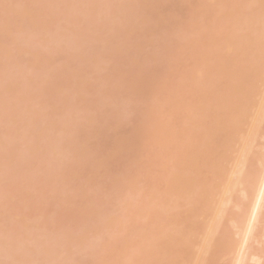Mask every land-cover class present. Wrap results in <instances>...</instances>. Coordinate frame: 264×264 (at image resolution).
Listing matches in <instances>:
<instances>
[{"label": "bare ground", "instance_id": "6f19581e", "mask_svg": "<svg viewBox=\"0 0 264 264\" xmlns=\"http://www.w3.org/2000/svg\"><path fill=\"white\" fill-rule=\"evenodd\" d=\"M14 1H16V0H14ZM46 1H48V0H39L38 2H37V0H21V2H20V0L19 1H16V2H20L19 4L18 3H16L15 2V4H13V1L12 0H0V4L2 5L1 6V9H0V34H1V32H2V30H3V32H4V34H5V32L7 33V37L6 36H2V35H4L3 34V32H2V34L0 35V36H2V37H0V38H4L5 39V42H6V40L8 39V36H10L11 38H13L14 40H13V42H11V43H13V44H15V45H10L11 43H9V45H8V47H6L7 46V44H8V42H10V41H12L11 39H10V37H9V40H7V44H4V43H1L0 42V49H2V50H0V53H2V54H0L1 56H0V124H1V126L3 127V128H5L4 127V125H3V123L4 122H7V123H9L8 125H7V123H6V125L5 126H9V125H12V127H10L9 129H11V128H15V129H12V130H14L13 132H11V133H7V128H5L6 130H5V132H4V130L2 131V129H1V126H0V147H4V154L2 153V151H1V149H0V151H1V153L2 154H0V155H2V157L0 158V194H1V197H0V199H1V201H5V202H7V203H5V206L3 205L4 203L3 202H0L1 204H0V208L2 209V205L4 206V207H8V205H10V207L11 206H13L12 204L14 203V201L15 202H17V200H22V199H24V198H28V197H30V195L32 196V197H36L37 195H39L40 197H42L44 194L43 193H40V191L38 190V192H39V194H38V192H37V190L35 189V191L37 192V194H36V196H35V194L33 193V194H28V192L26 191V192H24V191H22V189L20 188V187H22V186H20L19 188L17 187V190L18 189H21L20 191L21 192H23V193H15L14 191H13V188H14V186L15 185H17V184H19L20 182L22 183V181H24V180H22V179H28L29 180V178H30V176H32L33 175V173H35V172H37L36 174H35V176H36V178H35V181L33 180V179H31L34 183L35 182H39L38 184H40L41 186H42V188L41 189H43V191L46 193V191L45 190H47V186H46V184L48 185V182H47V180H44V179H47L44 175L46 174H48V175H50V173L52 172L53 173V177H52V179L50 178V180H49V182L51 181V180H53V183H52V185H54V187L57 185V184H60L61 182H62V180H64L66 177H65V174H69V176L68 177H71V180H70V178H68L70 181L68 182V181H64V182H66L67 184H64V182H62L63 184V187H62V185H58L57 187H55V189H54V191H52V192H54V193H56L55 191H57L58 190V193L60 192V193H62V195H66V193H67V185H69V191H68V194L66 195V198L69 200V199H71L70 201H68L67 203H69V204H71V205H69L68 204V207H69V210L66 208V207H64L65 208V210H62L61 208H63V206L65 205V203H64V201L62 202V195H61V201L59 200V197L60 196H57V194L54 196V194H53V196L52 195H50L51 193V191H48L47 193L48 194H46V197H47V195L48 196H52L53 197V199H58L57 201H60V205L62 204V203H64V204H62L60 207L61 208H58L62 213H60L59 212V210H58V212H57V214L56 215H58V217H59V215H60V218H61V216H63L64 215V217L63 218H65L64 220L66 221V219H67V213H69V211H71L70 209V206L72 207L73 205H74V202L73 201H75V206L77 207V209H76V207L74 206V208H73V210L74 211H76V210H79V211H81V212H79V211H77L76 213H75V215L76 216H78V215H80L81 214V219L83 218L84 219V221H81V219H80V217H78V218H76L75 217V215H74V213L71 211L70 213L72 214L73 213V215H74V217L76 218V219H78L79 221H81V222H83V223H81V224H79L81 227L85 224V222L87 221L86 219H88L89 220V222L92 220V222L95 224V221H97L98 219V221H101L103 218H105L106 219V217L108 218L109 216H105V215H107V208H103V206H102V208L103 209H105V211H106V213H104V211L103 210H100V211H102L101 213L104 215V217H103V215H101L100 213L98 214V212H96L95 211V209H96V207H99V205L103 202V204L105 203H107V201L108 200H110V202L109 203H107V205H108V209L112 206V207H117L119 204L122 206V203L124 202H122V200H124V196L125 195H127L129 192L128 191H130V188L131 187H129V189H128V185L130 184L129 182H131V181H133L132 179H134L135 181H134V183H136V185L134 184V186L135 187H137L138 188V186L139 185H141L140 186V189H141V187L142 186H144V185H146V184H149V183H145V180H144V182H143V178L144 179H147V174H149V173H154L152 170H153V165L152 164H154L155 166H156V168L158 167L157 165L160 163V160L162 161L161 162V164L160 165H167V164H169V162L168 163H166L165 161H164V159L167 157V153H168V144H166L165 142H166V139L169 137V135H166L168 132H170V133H168V134H170L171 136H173V135H175V136H173V138L171 137V138H168L169 139V141L170 142H168V140H167V142L169 143V146H170V143H171V146L169 147V156L171 157V155L170 154H174L177 158H173L174 157V155H173V157L171 158V160L172 159H174L175 160V162H172L171 160H170V162H172L174 165V167H175V169H177V168H183L184 170L186 169V170H188L189 171V173L188 172H185L184 173V170L182 169V170H180L181 172H182V174H186V173H188L189 174V176H184V175H182L181 173H179V172H177V171H175V174L173 173L174 171H170L171 172V174H169L170 172H169V169H167L165 172H167V173H165L164 172V170H165V168L166 167H163V171H160V172H164V174H168V176H166V175H164V174H157V175H159L160 176V178L158 179L157 178V182L158 183H156L155 181H153V182H155V184H161V187H160V185L159 186H157L156 185V187H155V185H154V183L152 184V186L153 187H149V188H152V189H149V191L148 190H144V189H146V188H144V189H142V190H140L139 188H138V190L139 191H143L144 192V194H142V195H145V199L146 200H148V198H146V196L148 195V194H150V190H152L153 192L154 191H157L158 192V190L157 189H159V192H161V193H159L161 196H162V198H165V196H166V198L165 199H159V200H161V201H159L160 202V204H162L160 207H158L159 209L161 208V207H163V203H165L166 201L167 202H171L172 201V204H174L175 202L173 201L174 200V198H175V196L177 195V196H179L180 194V197L182 196L183 198H182V200L184 199V203H187L188 202V204H187V206L188 207H186V204H185V206H181L180 205V207H185V209H186V211H187V209L189 208V210L187 211V215H188V212L189 211H191L192 209H193V207L195 208V207H198L199 208V206H200V203H199V206L197 205L196 206V204H193V203H196L195 201H199V202H201L202 204V207L203 208H201V209H204V208H208V206L211 204H213L214 206H213V208H211V209H213L212 211H211V209H209L211 212V214L210 215H208V216H212L211 218H209V220H212V222L210 221L208 224L207 223H205V224H207V225H209L210 223H211V225L210 226H207L206 227V225L204 226V223L202 224H200V225H202V226H199L198 227V225L199 224H197L196 225V228H195V224L197 223V221L195 220V222L196 223H194L193 222V219H192V217H190L189 219H188V217H187V219H186V223H188L187 221L188 220H190L189 221V223H191V224H189L188 223V227H186L187 229H184V231H183V229L182 230H178V231H182V232H179V234L180 235H183L182 233H187V235L190 237L191 235L190 234H192L193 232H195V231H197V233H199L200 234V236H201V234L204 232V233H206V234H203L202 236H204V240L201 242V243H197L196 241L194 242L193 240L194 239H192V241L194 242H192V241H189L188 242V244H187V241L186 240H184L185 242V245H184V243H182L183 242V240H182V242H181V240H179L180 238V235H176V233H177V231L175 230V231H170V232H168V233H166L165 234V236H167V237H165L164 236V234L162 235V237H160L159 235H157V238H162V240L160 241V243H159V245L161 244V242L162 243H165V244H163V245H161V246H163L164 248H163V251L160 253L161 254V259H159V260H161L160 261V263L159 264H179L178 263V260H180L181 261V257L183 258V261H185V260H187L186 259V257L188 258L191 254H192V252L194 253V252H196V251H198V250H196L197 248L196 247H198V248H200V250H201V253L199 252V256H197L196 254H197V252H196V256L194 257V260H192V255H191V260L192 261H194V263L195 262H197L196 264H264V0H258V2L253 6V8H251L252 9V11H254L253 13L255 14V16L256 17H252V20H254V24L252 23V21L251 20H249L248 18H250V17H248L247 18V22H248V20H249V22H251L250 23V25H252V29L250 28V25H249V30H248V23L246 24V18H245V14H243V16H238L239 15V12H240V8H237V5H240V3H239V0L236 2V0L234 1H232V0H230L231 2L230 3H233V5H234V2L235 3H237V5L235 4L234 6H236V9L234 10L233 8L232 9H230L231 8V6L228 4V2L227 1H224V0H222L223 2H226V4L224 3V6L226 5H228V8H229V6H230V11L228 12V10L229 9H227L226 7H224V8H226L227 9V12H225L224 13V11L221 9L222 7H223V5H222V3L220 4L221 5V8L216 4V0L214 1V5L212 4V0H202L203 1V3L205 2V3H207L206 4V7L204 6L205 5V3L202 5L201 4V6L202 7H204V9H205V12L207 11L210 15H207L205 12H204V9L201 7V6H199V4L197 3V5L200 7V10H198V8L199 7H197L196 6V1H198V0H193V1H191V0H173V1H175V3H173V2H171V1H167V0H165V1H163V0H161V1H163L164 3H166L165 5L161 2V4H163L164 6H160L161 4H159L160 3V1L158 0H156L157 2H159V3H157L158 5H159V7L157 6V4H156V2L154 1V0H151V2L148 4V1L147 0H136L137 1V3H138V5H140V7L138 8V10H142V9H145V10H143V13H144V11H146V10H149L148 11V14L149 15H151L150 16V18L152 17L153 18V20L152 21H150L151 19L150 18H148V17H144V16H147L148 14H147V12L145 13V15L143 14L142 15V17H140V16H138L141 20L143 19V21H144V23L143 22H140L141 23V25H142V23L143 24H145V23H147V21H150V22H152L154 25H152V23L149 25L148 23H147V28L149 29V32L152 34V36H153V38L155 39V41H157L158 39H159V41L161 40L160 39V37H162V33H160L161 35L159 36L158 35V33L160 32V31H156L157 32V35H158V37L156 36V32H155V30L154 29H156V28H154V27H158V29H159V27L160 26H163V28H162V30H165V31H163L164 33H163V35L166 33V34H168L169 33V31H171V33L173 34L174 33V35L175 34H177V33H179V32H181V33H183V35H185L186 33H187V31H188V28H189V24L191 23L190 21H188L187 20V17L188 18H190L191 16V18L190 19H192L193 18V20H194V18L195 17H193V14L195 15H197V14H200V11H202L203 10V14H201L202 16H203V19H206V20H203V21H201L200 22V20H202V18L200 19V18H198V20L197 19H195L198 23L200 22V25L199 24H197L196 23V21H195V23H194V21H193V23H192V25L190 26L191 27V29L194 27V26H198L199 25V27L200 26H203L204 25V29L205 30H207L208 31V33H209V31L211 32H213V34H215V35H213L212 34V32H211V35L209 34V36H208V38L210 39V36L211 37H213L212 39V41H210L211 43H213V47H215V49H217V46H221V40L223 39L225 42H227V44L226 43H224V47L222 46L221 48L222 49H224V50H222L221 48H220V50H218V51H221V52H219V55H218V52L216 53L215 51V49H213V50H215V51H213L212 50V48H211V51H212V53L213 52H215L216 54H213V55H217V56H212V57H215L214 59H212V60H215V61H213V62H211V63H213V65L214 66H216V67H214L211 63H210V65L212 66V67H210L212 70H214V69H216V72L217 73H215V71H214V73H215V76H216V78H215V76H213V78H215V79H219L220 81H223V79H225L224 81L225 82H221L220 83V81H218V80H213V82H211L212 80H210V78H212V76H209L208 74H210V75H214V73H213V71H210V68L207 66V65H209V62H208V60H207V62L208 63H206L205 65H204V63H201L202 64V66H204V67H202V66H200L199 64H200V58H202V57H200L201 55L203 56V60L201 59V62L202 61H204L205 62V58L207 57V55L208 54H206V55H203L202 54V52H201V50H200V52L201 53H199V52H197V54L199 53V54H201V55H198L200 58H199V62H198V56L196 57V60L194 59V60H192V63H193V68H194V65L195 64H197V62H198V64H197V67L198 68H205L206 70H207V73H205V69H204V72H200L201 70L203 71V69H200V71H198L199 69L197 68V67H195L194 69H196L197 68V70L195 71V70H192L193 68H192V65H191V67L189 68V64H192L191 62L190 63H187V62H189L185 57H188V56H185V54L188 52V53H190V54H192V55H194V53L193 52H189L190 50L189 49H193L194 48V50H196L195 48H197V50L196 51H199L198 49L200 48V47H196L197 45L198 46H200V44H198V43H196V42H194L195 40H196V38H198L200 41H202V39H206L207 38V31L205 32V33H207V34H201V28H198L197 26H196V28H198V29H195L196 31L198 30V35H199V37H198V35L196 34V31L193 33V30H191L190 32H188V33H190V35L192 34V35H196L197 37L195 38L194 37V40H192L193 42H191L190 43V41L189 40H186V43H188V44H192V45H194L193 47H191V48H188V50L189 51H187L186 49L187 48H185L184 49V51L186 52H183V49H181V53L182 54H184V56H180V55H182L181 53H179L180 52V48H182V45H181V47H180V45H178V43L180 44V43H184V42H176L175 43V39H178L177 38V36H175L174 38H171V37H173L172 35H170V38L171 39H167V40H169L168 42H169V44L170 43H172L171 41H172V39H174L173 41V43L175 44V46H177V47H180V48H176V47H174V48H176V51L175 50H172V49H174L173 47L170 49V47L172 46V45H174L173 43H172V45L170 46V47H167L168 45H164V49H160V45H161V41L162 40H164L165 39V37L167 36H165L161 41H160V44H159V41L158 42H155V41H153L154 39L153 38H151V40H150V37H152V36H150L149 35V32H148V30H147V28L145 29V27H139L140 25H138V27H137V23L139 24V22H137V23H134V27H136V30L137 29H139L140 30V28H142L141 30H143L144 29V31L143 32H145V30L147 31V33H148V35H147V37H144L145 36V34H144V36L142 35V38L147 42V40H148V43H147V45H145L146 43H143L144 44V46H147V47H152V46H150V44H153L154 45V43H156V45L157 46H159V48L156 46L154 49V51L155 52H153V50L151 51L152 53H151V55H150V50H147V49H149V48H147L146 50L149 52V54H148V52H146L145 51V48L143 47V48H141L142 46H141V43L142 42H144V41H142V39L140 38L141 37V34H140V36H139V34L138 33H140L141 32V30L140 31H135V29H133V30H130V29H132L133 28V24L132 23H130L129 22V20H131L133 17H134V21L136 22V20L138 19V20H140L139 18H137L136 16H135V13L136 12H131V13H133V14H131L130 12H128V13H130L131 15H129V17L131 18H129V20H127L128 19V13L126 12L131 6H133L134 5V7H136V1H132V0H130V3H132V2H134V3H132L133 5H131L130 3L127 5L126 4V7H123V6H125L124 4H125V2H127L128 3V1L129 0H124V4L122 3V0H107V3H104L103 4V0L100 2L99 0H66V1H60L61 3H63L62 4V6H63V10H65V11H62V10H60L61 9V3H60V5L57 3H55L56 5H55V8L53 7V6H51L50 4V8H54V9H56V6L58 5V6H61L60 8H59V10L60 11H62L63 13L62 14H60V13H58V14H60L59 16H57L58 14H57V12H55L54 14L53 13H51V14H53V15H56V17L55 16H53V15H51L50 14V12L49 11H51V10H54V9H49L48 7V3L50 2V1H48L47 2V4L45 3ZM51 1H53V0H51ZM55 1H58V0H54V2ZM150 1V0H149ZM210 1H212L211 3H210ZM218 1V0H217ZM249 0H247V1H243L242 0V2L243 3H245V2H248ZM254 2L255 3V0L253 1V0H250V2H248V3H252V2ZM11 2H12V4H11ZM43 2L44 4H45V8H47L46 10H47V12L46 11H44V9H43V7H44V4H41V3ZM59 2V1H58ZM104 2H106V0H104ZM154 2V3H153ZM167 2H169V3H167ZM181 3L180 5H181V7H182V10L184 11V9L187 11V13L189 12V11H191V13H193V14H191V16H188L186 13H183V14H181V7L177 4V3ZM190 2H192V4H191V6H188V5H190ZM200 2H201V0H200ZM208 2H209V6L211 7V5H213V6H215L216 7V9H213V11L215 10V11H219V10H221V12L222 13H224V14H221V12L219 13V14H221L220 16L222 17V15H223V17H224V15H226V13H233L232 11L234 10L235 12L237 11L238 12V14H237V12H236V15L238 16V18L240 17V18H242L243 17V22H242V20H241V24L239 25V23H240V20H236V18L237 17H235L234 15L235 14H233V16L235 17H233L235 20H233V19H231L232 17L230 16V24H231V22H232V20L233 21H235V25H234V29H236V28H238V27H236L235 28V26H237L236 24L238 23V25H239V29H236L235 31L234 30H232L233 32H238V34L242 31L241 29H240V26L242 27V25L243 24H245L244 25V30H245V34H244V31H242L243 33V35L242 34H237L238 36H240V35H242L241 36V38L239 37L238 38V36L236 37L235 36V38L233 37L234 36V34H233V32H232V34H233V36H230V35H224V33L223 32H225L226 33V30H224V27H222L221 26V28H220V26L218 25L219 24V21H220V24L222 25V23L225 21V19H224V21L221 19V17H219V14H218V18L219 19H221V20H215V21H217L218 23H216V22H213L212 20H210V19H214L213 18V16H215L216 14H217V12H215L214 11V13L213 14H215V15H213L212 16V12L213 11H209L210 9H209V6H208ZM240 2H241V0H240ZM241 2V3H242ZM52 3V2H51ZM119 3V4H118ZM184 3V4H183ZM187 3H189V4H187ZM194 3H195V7H197V8H193L192 6H194ZM202 3V2H201ZM8 4H10V5H12L11 6V10H12V12H11V14L13 15V17L15 16V20H17V22H15V20H14V18H13V20L14 21H12L11 20V17H9V16H6L7 14L9 15L10 13H7V12H3V11H6L5 9L7 8V10L9 9V7L10 6H6V5H8ZM39 4H41L40 6H39ZM153 4V5H152ZM156 4V5H155ZM168 4V5H167ZM171 4H175L174 6L172 5L171 6ZM177 4V5H176ZM245 4H247V3H245ZM43 5V6H42ZM52 5H53V3H52ZM115 5H118L117 6V8H116V6ZM120 5H123L122 6V11H124V9H127L126 11H124V13H123V15L121 16V14H119L120 16H119V19H117L118 18V14L117 15H115V13H119V11H120V13H121V8H119L118 9V7H121ZM141 5H147L146 6V8H144V6H142L141 7ZM155 5V6H154ZM217 5V6H216ZM250 5H253V3L252 4H248V6L249 7H251ZM5 6H6V8H5ZM58 6H57V8H58ZM103 6H105V9H104V11H102L103 9H102V7ZM115 6V7H114ZM130 6V7H129ZM177 6H179V8H177ZM186 6L187 7H189V8H186ZM212 6V7H213ZM114 7V8H113ZM148 7V8H147ZM161 7V8H160ZM163 7V8H162ZM164 7H169V9L168 8H166L168 11H170V8H171V12H173V14H169L171 17H168L169 15H166V12H164V13H162V15H161V13H159L160 11L159 10H163V11H165L166 9L164 8ZM183 7H184V9H183ZM193 8V9H190V8ZM208 7V8H207ZM214 7V8H215ZM219 7V8H218ZM239 7V6H238ZM243 7V6H242ZM132 9H129V11L130 10H136L137 9V7H136V9H134L133 7H131ZM159 8V9H158ZM175 8H177V10L175 9ZM201 8H202V10H201ZM244 8V11H245V8H246V6L245 7H243ZM113 9L115 10V11H113ZM165 9V10H164ZM173 9H175V10H173ZM187 9H190L189 11L187 10ZM194 9H196V10H198V12L199 13H197V11L196 10H194ZM208 9V10H207ZM219 9V10H218ZM248 9H250V8H248ZM250 9V10H251ZM58 9H56V11H59ZM106 10H107V12L108 11H111L112 10V12H113V17L110 15V17L113 19L114 18V20L115 19H117V20H115L116 21V23L118 24V20L119 21H121V20H123V19H125V18H123L125 15H126V17H127V19H125V20H123L124 21V25H125V21H126V23H127V21L131 24V26L129 27V29H128V27H127V25L128 24H126L125 25V28H127V30H128V33H129V35H130V37H132L133 38V36L132 35H134V37L135 36H137L139 39H141V40H137V39H134V41L133 42H135V40L137 41V42H135V44L133 43V44H131V46H130V44H129V42H131L132 43V38H130V40L128 39L129 38V35H128V33L125 31V37H124V32H123V39L125 40L126 38H127V36H128V38H127V40H125V41H127L128 42V44L129 45H127L126 44V42L123 40V39H121V40H123V41H121L120 39H119V42H118V39L117 38H119V37H117L116 38V36L118 35V31L119 30H117V28H115V27H113V28H115L116 29V34L115 33H113V31H115V29H113L112 30V28H110V30H108L109 28H108V26H105L104 27V25L106 24V25H108L107 24V22H105L104 24L102 23L103 21L102 20H100V19H98L99 17L98 16H96V15H99L100 16V14H101V16H102V14H103V16L104 15H106L107 14V16L109 17V13H107L106 12ZM211 10H212V8H211ZM242 11H243V9H241ZM247 10V9H246ZM250 10H249V12H250ZM116 11H118V12H116ZM137 11V10H136ZM163 11H161V12H163ZM174 11H176V12H174ZM195 11H196V13H195ZM251 11V12H252ZM54 12V11H53ZM74 12H77V17H79V15H81V16H83V15H85V14H83V13H90L91 15H92V20L91 21H93V19L95 20V18H97L98 20H99V25H101V23H102V26H100V27H104V29H106L107 28V30H106V32L108 31V34L110 35L109 37H110V39H112L113 38V40L114 41H112V40H110L112 43H110L109 42V37L107 36V33L106 32H104V30H101V28H100V30H101V33H100V35H99V32H100V30H98L97 28H96V30H95V23L96 22H98V20L96 21L95 20V22H94V25L92 24V25H90V26H94V29H93V27H92V29H91V27L89 28L88 26L89 25H85L87 28H89V30L90 31H94L95 30V32H92V33H90V35L91 34H94V35H92L93 36V38L92 39H90V37H88L89 36V34H88V36H87V32L86 31H88L87 29H84L83 28V26H81L84 30H85V34H84V31H82V33H81V27H79L80 28V30H78L76 27H78V26H80V24L82 23V25H84L85 23L86 24H91V23H89L88 21H86L84 24H83V22H80V21H82V20H78L77 18H75V20H73L72 19V14L74 13ZM83 12V13H82ZM105 14H104V13ZM115 12V13H114ZM127 14H126V13ZM170 12V13H171ZM177 12H178V14H179V12H180V15H178L177 14ZM5 13H7V14H5ZM70 13H72V14H70ZM78 13H80L79 15H78ZM139 13H140V11L138 12V15H139ZM141 13H142V11H141ZM140 13V14H141ZM151 13V14H150ZM168 13V12H167ZM241 13V12H240ZM244 13H246V12H244ZM247 13H248V11H247ZM246 13V15H249V14H247ZM15 14V15H14ZM88 14H87V16H88ZM89 14V15H90ZM163 14L164 15H166V18L163 16ZM185 14H186V18H185ZM189 14V13H188ZM253 14V15H254ZM76 15V13L74 14V16ZM94 15L96 16V17H94ZM148 15V16H149ZM153 15V16H152ZM183 15V16H182ZM200 15V17H202ZM251 15V14H250ZM87 16L85 15V17L87 18ZM114 16H116V18L114 17ZM180 16H182V18L180 17ZM199 16V15H198ZM211 16H212V18H211ZM217 16V15H216ZM229 16H225V18H227L226 20L227 21H229ZM8 17V18H7ZM76 17V16H75ZM84 17V16H83ZM82 17V18H83ZM104 17H106V16H104ZM108 17H106L105 18V20L107 19V20H110V19H108ZM207 17H209V19H207ZM81 18V17H80ZM145 18H148V20L146 21V19ZM168 18V19H167ZM184 18H185V20H184ZM217 17H215V19H218ZM239 18V19H240ZM245 18V19H244ZM83 19H85V18H83ZM180 19H181V21H180ZM189 19V20H190ZM200 19V20H199ZM53 20H55V23L57 22V24H59V28H58V25H56V26H54V27H56V28H58V30H56V28H55V31L56 32H58V31H60V32H58L57 34L59 35V38H60V40H58L59 38H54L55 37V34H56V32H53L52 30H54V27H53V29L51 28V26L53 25V23H54V21ZM106 20V21H107ZM114 20H111V22L109 21V23H113L112 21H114ZM140 20V21H141ZM176 20L177 21H179L178 23L176 22ZM182 20H184V23L186 24V25H189V26H187V28H186V31H185V34H184V32H182V31H184V30H180V31H177L176 30V28H178V26L180 25L183 29H185V25L184 24H181V22L183 23V21ZM209 20H210V22H209ZM245 20V21H244ZM51 21H53V23L51 22ZM64 21V22H63ZM90 21V22H91ZM101 21V22H100ZM132 21H133V19H132ZM133 21V22H134ZM154 21V22H153ZM186 21H187V23H186ZM204 21H206V22H204ZM212 21V22H211ZM227 21H225V22H227ZM239 21V22H238ZM15 22V23H14ZM60 22H63V23H61L62 25H60ZM66 22V24H64ZM190 22V23H189ZM209 24H208V23ZM237 22V23H236ZM14 23V24H13ZM189 23V24H188ZM201 23H203V25H201ZM213 24V23H216L215 25H217L216 27H214L213 25V28H214V30H213V28L211 29V24ZM228 23V22H227ZM243 23V24H242ZM25 24H27V26L25 25ZM64 24V25H63ZM97 24V23H96ZM121 24V22H119V25ZM129 24V25H130ZM174 24H176V25H178L177 27H175L174 26ZM194 24V25H193ZM196 24V25H195ZM224 24V23H223ZM226 24V23H225ZM224 24V25H225ZM15 25H17L18 26V31H20V29H21V31H24L25 29H27V30H25L26 31V36H28V38L30 37V38H33L34 37V35H35V31L37 32V30H35L34 31V29H32V28H36V29H38V31H39V29H41L40 30V33L42 32L43 34H40L39 32V35L41 36V38H40V36H38L40 39H42V40H44V42L42 41L41 43H46V42H51L50 41V39L48 40V37L51 35L50 34V30L52 31V36H50L52 39V41H55L54 43H57V40H58V42L59 43H57V44H59L60 46H61V48H63V51L64 52H59V50L61 49H59L58 47H59V45L57 46V45H55V47H57L58 48V52H59V56H60V54H62L63 55V53H65V52H69L70 53V55H69V53H68V55H67V57H69V56H71V54H73V55H76L74 58L71 56V58L70 59H76V60H74L75 62L77 61V63H79V66H82V65H84L85 63V61H89V63L92 65L93 63V60H94V62H96V63H102L103 64V62H106V61H100V56H99V58H98V56H97V58L96 59H93L92 58V61H91V58L90 57H92L91 56V52L92 51H94V53H96V54H94L95 55V57H96V55H99V52H98V50L100 49H102V51H100V54H102L101 52H103L104 50H106V47H108V48H110L111 49V51H109L108 53H105V51L103 52V54L105 53V57L106 58H108L109 56H110V54L111 55H113L112 54V52H114V51H116V48H117V51H116V53H114L115 55L114 56H116V54H117V52H118V55H122L121 57L122 58H124V56H130L129 58H127V57H125L123 60H119V59H121V57L119 56L117 59H116V57L115 58H113V59H116V62L118 61V63H116L117 64V67H120L121 66V68H122V66L123 65H121V64H119L120 62H122V61H124V60H126L125 62L126 63H128V64H130V62H132L131 63V66L133 67V65L134 66H136L135 68L133 67V69L134 70H130V69H132V67L130 68L129 66H127V64L124 62V64H126V65H124L125 67H127V68H130V69H128V72L126 73H123V74H125V75H127V76H124L123 74H119L118 72H123V70H126L125 68H124V66H123V68L122 69H117V67H115L116 66V64L112 61V59H111V56L108 58L109 60L111 59V63H109V62H107L108 64H109V67L107 66H105V64H104V69H106V68H108L107 70L109 71V72H106V73H110L111 72V74H107V76H106V73L104 72L103 73V71H105L104 69L102 70L101 68L103 67V65H102V67H99L98 68V66L96 65V67L94 68H92V66L90 67H88V68H91V70H94V71H91L90 69H88L87 68V66L89 65V64H86L87 66H86V68L88 69V70H86V68H85V66H83V69H84V71H86L87 73H85V72H81V70H82V68H72V66H69V64L68 63H65L64 62V60L66 61V60H68V58L65 56H63V57H61L60 58V62H61V59H62V61L64 62V63H62L63 64V68L61 69V73L62 74H60V72L59 71H56V72H58L57 74L56 73H54V74H56V76H58V74H60V76H58L57 78H56V76L54 75V76H52V77H54V78H56L55 80H53L54 78H52V80L50 81V82H47L46 80L48 79H44V80H42V82H40V80H41V78L43 79L44 77H46V75H48V74H50V72H52L53 70H50L51 69V66H53L54 64H55V61L57 62V57H58V55L56 56V54H58V52H56V51H52V49H56L57 50V48H54V44L52 45V44H49V42H48V44L47 45H45L44 44V47L41 45H39V47L40 48H38V49H41V48H45V50H46V52H44L45 50L44 49H42V50H44V51H38V50H29V48H28V45H27V47H25V45H26V42L27 41H24L25 43H23V41L21 40V43H23L22 45L24 46H22V45H20V42H18L19 40H18V36H17V40H16V37H15V34H17L16 32H18L16 29L17 28H15V30H14V27H15ZM55 25V24H54ZM150 27H149V26ZM165 25H166V29H164V27H165ZM183 25H184V27H183ZM30 26V27H29ZM61 26H64V27H61ZM67 26H69V27H67ZM117 26V25H116ZM121 26V25H120ZM153 26V27H152ZM180 26H179V28H180ZM231 26H233V23H232V25H227L225 28H228V31H229V33L231 34V30H229V27H230V29L231 28H233V27H231ZM247 26V27H246ZM25 29H24V28ZM32 27V28H31ZM111 27V26H110ZM117 27H119V26H117ZM132 27V28H131ZM153 29H152V28ZM173 27H174V29H173ZM205 27H209V28H205ZM246 27V28H245ZM2 28V29H1ZM31 30H30V29ZM51 28V29H50ZM160 28V29H161ZM170 28V30H168ZM179 28H178V30H179ZM217 28H220V32L221 33H219V34H221V35H219L218 33H216V31H218V30H216ZM30 31H29V30ZM82 29V30H83ZM118 29H123L124 30V28H123V26H121V27H119ZM190 29V28H189ZM201 29V30H200ZM203 29V30H204ZM209 29V30H208ZM242 29H243V27H242ZM251 29V30H250ZM112 30V31H111ZM126 30V29H125ZM152 30V31H151ZM153 30H154V32H153ZM167 30H168V32H167ZM172 30H174V32L172 31ZM204 30V31H205ZM223 30V31H222ZM241 30V31H240ZM20 31V32H21ZM25 31L22 33H20V32H18L19 34V36H21L22 34H24L25 33ZM27 31H29V33L31 32V31H33V34L32 33H30V34H32V37L31 36H29L30 34L27 32ZM96 31H99V32H96ZM102 31L105 33L104 35L102 34ZM109 31H111L115 36H111V35H113L112 33L110 34V32ZM130 31H133L132 33L130 32ZM177 31V32H176ZM203 31V32H204ZM249 31V32H248ZM120 32V31H119ZM135 32V33H134ZM143 32H141V33H143ZM154 34H153V33ZM162 32V31H161ZM176 32V33H175ZM202 32V33H203ZM219 32V31H218ZM28 33V34H27ZM127 33V34H126ZM131 33V34H130ZM134 33V34H133ZM137 33V34H136ZM146 33V32H145ZM171 33H169V34H171ZM223 33V34H222ZM54 34V35H53ZM56 34V35H57ZM71 35V37H70V35ZM81 34L83 35H85L84 37H82L81 36ZM96 34H98V35H96ZM122 34V32H120V35ZM201 34V35H200ZM231 34V35H232ZM47 35H48V37H47ZM71 38V42H73L74 40H73V38L75 39L76 37L77 38H79V37H82L83 39L81 40V38H79L78 40H80V41H82L81 42V45L79 44V45H77V44H75L76 43V39H75V41L73 42V45L75 44V46H73V48H75L76 47V45H77V47L79 46H82L83 47V45H84V47H83V49H81V47H80V49H81V51L82 52H79V53H81V54H79V53H77L76 54V52L75 51H79V47H78V49L77 48H75L76 50H73L71 47H72V43H68L67 41H66V44L67 45H69L70 44V46H69V48H68V50L71 48V50H67L66 51V49L67 48H64L63 46H65V45H63L62 44V42L63 41H65V40H62V39H67V40H70V38L68 39V36ZM102 35V36H101ZM180 35V34H179ZM179 35H178V37H179ZM189 34H187L186 35V37H189L188 36ZM194 35V36H195ZM204 36V37H206V38H202L201 36ZM25 36V35H24ZM24 36H21L20 37V39L22 38V37H24ZM26 36H25V38H26ZM67 36V37H66ZM72 36H73V38H72ZM75 36V37H74ZM89 38V40H90V42H92L91 40H93L94 38L96 39L97 37H99L98 39H96V41L98 42V40H99V42H98V44L97 45H99V43H100V46H101V43H107V44H105L103 47L101 46V48H99V49H97L98 48V46L97 47H95V45H93L94 43H91V45H93V47L94 48H96L97 50L95 51V50H91V52H87V50L88 49H86V47L85 46H87V48H89V46H90V48H91V45H90V42L88 43L87 41V39H85V38H87V37ZM105 36H107V40H105ZM148 36H150V37H148ZM169 36V35H168ZM168 36H167V38H168ZM180 36H182V34L180 35ZM215 36L217 37H219V40L216 38L215 39ZM230 36V37H229ZM102 37H104V38H102ZM121 37V36H120ZM156 37L158 38V39H156ZM191 37L192 36H190V39H191ZM231 37H233V38H231ZM35 38L37 39V35L35 36ZM147 38V39H146ZM149 38V39H148ZM183 38V37H182ZM207 38V39H208ZM23 39V38H22ZM27 39V38H26ZM36 39H34V40H36ZM54 39V40H53ZM87 40V41H85V40ZM94 39V40H95ZM104 39V41L102 42L101 40H103ZM193 39V38H192ZM207 39H206V41H207ZM16 40V41H15ZM24 40V39H23ZM28 40H30V39H28ZM29 41V44H31L32 45V43L34 44H36V42L35 41ZM38 40V39H37ZM73 40V41H72ZM129 40V41H128ZM178 40H180V39H178ZM177 40V41H178ZM216 40V43H214V41ZM220 42V43H218V41ZM222 40V41H223ZM0 41H2L3 42V39H0ZM39 41L40 40H38V42L37 43H39ZM80 41L79 42H77V43H80ZM83 41H85L86 43H84ZM101 41V42H100ZM138 41H142V42H140V44H138L137 45V43H139ZM152 41V42H151ZM189 41V42H188ZM196 41H198V40H196ZM223 41V42H224ZM16 42V43H15ZM60 42H61V44L63 45H61L60 44ZM95 42V41H94ZM121 42V43H120ZM122 42H124L123 44H122ZM149 42H150V44H149ZM210 42H207V43H210ZM222 42V43H223ZM96 43V42H95ZM159 45H158V44ZM163 43H165V41L163 42ZM167 43V42H166ZM204 43H206L205 41H204ZM4 44V45H3ZM18 44V45H17ZM25 44V45H24ZM86 44V45H85ZM110 44V46H112V45H114V46H116V47H114V46H112V47H114L115 48V50L112 48V47H109L108 45ZM122 44V45H124V44H126L123 48H124V50H126V51H130V52H128L127 54H125L126 52L120 47V45ZM177 44V45H176ZM185 44V43H184ZM214 44H217L216 46H214ZM220 44V45H219ZM3 45V47H4V49H3V47H1ZM48 45H51L50 46V50L48 51V52H50V51H52V52H50V54L47 52V50L49 49L48 48ZM66 45V46H67ZM121 45V46H122ZM149 45V46H148ZM202 45V44H201ZM203 45H205V44H203ZM206 45H211V44H206ZM205 45V46H206ZM15 47V49H18V50H15L14 49V52H13V47ZM35 46H37V45H35ZM65 46V47H66ZM99 46V47H100ZM127 46V47H126ZM166 46V47H165ZM205 46L204 47H202L201 46V48H202V50H203V48H205ZM208 46H207V48H205L204 50H203V53H207V51H205L206 49L208 50V49H210V48H208ZM17 47V48H16ZM38 47V46H37ZM162 47H163V44H162ZM185 46H183V48H184ZM211 47V46H210ZM27 48H28V50H27ZM48 48V49H47ZM84 48L86 49L85 51H86V54H87V56H88V59L85 57V53L83 52V50H84ZM90 48H89V50H90ZM103 48H104V50H103ZM107 48V49H108ZM126 48H128V49H126ZM166 48V49H165ZM219 48V47H218ZM26 49V50H25ZM65 49V50H64ZM143 49H144V51L146 52H144L143 51ZM156 49H158L157 51H165V52H167V53H171V51H174V52H177L178 51V53L180 54H177V53H175V54H177L178 55V59H180L181 58V60H185V63H183V61H181V62H179V61H177L176 59H175V57H174V60L172 59L173 57H171V59L170 58H168L167 59V57H170V56H160L159 55V53L157 54L156 52ZM160 49V50H159ZM74 51L75 53H73V52H71V51ZM193 50V51H194ZM233 50H235L236 51V55L237 54H243V55H240V57H242V56H247V57H244L242 60H245L246 58H248L243 64H241L242 62H239V64L238 63H236L237 61H239V59L237 60V59H235V58H233V57H235L236 55H232V54H230V53H234L235 54V51H233ZM17 52V55H18V53H19V55H22V57H19V56H15V60L17 61V62H21L22 60V62H24V64H25V62H26V64L25 65H27V67L26 68H28V69H25V68H22V66L24 67V64L21 66L20 64H22V63H20L19 65H17V62L16 61H14L13 60V57H14V55H15V53ZM131 51H134V54L137 52V53H139L140 52V54L142 53V54H144L145 53V56H144V58H146L147 56H146V54L147 55H149L150 57H154V58H152V59H150L149 61H148V59L146 58L145 59V61H146V63L143 61V66H146L145 64H147V65H149L150 63V61H154L153 63L155 64L156 63V58L158 57V58H161V61L162 60H165V58H166V60L165 61H167V62H169L170 64H172L173 63V65L176 67V66H180L181 65V67L182 68H180L179 69V67H176L178 70H181L182 69V71H181V73H180V75L182 76H184V78L186 79V80H188L187 82H188V84H189V82L191 81V85L193 84V83H195L194 85H192V90H193V92H195L196 90H197V85H198V83L197 82H192V80L194 81L195 79H194V77L193 76H195L196 75V77H198L199 78V75H201V77L199 78L200 80L201 79H204L203 78V76L204 77H206L207 78V76H209L210 78H207V79H209L208 81L209 82H211L210 84H212L213 85V87H214V85H216L215 84V82H219L220 84H223L222 86L221 85H219V83H217V85H218V87L219 86H221V88H218V90H220L219 91V95H218V93H217V95L214 93V91H213V89L215 90L216 88L215 87H217V85L213 88V89H211V87L210 86H206L207 87V89H206V87H205V84L203 83V80L202 81H200L199 79V81L198 82H201V83H199V86H200V88H202V85H203V88H204V90H209V88L213 91L212 92V94L210 93V92H204V91H202L203 90V88L201 89V91H199V93H200V97H202V95L204 96V98H206V99H202L203 101H201V99L199 98V95L196 97L194 94L196 93H194L193 94V92H191L192 90H189L190 92H191V97H188V95H189V93L186 91V88H187V86H188V84L186 83V81H183L184 79H183V76L182 77H180V76H177V75H179V72L180 71H178V70H176L175 71V69H172L173 70V75H172V78H171V74H172V70H171V67H172V65H169L167 62H164V61H162L163 63H166L165 65L167 66V65H169L168 66V69H169V71H167L168 69H166V68H161V71L160 70H158L157 71V69H155V65H151L150 66V68H148V69H145L144 67H142L141 65H142V62L140 63V64H138V62H140V61H142L143 59V57H142V55H141V58H140V56H138L137 55V53H136V55L138 56H136V55H134L133 54V57H132V54H129V53H131ZM196 51H194V52H196ZM205 51V52H204ZM210 50H209V57L211 56L210 55V52H211ZM238 51V52H237ZM106 52H107V50H106ZM111 52V53H110ZM123 52H125V53H123ZM144 52V53H143ZM224 52H226L225 54H224V56L222 55ZM56 53V54H55ZM67 53H65V54H67ZM84 53V54H83ZM88 53H90V55L88 54ZM133 53V52H132ZM162 53V52H161ZM222 53V54H221ZM232 56V57H228V58H226L227 56H230L229 54ZM93 54V53H92ZM154 54H157V56H153ZM171 54H173V55H175L174 53H171ZM170 54V55H171ZM190 54H187V55H189L190 56ZM124 55V56H123ZM159 55V56H158ZM161 55H163V53L161 54ZM164 55H166L165 53H164ZM176 55V56H177ZM192 55L190 56V57H188V59H191V57H192ZM196 55V54H195ZM25 56V57H24ZM108 56V57H107ZM205 56V57H204ZM226 56V57H225ZM17 57H19V58H17ZM103 55H102V59H103ZM105 57H104V60H107V61H109L108 59H105ZM134 57H137V58H139L138 60H140V61H137V58H134ZM150 57H148V58H150ZM165 57V58H164ZM185 59H184V58ZM194 57V56H193ZM192 57V58H193ZM209 57H207L206 59H210ZM237 57L239 58V55H237ZM20 58H22L21 60H20ZM66 58V59H65ZM90 58V59H89ZM158 58H157V60H158ZM164 58V59H163ZM183 58V59H182ZM235 59V60H233L232 61V59ZM19 59V60H18ZM26 59V60H25ZM101 59V60H102ZM210 59V60H211ZM229 59H230V61H232V62H230L229 61ZM2 60H3V62H2ZM169 60V61H168ZM171 60V61H170ZM211 60V61H212ZM217 60H218V62H217ZM7 61V62H6ZM91 61V62H90ZM130 61V62H129ZM137 63V64H135V62ZM147 61H148V63H147ZM160 61V63H159V61H158V64L159 65H162L163 63ZM175 61V62H174ZM196 61V62H195ZM227 61H229V62H227ZM240 61H241V58H240ZM59 62V63H60ZM73 62V61H72ZM75 62H73V63H75ZM83 62V63H82ZM113 62V63H112ZM179 62V64H177V63ZM194 62H195V64H194ZM215 62H217L218 64H216ZM5 63V66L3 65ZM81 63H82V65H81ZM107 63H106V65H107ZM134 63V64H133ZM145 63V64H144ZM162 63V64H161ZM234 63H236V64H238L239 66H240V68L238 69V67L239 66H235V64ZM65 64V65H64ZM66 64H68V65H66ZM120 66H119V65ZM152 64V63H151ZM157 64V65H158ZM184 64V65H183ZM188 64V65H187ZM230 64H231V67H232V64H234L233 66H235V69H238L237 71H238V73H237V71H235L234 70V67H230ZM100 65V64H99ZM113 65H115L114 67H113ZM186 65L188 66V67H186ZM218 65V66H217ZM11 66H14L16 69H19L17 72H18V74L20 73V75L21 76H19L18 74H14L13 72H15L16 70H15V68H14V70L12 71V70H10V69H13ZM19 66H21L20 68H17V67H19ZM61 66H59V67H61ZM95 66V65H94ZM152 66H155L154 67V69H153V67ZM174 66L172 67V68H174ZM183 66H185V67H183ZM196 66V65H195ZM54 67V66H53ZM59 67H57L56 66V68H58L59 69ZM110 67H111V69H110ZM152 67V68H151ZM237 67V68H236ZM22 68V69H21ZM99 69V70H101V72L103 73L102 75H103V78L101 77V75H98L97 73H96V71H95V69ZM159 68V69H160ZM186 68V69H185ZM189 69V71H191L192 70V73H190L189 71H188V69ZM208 68H209V70H208ZM23 69H25V70H23ZM81 69V70H80ZM183 69L185 70L184 72H187L186 74H188V72L190 73V74H192V76L190 75V74H188L189 76H187V77H185V73H183ZM191 69V70H190ZM23 70V71H22ZM99 70H97V72L99 71ZM106 70V71H107ZM111 70V71H110ZM119 70H121V71H119ZM130 70V71H129ZM231 70H233V71H231ZM10 71H12L11 73H10ZM93 72L94 73V75H95V73L98 75V76H100V77H98V78H96V77H94L93 76V80H96L97 82H95V83H93V80L90 78V76L89 77H87L91 72ZM116 71H117V73H116ZM131 71H132V73H131ZM163 71V73H161ZM167 71V72H166ZM211 72V73H213V74H211V73H209V72ZM5 72H7V74L5 73ZM23 72V73H22ZM36 72H40L39 73V77L37 76V74H36ZM42 72L44 73V72H46V75L45 74H43L44 75V77H43V75H42ZM47 72H49V73H47ZM64 72V73H63ZM88 72H89V74H88ZM114 72V73H113ZM165 72V73H164ZM170 72V73H169ZM178 74H177V73ZM193 72H195V73H197V74H194ZM198 72H199V75H198ZM228 72H231V74L230 73H228ZM233 72H234V76H236L237 74V77L236 78H238L239 77V73L240 72H242L243 73V75L241 74L240 75V78H238V79H236L237 81L236 82H234V80H235V77H233L232 78V76H233ZM8 73H10V74H12L11 76H10V74L8 75ZM28 74V76L29 77H27V76H25V75H23V74ZM29 73H30V75H29ZM92 73V74H93ZM117 74V78H118V76L119 75H121V77H122V79H121V77L119 76V82L117 81V83H121L122 81V83H124L125 85H123V84H117V83H115L114 82V80H116V74ZM129 73H130V75H129ZM167 73V74H166ZM168 73H169V75H170V77L169 76H167L168 75ZM174 73H176L175 75H176V77H177V79L179 78V79H183L182 81L184 82V84L185 85H182L183 87H185L186 86V88H184L183 89V91L181 92V94H179L180 93V89L182 88H180V86L179 85H176L175 86V84H176V82H177V84H179V82H180V84H182L181 83V80H179V82H178V80H176V79H173V78H175V75H174ZM235 73H236V75H235ZM88 74V75H87ZM92 74H91V76H92ZM101 74V73H100ZM164 74H166V75H164ZM204 74V75H203ZM206 74H207V76H206ZM220 75L219 77L221 78H219L217 75ZM63 75H67V77L65 78V76L64 77H62ZM110 75V76H109ZM114 76L113 77V80L111 81L110 79L112 78L111 76ZM203 75V76H202ZM231 75V76H230ZM40 76H42V77H40ZM166 76V77H165ZM191 76V77H190ZM24 77H26V79H24ZM106 77H108V78H106ZM127 77V78H126ZM188 77L190 78V79H188ZM60 78H62V79H60ZM64 78H65V80H64ZM88 78V79H87ZM101 78V79H100ZM123 78H125L124 80H123ZM169 78L171 79V83H173V84H171V83H168V80H169ZM192 78V79H191ZM205 78V79H206ZM89 79H91V81L89 80ZM102 81V83L105 81V83L106 84H108V85H106L105 86V89H103V87H104V85H102V83L100 84V82L98 81ZM103 79V80H102ZM107 79V80H106ZM234 79V80H233ZM19 80V81H18ZM61 80H63V81H61ZM174 80H176V81H174ZM240 80V81H239ZM44 81V82H43ZM74 81H76V82H74ZM108 83H107V82ZM121 81V82H120ZM175 82V84H174V82ZM195 81H197V79L195 80ZM215 81V82H214ZM65 84H64V83ZM99 82V83H98ZM111 82H113V83H115L114 85H113V83H111ZM234 83H236V84H234ZM95 84H97V86H99L98 84H100V86H103V87H101L102 89H103V91H108V90H110V88H111V85H112V87L114 88H112L111 89V93L108 91V93L107 92H105L106 94H107V96H110V98H108L107 96H106V94H104V92L102 91V89H101V91L103 92V94H101V95H103V96H100V93H98V92H100V88H99V90H98V88H96V85ZM116 84H117V87H115L116 86ZM209 84V85H210ZM63 85H65V86H63ZM121 85L123 86V87H121ZM169 85V86H168ZM170 85H171V88H173L172 90L169 88L170 87ZM174 85V86H173ZM191 85H189L190 87H191ZM99 86V87H100ZM119 86V87H118ZM193 86H195L194 88L196 89H193ZM64 87V88H63ZM107 87H109L108 89H106ZM175 87H177L178 89H175ZM189 87V88H190ZM209 87V88H208ZM120 88V89H119ZM169 88V89H168ZM97 89V90H96ZM166 89H167V91H166ZM188 89V88H187ZM116 90V92H113V91H115ZM171 90V92L174 90V92L173 93H168L169 94V96L171 95L172 96V98H170L171 100H173V101H169V103H168V94H166V92H169ZM178 90V91H177ZM182 90V89H181ZM200 90V89H199ZM217 90V89H216ZM215 90V91H216ZM37 93H36V92ZM98 91V92H97ZM123 91V92H122ZM210 91V90H209ZM69 93V95H70V93H71V95L69 96V97H65L66 95H65V93L66 94H68ZM95 92H96V95H97V93H98V96H100L101 97V99H100V97L98 98V96H96L95 95ZM101 92V93H102ZM179 92V93H178ZM184 92H186V94H187V97L186 96H184V98H186V100H188V99H190V98H192L193 97V95H194V97L193 98H195L196 97V100H191V102H197V100H200L199 102H197V104L198 105H196V103H194L195 105H193V103H191L190 102V100H189V102L191 103V105H190V107L193 109L194 107L196 108L197 106L198 107H200L201 109H198V107L196 108V110L198 109L199 111H201V113L202 114H200V113H198L197 115V117L195 116V114L198 112V111H193V110H195V109H193L191 112H190V110H191V108H190V110H188L189 108H186V107H188L189 106V104L190 103H187V101H186V103L188 104L187 106H186V104L185 103H181L180 101H182L181 99L183 98L182 96H183V94L185 95V93ZM201 92H203L202 93V95H201ZM93 93V97H92V95H91V97L92 98H94V99H92L91 98V100L90 101H93V103H94V105L93 106H91L92 107V112L91 111H89V109H91V107L89 106L88 107V105H91L90 104V101H89V99H87V96L89 95L90 96V94H92ZM110 93V94H109ZM179 95H178V94ZM183 93V94H182ZM197 93H198V90H197ZM197 93H196V95H197ZM198 93V94H199ZM33 94H35V95H33ZM109 94V95H108ZM126 95L125 97L126 98H128L129 99V95H130V99H138V101L137 100H135V104L137 103L138 104V102L140 103V105H137L136 104V106H138L137 107V112L139 111V113H138V115H137V113H134L133 112V110H135V104H134V106H133V102L132 101H130L129 103H128V101H126V98L125 97H123L122 95ZM173 94V95H172ZM209 94V95H208ZM213 94H215L216 95V97H215V95H214V97L215 98H211V95H212V97H213ZM65 95V96H64ZM94 95H95V97H94ZM113 95V96H112ZM114 95H118L119 97H120V100L122 99V100H125V102H127L128 104H130L131 106H132V108L134 107V109H132L130 112H128L130 109H131V107H129L130 109L128 110V104L127 103H125V105L124 106H126L127 107V109H125L124 110V108H122V107H124L123 105H122V103H123V101H120L121 102V104H120V106H119V103H117V99H116V105L118 104V106L121 108V109H123L124 111H125V114H128V113H130L129 114V117L132 115L131 113L133 112V114H134V118H135V116L137 115V121H135V119L133 118V117H130L131 118V120H130V118L128 117V115H124L123 114V112H122V114L124 115V117H126V119L125 118H123L122 117V114H120L121 112H119L118 113V111H120V109H118V106H116V105H114V107H112L113 109L115 108V106H116V110L118 109V111H116L118 114H117V116H119V118H117L116 117V115L113 117L112 115H114L116 112L115 111H113V112H115L114 114H109L108 112H110V111H107L106 112V114L105 113H103V111H106L107 109L106 108H110V106H105V104H109V102L110 101H106L105 99H111V101H113V99L115 100V98L116 97H114ZM56 96H57V98H59V100H58V103L59 104H57V105H55V101H57L56 100ZM106 98H105V97ZM117 96V98L119 99V97ZM133 96V97H132ZM170 96V97H171ZM178 96H180V98L178 97ZM45 97H46V100L47 99H50V100H53V101H51L50 103H51V105H48L47 104V101H49V100H45ZM96 97H97V99H100L102 102H103V100H105L104 102H107V103H104V105H103V103L101 102V105H102V107L101 108H103V106H105L104 107V110L102 111V109L100 108V106L101 105H99V101L98 100H96ZM105 99H104V98ZM112 97H114V98H112ZM55 99V101H54V99ZM125 98V99H124ZM174 98V99H173ZM175 98L177 99V101L175 100ZM198 98V99H197ZM153 100V101H152ZM179 100V101H178ZM185 100V99H184ZM183 100V101H184ZM152 101V102H151ZM175 101V102H174ZM63 102H64V104H63ZM73 103V105H85V107L83 108V106H82V109H85V108H87V112H85L86 114H88V113H90V115H94V114H91V113H93L94 112V109H95V111H96V109L99 111V109H100V114L102 113L103 115H94V117L92 118H90V117H86L85 118V113H84V115L82 116V114H83V112L84 111H86V109L83 111V110H80L81 112H82V114H80V112L78 113V109L77 108H75V107H68L67 108V104H69V103ZM87 102V103H86ZM96 102L98 103V106H97V104H96ZM114 102L115 101H113V104H114ZM155 102V103H154ZM167 102V103H166ZM171 102V103H170ZM142 103H144V104H147L148 103V106L146 105H143ZM150 103V104H149ZM167 104V108L169 109V113L167 112V108H165V109H167L165 112H166V114L164 115V112L162 113V110H160V109H163V106H165L166 104ZM184 106L185 105V109H187V111H189V112H186V114H185V117H187V118H184L183 117V119L181 118V119H179L178 118V116H180L183 112L185 113V111H183L184 110V107H183V110H180V108L179 107H181V104ZM200 103V104H199ZM63 104V105H62ZM127 104V105H126ZM152 104H154V106L152 105ZM158 104V105H157ZM201 104H203L202 106H201ZM71 105V104H70ZM69 105V106H70ZM73 105H71V106H73ZM75 105V106H76ZM110 105H111V102H110ZM160 105H161V108H160ZM168 105H169V107H168ZM180 105V106H179ZM66 106V107H65ZM77 106V107H78ZM113 106V105H112ZM141 106L142 107H144L145 106V108H146V110H145V108H143V110L142 111H140V109H142L141 108ZM63 107V108H62ZM95 107V108H94ZM96 107H99V109L98 108H96ZM125 107V108H126ZM147 107H148V109H147ZM157 107H159L160 109H158ZM166 107V106H165ZM70 108V109H69ZM94 108V109H93ZM140 108V109H139ZM156 108V110H160V111H154V109ZM71 110L72 111V113H70V111L69 110ZM77 111H76V110ZM139 109V110H138ZM164 109V110H165ZM182 109V108H181ZM75 110V111H74ZM110 110H111V108H110ZM123 110H121V111H123ZM128 110V111H127ZM177 112H179V115L177 116V113H174L175 111ZM203 110H204V112H203ZM69 111V112H68ZM98 111H96V112H98ZM135 111V112H136ZM174 111V112H173ZM181 111H183V112H181ZM75 112H77V113H75ZM127 112V113H126ZM154 112H155V114H154ZM158 112H161V113H158ZM194 112V113H193ZM111 113V112H110ZM158 113V114H157ZM188 113V114H187ZM190 113H193L194 114V117H192L193 115L192 114H190ZM97 114V113H96ZM120 114V115H119ZM136 114V115H135ZM163 116H162V115ZM170 114V115H169ZM174 114V115H173ZM7 115V117H5V116ZM55 115H60V117H62V118H60V117H56V119L58 118V119H64V120H61V122H60V120H56L55 119ZM80 115V117L78 118V119H81V117H84L85 119H83L84 120V122L85 121H87V122H90V121H92L93 119V121L92 122H94L96 119L95 118H97L98 119V116H99V119H100V116L102 117V119H103V117H104V119H108V117H110V116H108V115H111L113 118H114V120H118L119 122L121 121V124L119 123V122H113V120H110V118L107 120L108 121V123H107V121L106 120H104V121H106V122H102L101 120V124H100V122L98 123L97 121H95L94 123H93V127L95 128V127H97L96 129H93L94 131L96 130V133L99 135H97L96 134V137H101V136H103L104 138H110L111 140L110 141H107V144H105L106 142H104V141H101L102 143H103V145H106V147L105 146H102L101 147V152L99 151V149H97L98 147H100V146H98V147H95V146H97V144L99 143V138H95V136H93V135H91L92 133H91V131H93L92 130V128H90V129H88L90 126H88V124H87V126H85L84 127V125H82L81 124V126H83V127H81L83 130H81L80 129V127L78 128V126H80L79 125V121H77L76 122V120H77V116H79ZM172 115V117H170ZM71 116H73V118L75 117L76 118V120H75V118H74V120L71 118ZM107 116V117H106ZM139 116V117H138ZM161 116L162 117V121H160L161 119L159 118V117ZM177 116V120L179 119L181 122H184L185 123V121H190L191 119H195V122L192 120V124L188 127V128H185L184 127V125H182V123L179 121V123L182 125V126H180V124L179 123H175V122H178V121H176V119L174 118V117H176ZM5 117V119L3 120V118ZM116 117V118H115ZM140 117H141V119H140ZM165 117V118H164ZM170 117V118H169ZM55 120H54V119ZM65 118H67V119H65ZM129 120H128V119ZM132 118H133V120H132ZM139 118V119H138ZM142 118H144V119H142ZM167 119V120H169V121H164L165 123H169L171 120H173V118H174V120H173V122L176 124V126H177V128L180 130L181 128L180 127H183L181 130H180V133H179V131H177L178 129H176V132L177 133H179L180 134V137L179 138H181L182 136H184V137H182L181 139H183V141L181 140V141H179L178 140V134H176L175 132H174V134L171 132V130H170V128H172V125H173V122L170 124L171 125V127L169 126V124H165L164 122H163V120L164 119ZM112 119V118H111ZM120 119H122V120H120ZM124 119V120H123ZM160 119V120H159ZM171 119V120H170ZM185 119V120H184ZM186 119H188V120H186ZM112 121L111 122V124H114V125H110V121ZM125 120H127L126 122V124H124L125 123ZM139 120V121H138ZM159 120V121H158ZM182 120H184V121H182ZM56 121V122H55ZM63 121H64V123H63ZM81 121V120H80ZM124 123H123V122ZM131 121V123H129ZM133 121H134V123H135V126H134V123H133ZM62 123V125L60 126V125H57L58 123ZM82 122V121H81ZM161 122H163V123H161ZM23 123V124H22ZM41 123V124H40ZM76 123H78V124H76ZM91 123V122H90ZM108 124V125H103V124ZM123 123V124H122ZM132 123H133V125H132ZM189 123H191V121L190 122H187V124H189ZM20 124H22V126L23 127H21V126H19ZM40 124V125H39ZM86 124V123H85ZM100 124V125H99ZM115 124H117V125H121V127L123 128V126H124V130H120L119 131V127H117V125H115ZM175 124H174V126H175ZM179 124V125H178ZM95 125V126H94ZM101 125H103V126H101ZM110 125V126H109ZM165 125V126H164ZM101 126V127H100ZM126 126V127H125ZM129 128H128V127ZM132 126V127H131ZM133 126H134V128H133ZM169 127V128H167V127ZM174 126H173V131H175V129H174ZM180 126V127H179ZM17 127L19 128V129H17ZM88 127V128H87ZM122 128H120V129H122ZM126 128V129H125ZM86 129H88V130H91L90 131V133H88V131H86ZM128 129V130H127ZM55 130H59V132L61 133L60 134V136L62 137V139H64L63 138V136H62V134H65L66 136H64L65 138H67L68 136H72V133L71 132H75L76 133V135H78L79 134V132H77L78 130H80V133L81 134H79V138L82 136V134H84V135H88V138L90 137L91 138V141H92V143L93 144H91V143H89V142H91L90 141V138L89 139H87V137H85L84 135H83V139L81 138V140L79 141V138H77L76 140H77V142H75V137H76V135L75 134H73L74 135V138H73V136L71 137L72 139H74V142H72V141H70V140H72L70 137H68L67 139L70 141V142H67L66 140L64 141V142H67V143H62L63 141L61 140V138L60 139H57V138H59V132L57 133V134H54V135H56V136H58V137H56V138H54L55 136L53 135V140L52 141H54V139H56L55 141H57V140H59V141H62V142H60V144H58L56 147L53 145V148L55 147V150L53 151L52 150V153H50L51 152V150H49V148L50 147H52V145H50L51 144V142L52 141H50L51 139V135H52V133H54V131ZM76 130V131H75ZM128 131V133H130L129 135H128V133L126 132V131ZM132 130V131H131ZM10 131V130H9ZM81 131H83V132H81ZM93 131V132H94ZM119 131V132H118ZM122 131H124V132H122ZM130 131V132H129ZM168 131V132H167ZM164 132H165V134H164ZM71 133V135H69ZM86 133H88V134H86ZM95 133V132H94ZM122 133V134H121ZM125 133V134H124ZM163 134L165 135L164 137H163ZM68 135V136H67ZM91 135V136H90ZM112 135V136H111ZM126 137H125V136ZM111 136V137H110ZM185 136H186V138H187V141H185L184 142V138H185ZM9 137H11V139H9ZM95 138V139H93V138ZM103 137H101V139H104ZM165 137H167V138H165ZM177 137V138H176ZM3 138L4 139H6V138H8L9 140H11V146L9 147H7V144H6V142H8L9 140L7 139V141H3ZM46 138H48L47 140H49V142H50V144H48V145H46L45 143H47L48 141L47 140H45ZM165 138V139H164ZM185 138V139H186ZM193 139V138H197V140L198 141H196V142H192V140L191 139ZM172 139H177V140H175V141H179V142H175L174 143V140H173V142H172ZM188 139H190L191 140V143H193V145L194 146H192L191 144H190V141L188 140ZM43 140V141H42ZM82 140H87V144L88 145H86V146H83L84 148H82L81 147V141ZM93 140H97L98 142H96L95 143V141H93ZM105 140V139H104ZM109 140V139H108ZM41 141V143H39ZM44 141H46V142H44ZM84 141H83V144H84ZM193 141H194V139H193ZM42 142L45 144V146L46 147H49V145H50V147L49 148H46V147H44V145L42 144ZM48 142V143H49ZM58 142V141H57ZM56 142V143H57ZM80 142V143H79ZM100 142V143H101ZM108 142H112V143H108ZM59 143V142H58ZM61 143H62V145H61ZM80 144V147H79V144ZM85 143V144H86ZM94 143H95V148L96 149H94L93 150V153L91 152L92 151V149H91V151L90 150H88V147L90 148V146L91 145H94ZM174 143V144H173ZM195 143H197V144H195ZM5 144H6V146H5ZM21 144V145H20ZM75 144V146H73ZM84 144V145H85ZM108 144H110V145H112V147H115L116 146V148H113V149H110V147H109V149H108ZM172 144H173V146H172ZM18 145H20L19 147H20V149L18 148ZM40 145H43V147L45 148V150L43 149V147H41ZM60 145V146H59ZM66 145V146H65ZM78 145V147H76ZM90 145V146H89ZM102 145V144H101ZM149 145L151 146L150 147V149H149V151H147V152H149L150 153V151H152L153 153H150V154H152L150 157H148V159H149V162H148V160H146L145 161V159L147 158V156H144L143 157V154H144V152H146L145 151V149L146 148H149ZM154 145H156V146H154ZM158 145V146H157ZM165 145H167V146H165ZM60 147V148H58L57 149V147ZM63 146V147H62ZM74 147L73 149L71 148V147ZM88 146V147H87ZM93 146H91V148H92ZM128 147H130V148H132L133 147V150L132 149H127ZM157 147V151H158V149H160L159 151L160 152H157L156 151V149L155 148ZM159 147V148H158ZM165 147V148H164ZM167 147V148H166ZM76 148H77V150L80 148H82V150H78V153H77V155L79 154V156H81V157H84L85 158V156H84V154L85 155H88L90 152H91V154H89V155H92V156H89V158L87 157V159H89V161L91 160V157H93L94 158V156H96V157H98V154L100 153H103V151L105 150H108V151H106V153H105V155L104 154H101V156H100V154H99V157H98V159H93V160H96V161H94V165L93 164H90V163H93V160L92 161H90V163H89V166H86V164H88V162L86 161V163L84 162V161H82L81 163L83 164V163H85V164H83L82 166H79L78 164H81L80 162L78 163V162H76V161H80V159H83V158H81V157H79L78 156V158L77 157H75L76 159H78V160H75V167H77V165L80 167V168H83L82 170H86V172L88 171V168H90V169H92L93 167H94V169L93 170H96V171H94V173H91V175H89V177H87L88 176V174L91 172V171H93V170H90V172L88 171L87 173L85 172V174H87L86 175V179L87 180H89V182L86 180V179H83V177L85 176L84 175V172H82V173H80V171H82L80 168V170L79 169H75V170H79V174H78V172L76 171V172H74L73 171V169H72V167L73 168H75L74 166H73V164H72V166H71V164H68L69 162V159L71 158V156H67V157H70V158H65L66 157V155L65 154H67V153H70V149H72V151H71V154H72V152L75 150V151H77L76 150ZM87 148V149H86ZM125 148V149H124ZM155 150H154V149ZM6 149V150H5ZM51 149V148H50ZM84 149V150H83ZM104 149V150H103ZM126 149L128 150V151H130L131 150V153H136L138 150H140V151H138L137 152V154H135V157H142V158H140V160L139 159H136V161H137V167L136 168H134V166H136V161H134V160H131L132 158H129V157H126V156H124V154H123V152L124 151H126ZM142 149H144V150H142ZM153 149V150H152ZM163 149H165L166 150V152H165V150H163ZM3 150V149H2ZM67 150H68V152H67ZM87 150V151H86ZM95 150H98L97 152H96V154H94L95 152ZM164 151V153H162L163 155H166V157L165 158H163L161 155V152L162 151ZM63 151V152H62ZM66 151V152H65ZM85 151V152H84ZM104 151V152H105ZM233 151V152H232ZM81 152V153H80ZM89 152V153H88ZM99 152V153H98ZM141 152H143V153H141ZM145 153L144 155H150L149 153ZM154 152H157V153H154ZM39 153H41V156H42V154H45V155H43L42 156V158H40L41 159V161H43V158L45 159V157L47 158V153H50V155L48 154V156L51 158V159H54V157H55V159H58V162H59V158H58V155H65L64 156V160L66 161V160H68L67 162H63V161H61L62 160V158H60L61 160H60V164L62 163V166H60L59 165V163L56 161V164H54L55 162H51L50 160H47L49 163H50V165L51 166H54L55 168L56 167H58V166H55V165H59L61 168H64V167H66V166H63V164H65L66 163V165L68 164V166H69V168L71 169V172L70 173H68V172H65L64 170V172L62 171V173L64 174H62L61 173V171L59 172V173H55V171H54V167L51 169V170H53V171H51L50 170V168H51V166L48 164V163H46L47 161H43L42 162V164H41V166H43L44 164H45V166H43L44 167V169L46 168V169H49L50 171H48V173L47 172H45V171H43L42 170V173H38V171H39V169L36 167V166H30L32 169H34L33 167H36L37 169H38V171L36 170H34V172H32V169H31V172H32V174H29L28 173V171L27 170H29L30 171V169H28V164L30 163V160H29V158H31V164L32 163H34V162H36L37 160L38 161H40L38 158L37 159H33V158H36V156H39L40 157V154ZM65 153V154H64ZM82 153H84L83 155H81ZM88 153V154H87ZM220 153L223 155H220ZM233 153H235V154H237V155H234L233 156ZM76 154V153H75ZM93 154H94V156H93ZM126 154H128V155H131V154H129V152H127V153H125V155ZM142 154V155H141ZM154 154H155V156H156V154L159 156V154H161L159 157L161 158H157L156 157V159H155V156H154ZM54 155V156H53ZM74 155V154H73ZM104 155V156H103ZM120 155H123L124 157L123 158H125L126 157V160L127 159H129V163L127 162V163H125V161H122L123 160V158L121 159L120 158ZM232 155V156H231ZM119 156V157H118ZM131 156H134V154L133 155H131ZM169 156L167 157V158H169ZM218 156V157H217ZM219 156L221 157V161H224V162H226V163H228V162H230V158H229V156H231V157H236L235 159L234 158H232V160H233V162L232 163H230V164H232L231 165V167H227V165H226V163H222V164H224V165H222V164H220V158H219ZM49 157H48V159H49ZM53 157V158H52ZM60 157V156H59ZM62 157V156H61ZM74 157H72V159L70 160V162L71 161H73L75 158ZM101 157V158H100ZM115 157H117V158H119V159H121L120 160V162L122 161L123 162V167H126L125 169L122 167V163L121 164H119V160L116 158V160H114V158ZM122 157V156H121ZM146 157V158H145ZM74 158V159H73ZM210 158H211V161H209L210 160ZM213 158H219V161L220 162H218V165L217 166H214V167H216V169L215 168H213V170H211V168L210 167H212L213 165H215V163H212V160H213ZM27 159L29 160V162L27 163ZM55 159H54V161H55ZM86 159V158H85ZM153 159H155L154 160V162L157 164H155V163H153ZM222 159H224V160H222ZM227 159H228V162H227ZM34 160V162H32ZM46 160V159H45ZM131 160V161H130ZM142 160V161H141ZM143 160H144V164H143ZM152 160V161H151ZM156 160H157V162H156ZM37 161V162H38ZM53 161V160H52ZM111 161H113V162H115L116 163V161H118L117 162V164L121 167V168H123V169H119V170H116L115 172H116V174H115V172H114V170H113V173H114V176H116L115 178H117V177H120L121 176V172H122V175L125 173V178L126 179H128L127 181H126V179L125 178H123V179H121V180H124L125 179V181H121L122 183H120V185H119V183H118V181L120 180V178L121 177H123V176H121L120 178H118V179H116L115 181H114V179L115 178H111V176L113 175V173H111L112 175L110 176V177H107L108 178V180H109V182H110V179H113V182H111L112 184H108V186H107V183H108V181H107V183L104 181L105 179H103V178H105V176L108 174V176L110 175L109 173L110 172H107L108 171V168L111 166V168L113 167V169L116 167V165L117 164H115V166H113L114 164L111 162ZM141 162V164H140V162ZM166 161H169V160H166ZM208 161L209 162H211V164H213V165H210L209 163H208ZM45 162V163H44ZM132 162L135 164H133L132 165ZM150 162H152V164H150ZM163 162H165V163H163ZM214 162H216V160L214 161ZM24 163V166H26V163H27V166L28 167H23L22 166V164ZM40 163V162H39ZM39 163H34V165L35 164H39ZM51 163H53V164H51ZM58 163V164H57ZM77 163V164H76ZM110 163H111V165H110ZM147 163H149V165L147 164ZM172 163H170V164H172ZM49 165V168H48V165ZM138 164H140V165H138ZM142 164H143V166H145L146 167V164L148 165V167H146V168H142L143 166H142ZM169 164V165H170ZM208 164L210 165V166H208ZM117 165V166H118ZM124 165H129L128 167L127 166H124ZM159 165V167L158 168H160L161 166ZM38 166H40V165H38ZM40 166V167H41ZM67 166V167H68ZM92 166V167H91ZM119 166L118 167H116V169H118L119 168ZM134 168V169H132L133 170V173H131V168L132 167ZM150 166H153V167H151L150 168ZM168 166V165H167ZM172 166V167H173ZM208 166V167H207ZM229 166V165H228ZM39 167V168H40ZM60 167H59V169L58 170H60ZM86 167H88V168H86ZM139 167H141L142 169H140ZM172 167H169L170 169L172 168ZM14 168V169H13ZM22 168H26L25 170H23V171H27L26 173H28L30 176H28L27 178L25 177V175H21V173H22V171H20L19 173H18V171H19V169H22ZM84 168H86V169H84ZM129 168V170H127ZM138 168V170L140 169L141 170V172H140V170L139 171H136L135 169H137ZM155 168V169H156ZM208 168H210L209 170H207ZM6 169L7 170H10V169H13L12 171H6ZM41 169H42V167H41ZM45 169V170H46ZM57 169V168H56ZM55 169V170H56ZM69 169V170H70ZM110 169V168H109ZM143 169H145L146 170V172L143 170ZM149 169H150V172H149ZM173 170H175L174 168H172ZM171 169V170H172ZM121 170V171H120ZM143 170V171H142ZM148 170V171H147ZM158 169H156V171H157ZM159 170H161V168L159 169ZM158 170V171H159ZM178 170V169H177ZM67 171V170H66ZM125 171V172H124ZM152 171V172H151ZM158 171H157V173H158ZM209 171H211L212 172V174H213V177H212V174L211 175H209L208 176V174L209 173H211V172H209ZM214 171V172H213ZM50 172V173H49ZM99 172H102V173H100V175L98 174ZM120 173V176H119V173ZM127 172H129L128 174H127ZM137 172V173H136ZM141 173V174H139V173ZM144 172V173H143ZM159 172V173H160ZM176 172L177 173H179V175L178 174H176ZM191 172V173H190ZM25 173V174H26ZM44 173V174H43ZM104 173H107L106 175L104 174ZM134 173H135V175H137V176H139V178H141V177H143V178H141V180L137 177H135V176H132L131 174H133L134 175ZM147 173V174H146ZM173 173V174H172ZM22 174H24V172L22 173ZM37 174H39V175H37ZM42 174V175H41ZM58 176H57V175ZM80 174H81V176H80ZM101 174H103V175H101ZM142 174H143V176H142ZM187 174V175H188ZM27 175V174H26ZM41 175V176H40ZM47 175V176H48ZM63 175V176H62ZM129 175H131V177L132 178H128V177H130ZM150 175L151 174H149L148 175V177L150 178ZM152 175H154V174H152ZM152 175H151V177H152ZM162 175H164V177H162ZM183 176V177H180V176ZM23 176V177H22ZM39 176H40V178L42 177V176H44L43 177V182H42V178L40 179L39 178ZM62 177V178H60V177ZM73 176V177H72ZM97 176V178H95ZM98 176H99V178H98ZM103 176V177H102ZM141 176V177H140ZM212 177V182L210 181V179L209 178H211ZM50 177H51V175H50ZM55 177V178H54ZM59 177V179H62V180H60V181H58L57 180V178ZM75 177V178H74ZM80 177V179H81V181H80V179L79 180H77L78 178ZM82 177V178H81ZM113 177V176H112ZM161 177L164 179V181L163 182H166L165 184H164V186L162 185V181H159V180H161ZM165 177H168V179L167 178H165ZM201 177H203L202 179H201ZM74 178V179H73ZM100 178H101V180L102 181H100V183H99V181H97V180H100ZM110 178V179H109ZM153 178V177H152ZM152 178H150V180L152 179ZM199 178V179H198ZM208 178V179H207ZM17 179H20V181H19V183H17L18 181H16ZM39 180V181H37V180ZM57 181H56V180ZM85 180V181H87L88 183H86L85 184V181H83V180ZM97 179V180H96ZM137 179V180H136ZM165 179H167L166 181H165ZM201 179V180H200ZM27 180V181H28ZM67 180V179H66ZM72 180H74V181H72ZM131 180V181H130ZM16 181V182H15ZM26 181V180H25ZM32 181H31V183H30V181H29V183H30V185L32 186V187H34V183L32 184ZM47 183H46V182ZM57 183H56V182ZM79 181H80V188H81V185H82V189H87L88 191H82V189L80 190L79 188V191H78V189H77V187H79L78 186V184L76 183H74V182H78L79 183ZM92 182V184H90L91 182ZM93 181H95V182H93ZM112 181V180H111ZM117 181V182H116ZM136 181H138V183L141 181V183H139V185H137L138 183L136 182ZM147 181H149L148 179L146 180V182ZM207 181H208V183H209V185L211 184H213L211 187L209 186L208 187V183H207ZM15 182V183H14ZM45 182V183H44ZM52 182V181H51ZM51 182H50V186H52L51 185ZM59 182V183H58ZM71 182V183H70ZM84 182V183H83ZM103 182V183H102ZM105 182V183H104ZM120 182V181H119ZM124 182V183H123ZM28 183V182H27ZM43 183V184H42ZM69 183V184H68ZM77 185V187H75V185ZM96 183H98V184H96ZM102 183V186L103 187H105V185L107 186V187H105V190L108 188V190H106V191H104L103 193H102V190L101 189H104L103 187H101V185H100V187H98L99 186V184H101ZM127 183H129V184H127ZM143 183H144V185H143ZM151 183H152V181H151ZM37 184V183H36ZM45 184V185H44ZM72 184V185H71ZM84 184V185H83ZM87 184H89L88 186L89 187H85V185L87 186ZM94 184L96 185V187H94ZM117 184H118V188L120 189V187H121V190H124V189H122V188H124L123 186H125L126 184V187H125V192L124 193H126L125 195L124 194H121V193H123V191L119 194L118 193V191H116L115 189V187H117ZM122 184V185H121ZM22 185V184H21ZM23 187L22 188H25V189H28L27 188V185H29V184H27V185H25V183H23ZM90 185L91 186H93V187H90ZM109 185H110V189H113L114 190V192L116 191L117 192V194H115V193H111V194H114L112 197H111V194L109 193V192H111L110 190H109ZM131 185H133V182H131V184L129 185V186H131ZM18 186V185H17ZM26 186V187H25ZM39 186V185H38ZM44 186V187H43ZM66 186V187H65ZM71 186H72V188H71ZM113 188H112V187ZM150 186H151V184H150ZM5 187V188H4ZM13 187V188H12ZM16 187V186H15ZM40 187V186H39ZM62 187V188H61ZM73 187H75L77 190H75V188H74V190H72L73 189ZM98 187V188H97ZM135 187H133L132 186V188H131V191H132V189H133V191L134 190H136L135 192L136 193H138L139 191H137V188H135ZM155 187V188H154ZM160 187V188H159ZM163 187V188H162ZM45 188V189H44ZM50 188V187H49ZM51 188H53V187H51ZM61 190H59V189ZM66 188V189H65ZM91 188V189H90ZM96 188L97 189H99V190H101V192L99 193H95L96 191H98V190H96ZM117 188V189H118ZM154 188V189H153ZM162 188V189H161ZM3 189V190H2ZM16 188H14V190H15ZM63 189H65L66 191H64ZM95 189V190H94ZM126 189H128V191H126ZM199 189H201V190H199ZM32 189H29V191L32 193V191H31ZM74 191L73 193H72V191ZM90 190H93L92 191V193H91V191ZM120 190V191H121ZM161 190V191H160ZM183 191V192H179V191ZM197 190H199V191H197ZM66 192L65 194H63V192ZM79 192L78 194H79V196H81V194H84V195H87V197H88V194L91 196V194H93V197L95 198V202L96 203H94V198H93V200L91 199V197H88V198H90V200L92 201V202H90V200L88 199V198H86V196H84L87 200H85V201H83V205H82V203H79L78 202V198H77V196H78V194H76L77 192ZM80 191L81 192H83V193H81L80 194ZM109 191V192H108ZM130 191V194H128L127 196H129L130 195V197H131V195H133L134 193H133V191L131 192ZM11 192H12V194H11ZM70 192V193H69ZM128 192V193H127ZM147 192H149L148 194H147ZM175 192H176V194H175ZM178 192V193H177ZM199 192V193H198ZM18 194V196L20 195H22L23 196V198L22 197H19L18 199H16L18 196L16 195V197H15V194ZM26 193H27V195H26ZM50 193V194H49ZM59 193V194H60ZM72 193V194H71ZM88 193V194H87ZM106 193H109L110 195H108V194H106ZM131 193H133V194H131ZM157 193V194H158ZM173 193V194H172ZM183 193L184 194H186V195H183ZM14 194V195H13ZM40 194H42V196L40 195ZM69 194H71V197L69 196ZM96 196H95V195ZM100 194V195H99ZM102 194V195H101ZM119 194V196L120 195H124V196H122V197H124V198H122V199H120L121 198V196H120V198H117V196L116 195H118ZM147 194V195H146ZM155 194H156V192L154 193V195H151V201H152V199L153 198H156L157 196H159V195H156L155 196ZM172 194V195H171ZM11 195V196H10ZM34 195V196H33ZM72 195L74 196V199H72L73 197H72ZM141 195V197H143ZM163 195H165V196H163ZM169 195H170V197H169ZM175 195V196H174ZM26 196V197H25ZM70 198H69V197ZM100 197V199H103L102 201H101V203H99V202H97V200H98V198ZM105 196V197H104ZM106 196H107V198H106ZM117 198V200H121V202H119V204L117 205L116 203H114L113 204V200H114V198L115 197ZM134 196L135 195H133L132 196V198H134ZM152 196H153V198H152ZM161 196L159 197V198H161ZM169 198H168V197ZM172 196H174V197H172ZM184 196H186V201H185V197ZM188 196H189V198H188ZM15 197V198H14ZM40 197H39V200H40ZM55 197V198H54ZM65 197V196H64ZM76 197V198H75ZM84 197H81V200H80V202H82V200H84L83 198ZM102 197V198H101ZM108 197H111V198H108ZM130 197H127V200L126 201H130ZM135 197H137V195L135 196ZM148 197V196H147ZM175 198V200L176 199H181V198ZM197 197V199H199V200H195V198ZM4 198H6L7 199V201L4 199ZM37 198H38V196H37ZM45 198V197H44ZM44 198H41V200H43ZM115 198V199H116ZM129 198V199H128ZM171 198H173V200H171ZM187 198H188V200H187ZM2 199H4V200H2ZM30 199V198H29ZM29 199H28V202H29ZM46 199H48V201L49 200H53L52 198H50V197H47ZM107 199V200H106ZM126 199V198H125ZM141 199H142V203H144V204H141ZM139 198V204H138V201H135L136 199H134V200H132V204H130L131 203V201L130 202H128L129 203V206H128V208L126 207V208H124L125 206H127L128 205V203H126L125 204V206L122 208V207H120V208H122L123 209V212H121V211H118V212H121V213H123L122 214V216L124 215V213H126L128 210H126V211H124V209H129V212L130 213H126L127 214V216L130 218V221L132 222V224H133V220H137V218H138V216L135 214V213H132V212H134V208L133 207H137L138 205L140 206V205H142V206H140V208H139V206H138V209H136V211H137V213L139 212V213H141L142 214V212L144 213V214H147L146 213V201L144 200V198ZM150 199V198H149ZM157 199H158V197H157ZM157 199H153L154 200V202H157ZM166 199H170L171 201H169V200H166ZM25 200V199H24ZM24 200H22V201H24ZM36 200V199H35ZM35 200L34 201H32V199H30V201L32 202H29V203H31V205H34L36 208L37 207H39L38 209H39V211H44V209H43V207H46L47 205H45V201H47V200H45L44 201V203L41 201V202H39L38 201V199L36 200V202H35ZM106 200V201H105ZM8 201H10V202H8ZM12 201V202H11ZM26 201H27V199H26ZM55 201V203H56V200H54ZM53 201V202H54ZM100 201V200H99ZM125 201V202H126ZM137 202V206H136V203H133V202ZM151 201H148V203H149V205H147V206H149V210L147 209V212L149 211V213L150 212H152V211H154L153 209H155V210H157V208H153L154 206H152L151 205ZM165 201V202H164ZM176 201H178V200H176ZM34 202H35V204H44V205H40L41 206V208H40V206H36L35 204H34ZM146 202V203H145ZM163 202V203H162ZM167 202H166V204H167ZM174 202V203H173ZM189 202L193 205V207L191 208V207H189V206H192L191 204H189ZM12 203V204H11ZM19 202H17V203H14V205L16 204L17 206L19 205L18 204ZM23 203V202H22ZM49 204L50 202H46V204ZM73 203V204H72ZM79 205V206H83L82 207V209H81V207H79L77 204ZM112 203V205H109V204H111ZM147 203V204H148ZM152 203H153V201H152ZM179 203V202H178ZM182 203V202H181ZM180 203V204H181ZM8 204V205H7ZM38 204V205H39ZM59 204V203H58ZM81 204V205H80ZM93 204H97V206L96 205H93ZM99 204V205H98ZM134 204V206H132ZM209 204V205H208ZM57 205V204H56ZM106 205V206H107ZM114 205V206H113ZM119 205V206H120ZM124 205V204H123ZM151 205V206H150ZM154 205V204H153ZM175 205V207H171V204H170V207L171 208H167V206L165 207V209L167 208V210L168 209H170L169 210V212H171V211H173V209H175L177 206L179 207V204L177 205V202L174 204ZM211 205L209 206V207H211ZM33 206V207H34ZM58 206V205H57ZM96 206V207H95ZM105 206V207H106ZM110 206V207H109ZM156 206H158V203H157V205ZM155 206V207H156ZM15 206H13V207H11V208H13V211H14V209H15V212H13L14 213V215L13 214H11V212L9 211H7V214H8V216H7V214L4 216L3 214H1L2 213V211L0 212V220H2L3 222H4V220H5V218L7 219V220H5V221H7L6 223H8V219L10 218V222H11V218H15L16 219V221H20L18 224H20V223H22L21 225H20V227H23V229L25 228V229H27V230H30L31 231V229H32V231H34V230H36V233L35 232H33V234L32 233H30V231L28 232L27 230H23L22 228H20V229H15V228H18L19 227V225L17 224V226H13V224H15L14 223V221L13 220H15L14 218L12 219V221H13V224L11 225L10 223V225H11V227H9L10 229H13V227H14V230L16 231V232H18L19 230V232L18 233H16V234H14V235H16L15 237H14V235L12 236V234H10L11 232H10V229H8V226L6 227L5 225H7V224H4L2 221V223L0 222V264L2 263V262H5L4 264H34L36 261H38V260H36L37 258L40 260V258L42 259V256H43V259L42 260H44L43 262H41L42 260H40V262H39V264H46V263H48V264H52L53 263V261H55L54 262V264H58V262H60L59 264H61V262H63V261H60V260H62V256L64 257V254H62V252L61 251H59L58 252V250H61V249H63V247H67L66 245H64V242H63V247H62V241H65V242H70V241H68V240H66V239H69V240H71L70 239V237L72 236V235H74V237H76L75 236V233H74V231L76 232V231H78L77 229H79V231H80V226L79 225H74V226H72L73 224L72 223H70V222H75V223H77V221H76V219L73 217V216H71V217H73L74 219H72V221H69L68 222V220L66 221V222H68V223H70V224H68L65 228L67 229V227H68V229L67 230H69L70 228H74V230H69V232L70 231H73V234L71 235V234H69V232L67 233L68 235H69V238H67V235L65 234V238H63V237H61L64 233L62 232V235L60 234L59 236H60V238L62 239L61 241H60V238L59 239H57V238H54L55 237V235L54 234H56V232H57V230L59 229V227H56V226H59L60 225V222H61V224H63L62 223V220H63V218H61L60 220H59V218H55V217H52L51 215V218H53L52 220L53 221H55L56 219L58 220V221H56L57 222V224L56 223H54L55 225H53L54 227H55V229L53 228V230L55 231V233L53 234V236H52V238L54 239H52V238H50V235H49V237L46 239V236H48V235H46L45 236V233L46 232H48V231H46L44 228L46 227V229L47 230H50L49 232H51V231H53V230H51V228H52V225L50 224L49 225V227H48V223H47V225H45V226H43V230H44V234L43 233H41L40 231H42V230H40V224L41 223H43L42 221L43 220H45L46 221V217L44 218V219H42L41 220V218H43V214H44V212H42L41 214H39V212L37 213V214H39V215H41V216H39V217H41L40 218V220H41V222H40V224H39V226L37 225V224H28L29 223V221H32V220H28L27 221V219L28 218H25V217H28V216H26V210H23V208H22V206H19V208H14ZM100 207H101V205H100ZM99 207V208H100ZM142 207H143V209L145 210V212L143 211V209H142ZM152 207V208H151ZM168 207H169V204H168ZM177 207V209H179ZM201 207V206H200ZM63 208V209H64ZM79 208V209H78ZM101 208V209H102ZM113 208V209H114ZM133 210V211H130L131 209ZM152 209V211H151V209ZM197 208V209H198ZM207 208L205 209V211L207 210ZM0 209V210H1ZM7 210H9L10 208H6ZM6 209H4V212H6L5 210ZM18 209H20V210H18ZM25 209V208H24ZM41 209V210H40ZM45 209H47V207L45 208ZM118 209H119V207H118ZM140 209V211H138ZM165 209H163L162 210V208H161V211H163V212H161L160 210H157L158 212L160 211L161 213H159V215H160V218L162 217V216H164L163 214L165 213L164 212V210ZM172 209V210H171ZM196 209V210H197ZM201 209H199L200 210V213H199V215H201ZM3 210V209H2ZM12 210V209H11ZM17 210V211H16ZM23 211L24 212V214H25V217H22L21 215H20V212L18 213V211ZM98 210V209H97ZM115 210H116V208H115ZM195 209H194V211L192 210L191 211V213L189 212V216H190V214H191V216L193 215V213L196 211ZM21 211V212H22ZM47 211L48 210H46V213H47ZM64 211H66V213L64 212ZM68 211V212H67ZM156 211V212H157ZM198 211V210H197ZM205 211H203V212H205ZM3 212V213H4ZM22 212V213H23ZM111 212H113V214H114V211L112 210ZM118 212H116L117 214H119V217H120V213H118ZM158 212H157V214H158ZM168 212V216L170 215V217H177V216H171V213H169ZM15 213H17V214H15ZM21 213V214H22ZM45 213V214H46ZM58 213H60V214H58ZM77 213H78V215H77ZM154 213V212H153ZM167 213V212H166ZM208 213V212H207ZM11 214V216L13 215V217H9V215ZM24 214H22V215H24ZM28 214H30V213H28ZM63 214V215H62ZM65 214H66V217H65ZM96 214H98V215H96ZM139 214L140 215V217L141 216H144V214ZM151 214V213H150ZM206 214V213H205ZM205 214H203L202 213V216L203 215H205ZM209 214V213H208ZM49 215V214H48ZM48 215H47V217H48ZM101 217H103L101 220H100V216ZM110 215V214H109ZM112 215V214H111ZM116 215V214H115ZM135 215V217L137 216V218H135L134 219V216ZM154 216V214H151L150 216ZM195 215V214H194ZM7 216V217H6ZM32 216V215H31ZM96 216H99L98 217V219H97V217ZM118 216V215H117ZM117 216H116V218H117ZM152 216V217H153ZM157 215L155 214V216L154 217H156ZM201 216V219L199 218V216H194V217H196V218H199V223H200V220H203L202 218H204V217H206V216H203L202 217ZM32 217H38V216H32ZM31 217V218H32ZM70 214H69V220H70ZM112 217V216H111ZM119 217H118V220H116L115 221V219H111L112 221H108V223L107 224H110L111 223V226H109L111 229L110 230H108L109 229V227L106 225V226H102V227H100L101 226V224H99L98 225V222L96 223L97 225H95V228H91L92 230H90L89 228H90V226H89V224L92 226V224L91 223H89L88 224V221H87V223H86V225L88 224V226H89V230L87 231L86 230V232H85V229H83L84 230V233L82 234V232L80 233V234H78L79 233V231H78V233H77V235L79 236V238H78V236H77V239H75L74 241H72L70 244H73V242L75 243V244H77L78 246H83V245H86V249H85V247L83 246L82 248H84V250L81 248V247H79L80 248V250L82 249L83 251H85V250H88L87 248H89L90 249V246H89V243L92 241V239H93V235H96V236H98V234L102 231V232H104V230L107 232H104V235L106 234L107 236L109 235V234H111V236H112V233H114L115 231L117 232V230L115 229V224H117L116 225V227L118 228V223H119V226H123V227H119V229H120V231L123 233V231L121 230V228H127V229H130V226H131V229L134 227V225H132L131 224V222L130 221H128V223L125 221V215H124V218L123 217H121V219H123L124 220V222L126 223H124L123 225H122V223L120 224V219H119ZM145 217V219H146V223H147V221H148V217H149V214L147 215V217L146 216H144ZM150 218L149 217V219H150V221H151V219H153V218ZM178 217H179V214H178ZM193 217V218H194ZM49 218V217H48ZM55 218V219H54ZM133 218V219H132ZM143 218V217H142ZM157 218L158 217H156L155 219H153L154 221H156V222H153V223H155V224H157V226L156 227H154V225H152L153 227H154V229L156 228L157 229V227H158V229H159V231H157V233H160V235L163 233H161V229L163 228V227H161L160 225L162 224V221L161 222H157ZM35 219V218H34ZM50 219V218H49ZM49 219H47V220H49ZM82 219V220H83ZM95 219H97V220H95ZM126 219H127V217H126ZM140 219V218H139ZM144 219V218H143ZM192 219V220H191ZM161 220H163V218L161 219ZM204 220H207V219H204ZM209 220H207V221H209ZM26 221V222H25ZM37 221H39V220H37ZM37 221H36V223H37ZM45 221H44V224H45ZM51 221V220H50ZM49 221V222H50ZM53 221H51V222H53ZM149 221V222H150ZM164 221V220H163ZM105 222H107V221H105ZM112 222H114V223H112ZM116 222H118V223H116ZM204 222H206V221H204ZM33 223V222H32ZM34 223H35V220H34ZM65 223V222H64ZM79 223V222H78ZM99 223H102V222H99ZM135 223V222H134ZM146 223H145V225H146ZM153 223H150V225L151 224H153ZM159 223H160V225H159ZM4 224V225H3ZM44 224H42V225H44ZM53 224V223H52ZM83 224V225H82ZM103 225H104V223H102ZM114 224V225H113ZM148 224L149 223H147V227L145 226V229L146 230H148ZM229 224V225H228ZM9 225V226H10ZM65 225H66V223H65ZM127 225V226H126ZM160 226V228H159V226ZM194 225V226H193ZM4 226V227H3ZM70 226V227H69ZM72 226V227H71ZM96 226H97V228H96ZM126 226V227H125ZM162 226H164V222H163V225ZM187 226V225H186ZM7 228V230H9V234H8V238L6 237L7 236V233H5L6 232V228ZM76 227H77V229H76ZM92 227H94V225L92 226ZM108 227V228H107ZM114 227V228H113ZM152 227V228H153ZM165 227V226H164ZM200 227H202V230L200 229ZM205 228V230H204V228ZM5 228V230H3ZM39 228V229H38ZM60 228H62V226L60 227ZM86 228V227H85ZM86 228V229H87ZM100 230H99V229ZM104 228H106V229H104ZM34 229V230H33ZM65 229V230H66ZM115 229V231H112V230H114ZM124 229V230H125ZM152 230L153 231V234H155V230ZM164 229V228H163ZM162 229V230H163ZM165 229H167V227H165ZM164 229V230H165ZM196 229H200L201 230V233L198 231V230H196ZM21 230H23L24 231V233H25V231H27V233H29V236L28 237H26V235H24L23 233H21L22 231ZM61 231L62 230H64V228H62V229H60ZM60 230H58V231H60ZM66 230V231H67ZM81 230H82V228H81ZM163 230V231H164ZM168 230V229H167ZM188 230V232H186ZM31 231V232H32ZM39 231V232H38ZM53 231V232H54ZM110 231V233L108 234V232ZM112 231V232H111ZM120 231H118L117 233H114L116 236H117V238H118V234L122 237V233H119ZM43 232V231H42ZM48 232V233H49ZM150 232V231H149ZM20 233V235L21 234H23V236H25L26 237V239H24V238H22V237H19L20 239H22V240H17V239H19V238H16V237H18V236H20V235H18ZM37 233H41L42 234V236H38V237H40V240H38L39 238H37V240H36V238L34 239L35 240V243H33V245H31L30 244V242L32 243V241L33 240H31V239H33V237H35V236H37V235H39V234H37ZM58 233V232H57ZM189 233V234H188ZM196 232H195V234H197ZM5 234H6V236H5ZM26 234V233H25ZM34 234H35V236H34ZM37 234V235H36ZM40 234V235H41ZM47 234V233H46ZM149 234V233H148ZM150 234H151V232H150ZM178 234V233H177ZM184 234V235H185ZM194 234V233H193ZM193 234H192V236H193ZM194 234V237L195 236H197V235H195ZM199 234H198V236H199ZM9 235H10V237H9ZM32 235H33V237H32ZM105 235V237L106 238H109V237H107ZM152 235V234H151ZM156 235V234H155ZM186 235V236H187ZM45 236V237H44ZM57 236H58V234H57ZM93 236V237H92ZM95 236V237H96ZM99 236H100V234H99ZM103 236V233H101V236L100 237H102ZM110 236V235H109ZM110 236V237H111ZM116 236H114V237H111V239L112 238H115ZM119 236V237H120ZM159 236V237H158ZM176 236L179 238V239H177L176 238ZM185 236V237H186ZM199 236V237H200ZM206 236V237H205ZM31 237V238H30ZM42 237V238H41ZM73 237V236H72ZM94 237V238H95ZM100 237H96V239L97 240H101L100 239ZM120 237V238H121ZM164 237V238H163ZM188 237V238H189ZM45 238V239H44ZM105 238V239H106ZM120 238H118V239H116L117 241L120 239ZM187 238V237H186ZM186 238H184V239H186ZM196 238V237H195ZM198 238V237H197ZM205 238H206V240H205ZM43 239V240H42ZM50 239V240H49ZM55 239H57V240H55ZM95 239V240H96ZM104 238H102V240L101 241H104L103 240ZM165 239H167L168 240V242H166V240ZM202 239V238H201ZM200 239V240H201ZM24 240V241H23ZM106 240H108V239H106ZM113 240V239H112ZM121 240V239H120ZM120 240L117 242V241H113V243H111L110 245H113L115 242H116V244H118L119 243V245H114L113 246V248H112V246H111V248H110V245H109V248H110V251L108 252H106V253H110V252H112V250H113V253H110V255L113 257L114 255H116V251L118 250V251H120L121 250V253H119L118 251V254L120 255V256H118V258H116L117 259V263H116V259L114 260V258H111L112 260H114V261H112V264H113V262H114V264H121L120 263V260H122V257L124 256L123 255V252H125V250H126V247H125V245L122 243V242H120ZM196 240V239H195ZM199 240V239H198ZM19 241H20V243H23V242H26V243H24V245H22V244H18L19 243ZM21 241H23V242H21ZM101 241H99V242H101ZM111 241V240H110ZM163 241H165V242H163ZM206 241V242H205ZM199 242V241H198ZM203 242H204V244H203ZM17 243V244H16ZM91 243H94V242H91ZM90 243V244H91ZM97 243H98V241H97ZM97 243H95V246H91V249L93 250V247H94V249L95 248H97L96 246H97ZM104 243V242H103ZM206 243V244H205ZM69 244V243H68ZM67 244V245H68ZM88 244V245H87ZM99 244H102V242L101 243H99ZM104 244H106V243H104ZM104 244L103 245H101L102 247L104 246ZM193 244V245H192ZM194 244H195V246H194ZM198 244V245H197ZM19 245H22V246H19ZM76 245V246H77ZM107 245V246H106ZM105 245V247L107 248L108 247V244H106ZM165 245V246H164ZM197 245V246H196ZM200 245H201V247H200ZM203 245V246H202ZM89 246V247H88ZM115 246H120V247H123V248H121V249H119L118 247H115ZM183 246H184V248H185V250L184 251H186L187 250V256L186 257H184L186 254L184 253V251H183ZM196 248H194V247ZM205 246V247H204ZM61 247V248H60ZM102 247H99V245H98V249L100 250L101 249V251L103 250V248ZM202 247H204V248H202ZM63 249L62 251H64V253H67V251H68V256L70 257V255L72 254V252L74 251H78L77 249L75 250V248L74 249H72L71 251H69V249L70 248H73V247H71L70 246V248L67 250V248L66 249ZM118 248V249H117ZM159 248H161V247H157V249L159 250ZM176 248H180L179 250L178 249H176ZM112 249V250H111ZM123 249H124V251H123ZM156 249V250H157ZM182 249V250H181ZM195 249L196 251H193V250ZM204 249V250H203ZM92 250H91V252H92ZM108 250V249H107ZM115 250V251H114ZM156 250H153L152 251V253H153V256L156 254V258L158 257H160L159 255V253H158V251H156ZM161 250H162V248H161ZM175 250H176V253H175ZM177 250L180 252L181 251V253L180 254H182V252H183V254H182V256L179 254V255H177L178 253H177ZM192 250V252L191 253H188V251H191ZM82 251V252H83ZM94 251H96V250H94ZM103 251H106V250H103ZM102 251V252H103ZM155 251L158 253V256H157V253H155ZM74 252H73V254L71 255V256H73L74 257V259H73V261H72V258L73 257H70V258H68V260H67V258H65L64 257V259H65V261L67 260V264H71L72 262H74L73 264H77L76 262L79 260V259H77V260H75L76 259V257L74 256V255H76V253L77 252H75V254H74ZM88 252H90V251H88ZM96 252H98V254H100V251H96ZM96 252H94V254L96 253ZM164 252V253H163ZM57 253V254H56ZM58 253L60 254V257L58 256ZM71 253V254H70ZM81 253V252H80ZM85 253V252H84ZM93 253V252H92ZM115 253V254H114ZM70 254V255H69ZM78 254H79V251H78V253H77V255L76 256H78ZM89 255V257H86V256H83V255H87V253L86 254H83L82 256L83 257H86V259L87 258H90L91 257V255H90V253H88ZM93 254V255H94ZM98 254H95V257H91V259L90 260H88L89 262H93V260L94 259H96V261L94 260V262H96V263H89L88 262V264H100V262L99 261H105V263L108 261V260H106V258L104 257V258H101V257H98L99 255ZM102 254V253H101ZM178 256V257H176V255ZM189 254V255H188ZM42 255V256H41ZM80 255V254H79ZM98 255V256H97ZM104 255V254H103ZM103 255H101V256H103ZM121 255H123V256H121ZM126 255V254H125ZM150 255V258H153V257H151V253L149 254ZM68 256H66V257H68ZM81 256V255H80ZM80 256H78V257H80ZM81 256V257H82ZM105 256V255H104ZM180 256V257H179ZM40 257V258H39ZM58 257L60 258V260L58 259ZM83 257H82V259H83ZM97 257H98V259H100L101 258V260H97ZM121 257V258H120ZM127 257V256H126ZM147 257H149V256H147ZM147 257L145 258V259H147ZM154 257V258H155ZM3 258H5V259H3ZM125 258V257H124ZM123 258V259H124ZM153 258V259H154ZM155 258V259H156ZM185 258V259H184ZM198 258H199V261H198ZM103 259V260H102ZM126 259H129L128 257L127 258H125L124 259V261L126 260ZM142 260L144 259V258H141ZM140 259V260H141ZM144 259V260H145ZM197 259V260H196ZM59 260V261H58ZM81 260V259H80ZM79 260V261H80ZM141 260V262L140 261H138L137 260V262L139 263V264H148V263H150L151 261L149 260V258H148V260L150 261V262H148V260H147V263H143L144 261H142ZM152 260V259H151ZM191 260H189V262L190 263H192L191 262ZM2 261V262H1ZM35 261V262H34ZM56 261H57V263H56ZM65 261H64V263H65ZM78 261V262H79ZM123 261V260H122ZM121 261V262H122ZM126 261H128V260H126ZM123 262L122 264H127V262ZM179 261V262H180ZM182 261V262H183ZM81 262L83 263V261L81 260ZM85 262V261H84ZM98 262V263H97ZM108 262H110V261H108ZM146 262V261H145ZM155 262H159V261H155ZM182 262H180V264H182ZM187 262V261H186ZM38 263V262H37ZM36 263V264H37ZM65 263V264H66ZM82 263H79V264H82ZM129 263H131L132 264V261L130 262L129 261ZM137 263V264H138ZM156 263V264H157ZM188 263V262H187ZM186 263V264H187ZM85 264H87V263H85ZM102 264H104V262L102 263ZM107 264H110V263H107ZM152 264V263H151ZM153 264H155V263H153ZM184 264H185V262H184Z\"/></svg>", "mask_w": 264, "mask_h": 264}, {"label": "rangeland", "instance_id": "374dc122", "mask_svg": "<svg viewBox=\"0 0 264 264\" xmlns=\"http://www.w3.org/2000/svg\"><path fill=\"white\" fill-rule=\"evenodd\" d=\"M12 1H13V4H15V2H16V1H19V0H16V1L12 0ZM38 1H39V0H37V2H38ZM42 1H43V0H42ZM48 1H50V2L48 3V6H49V7H48L47 5H46V6L51 10V9H54V8H55V5H56L57 3L60 5V3H61L60 1H66V0H58L59 2H58V1H55V2H54V0H53V1L48 0ZM48 1H46L45 3L47 4ZM99 1L101 2L102 0H99ZM132 1H133V0H132ZM134 1H136V0H134ZM147 1H148V4L151 2V0H150V1L147 0ZM154 1L156 2V4L159 3V2H157L158 0H157V1L154 0ZM159 1H160L159 4H161V2H162L164 5L166 4V3L163 2V1H165V0H163V1L159 0ZM167 1H171V2L175 3V1H173V0H167ZM191 1H193V0H191ZM203 1H204V0H203ZM203 1L201 0L202 3L200 2V0L196 1V6L199 7V6H201V4L203 5V4L205 3V2L203 3ZM212 1H213V0H212ZM212 1H210V3H211ZM214 1H215V0H214ZM214 1L212 2V4L214 3ZM224 1H227V2H228V4L231 6V8H230V6H229L230 9H232L233 7L236 9V6H234V5H235V4L237 5V3H238L237 1H238V0H236L237 3L234 2V5H233V3H230V2H231L230 0H224ZM232 1H233V0H232ZM234 1H235V0H234ZM243 1H244V0H243ZM245 1H247V0H245ZM253 1H254V0H253ZM20 2H21V0H20ZM20 2H16V3L19 4ZM51 2L53 3V5H52ZM165 2H166V1H165ZM218 2H219V3H218ZM241 2H242V0H241ZM241 2H240V0H239L240 5H237V8H240V12H241V13L239 12V15H238V16L241 17V16H243V14H245L244 16H245V18H246V21H245V20H244V21L246 22V24L249 22V20H251L252 23H253L255 19L252 20V17H256V16H255V14L253 13L254 11H252L251 8H253V6L258 2V0H255V3L251 1V2L253 3V5H250L251 7L248 6V4H252V3H248V2H250V0H249L248 2H245V3H247V4H245V3H243V2L241 3ZM38 3H39V2H38ZM40 3H41V2H40ZM55 3H56V4H55ZM63 3H64V2H63ZM63 3H61V6H62ZM104 3H107V0H106V2H104V0H103V4H104ZM122 3L124 4V0H122ZM129 3H130V0L128 1V3L125 2V4H124L125 6L120 5L121 7H118V9L121 8V13H120V11H119V13H115V12H114L115 15L118 14V18H117V19H119V16H120L119 14H121V16H122L123 13H124V11L127 10V9H124V11H122V10H123V9H122V6H123V7H126V4L128 5ZM132 3H134V2H132ZM132 3H130V4L133 5ZM136 3H137V1H136ZM153 3H154V2H153ZM167 3H169V2H167ZM197 3L199 4V6L197 5ZM217 3H218L219 5L222 3L223 7L221 8V5L219 6ZM224 3L226 4V2H223L222 0H218V1L216 0V4H217L222 10L224 9L225 11H224V10H223V11H224V13H225V12H227V9H229V8H228V5H227V6H226V5L224 6ZM11 4H12V2H11ZM13 4H12V5H13ZM41 4H44V3L42 2ZM41 4H39V6H40ZM49 4H50L51 6H53L54 8H50V5H49ZM64 4H65V3H64ZM118 4H119V3H118ZM156 4H155V5H156ZM163 4H161L160 6H164ZM177 4L181 7V5H180L181 3L178 2ZM177 4H176V5H177ZM183 4H184V3H183ZM187 4H189V3H187ZM191 4H192V2H190V5H188V6H191ZM206 4H207V3H205V5H204L205 7H206ZM214 4H215V3H214ZM214 4H213V5H214ZM12 5H10V4L6 5V6H10L8 10H7L6 6H5V8H6L5 10H6V11H3V12L10 13L9 15H8L7 13H5V14H7L6 16H9V17L12 16V17H13V15L11 14V12H12V10H11V6H12ZM152 5H153V4H152ZM155 5H154V6H155ZM167 5H168V4H167ZM172 5H173V4H171V6H172ZM174 5H175V4H174ZM174 5H173V6H174ZM213 5H211V7H210V6H209V2H208V6H209V9H210L209 11H213V9H216V7L213 6ZM217 5H216V6H217ZM1 6H2V5L0 4V9H1ZM42 6H43V5H42ZM46 6H45V4H44L43 9H44ZM57 6H58V5H57ZM57 6H56V9L59 10V8H60L61 6H58V8H57ZM115 6H116V8H117L118 5H115ZM115 6H114V7H115ZM138 6L140 7V5H138V3L136 4L137 9H136V7H134V5L131 6V7H133L134 9H136L137 11H136V10H135V11H134V10H130V11H129V9H132V8L129 6L130 8H129L126 12H127V13H128V12L131 13L132 11H133V12H136V13H135V16H136L137 18H139L138 16L142 17L143 14L145 15L146 12H147V14H148V11H149V10H146V11H144V13H143V10H145V9H142V10L140 9V10H138V8H139ZM142 6H144V5H141V7H142ZM146 6H147V5H145L144 8H146ZM157 6L159 7L158 4H157ZM179 6H177V8H179ZM212 6H213V7H212ZM238 6H239V7H238ZM242 6H243V7L246 6L245 11H244V8H243ZM114 7H113V8H114ZM174 7H175V6H174ZM192 7H193V8L195 7V3H194V6H192ZM192 7H191L190 9H193ZM197 7H195V8H197ZM201 7H202V6H201ZM214 7H215V8H214ZM219 7H218V8H219ZM224 7H226L227 9L224 8ZM147 8H148V7H147ZM160 8H161V7H160ZM162 8H163V7H162ZM164 8H165V9H166V8L169 9V7H164ZM171 8H172V7H171ZM171 8H170V11H168L167 9H166V10L164 9L165 11H163V10L161 9V10H159V11H160L159 13H161V15H162V13H164V12L167 11L168 13L166 12V15L173 14V12H171V11H172ZM177 8H175V9L177 10ZM186 8H189V7L186 6ZM202 8L204 9V7H202ZM202 8H201V10H202ZM207 8H208V7H207ZM211 8H212V10H211ZM234 8H233V9H234ZM248 8H250L251 10L248 9ZM46 9H47V8H45L44 11L47 12L48 9H47V10H46ZM56 9L49 11L50 14H51V13L54 14L55 12H57V14H58V13L62 14V13H63L62 11H65V10H63V6H62L61 9H60V10H62V11H60V10H59V11H56ZM102 9H103L102 11H104L105 6H103ZM158 9H159V8H158ZM175 9H173V10H175ZM183 9H184V7H183ZM190 9H187V10L189 11ZM205 9H206V8H205ZM205 9H204V12H205ZM230 9L228 10V12L230 11ZM235 9H234V10H235ZM241 9H243V11H242ZM246 9H247V10H246ZM115 10H116V9H115ZM115 10L113 9V11H115ZM180 10L182 11L181 14L186 13L188 16H191V14H193V13H191L192 10L188 12L189 14L187 13V11H186L185 9H184V11H183V10H182V7H181ZM194 10H196V9H194ZM198 10H200V7L198 8ZM198 10H196L197 13H199ZM207 10H208V9H207ZM218 10H219V9H218ZM234 10L232 11L233 13H231V12H230V13H226V15H224V17H223V15H222V17L220 16L221 14H224V13H222L223 11L221 12V10H219V11L221 12V14H219V13H220L219 11H215V10H214L215 12H217V14L215 13L217 16H216L215 14H213V13H214V11H213L211 14H212V16L215 15V16H213L214 19H210V20H212V21L214 20L213 22H216V23H218V22L215 21V20H221V19H222V20L224 21V19H225V21H227V20H226L227 18H225V16H229V15H230V16L232 17L231 19H233V20H235L234 18L237 17L236 20H240V23H239V25H240V24H241V20L243 19L244 16H243L242 18L239 17V18H240V19H239L238 16L236 15V12H237V11L235 12ZM249 10H250V12H249ZM53 11H54V12H53ZM139 11H140V13H141V11H142V13H141V14L139 13V15H138V12H139ZM161 11H163V12H161ZM196 11H195V13H196ZM247 11H248V13H247ZM251 11H252V12H251ZM106 12H107V10H106ZM116 12H118V11H116ZM126 12H125V13H126ZM149 12H150V11H149ZM170 12H171V13H170ZM174 12H176V11H174ZM192 12H193V11H192ZM202 12H203V10L200 11V14H197V15H196V14H195V15L193 14V17H195L194 20H195V19L198 20V18H200V19L202 18V20L199 19L200 22L203 21V20H206V19H203V16L201 15V14H203ZM244 12H246V13L249 14V15H246V13H244ZM47 13H48V12H47ZM75 13H76V15H75L76 17L74 16ZM82 13H83V12H82ZM103 13H104V12H103ZM107 13H109V17L107 16V14L104 15V16L108 17V19L111 18L110 15L113 17V15H112L113 12H112V10H111V11H108ZM111 13H112V14H111ZM127 13H126V14H127ZM130 13L127 14V15H128V19H127L126 15H125L123 18L129 20V18L132 16L131 14H133V13H131V14H130ZM190 13H191V14H190ZM205 13H206L207 15H210L207 11H206ZM53 14H51V15H53ZM55 14H56V13H55ZM57 14H56V15H57ZM60 14H58L57 16H59ZM70 14H72V13H70ZM79 14H80V13H78V15H79ZM83 14H85V15L87 16L88 13H87V14H86V13H83ZM89 14H90V13H89ZM89 14H88L87 18L85 17V15H83L84 17L81 16V15H79V17H77V12H74V13L72 14V19H73V20H75V18H77L79 21L82 20V21H80V22H83V21H84L83 24H84L86 21H88L89 23H91V24H86V23H85L84 25H82V23H81L80 26L76 27V28L78 29L79 27L83 26L84 29H87V30H88V31H86V32H87V33H86L85 30L81 27V28L83 29V30L81 29V33H82V31H84V34L86 33L87 36H88V34H89L88 37L91 36L90 39H92V38H93L92 35H94V34H91V35H90V33L95 32L96 28H97L98 30H100V28H101V30H104V32H106V30H107V28L104 29L105 26H108V28H109L108 30H110V28H112V30L115 29V28H117V30H119L120 32H122V34L120 35V32L118 31V35H117V34L115 33V32H116V29H115V31H113V33H115V34L117 35L116 38L119 37V38H117V39H118V42H119V39H120V38L123 39V37H122V36H123V32H124V37L126 36V35H125V31L128 33L127 28H125V25H126V24H128V25H127L128 29H129V27L131 26L130 23H132V24H133V25H132L133 28L131 27L132 29H130V30L135 29V31H140L143 27H145V29H146V28H147V27H146V26H147V23H148V24H149V23L151 24L152 22H150V21L153 20L152 17H151L152 19L150 18L151 15L148 14L149 16L147 15V16H144V17H148V18H150L151 20H150V21H147L148 18H145L146 21H147V23L143 24V23H144L143 19L141 20V19L139 18L141 21L137 19L136 22H135L134 20H135L136 18L134 19V17L132 16L133 18H132V17H131V18L133 19L134 22H133L132 19L130 18L131 20H129V22H130V21H131V22L129 23V22L127 21V23H126V21H125V25H124V21H123V20H125V19H123V20H121V21L118 20V24H117L116 21H115V20H117V19L114 20V18H113V19L111 18L110 20H107V19H106V20H107V21H106V20H105L106 17H104L103 14H102V16H101V14H100V16H99V15H96V16L99 17L98 19L101 18L100 20L103 21L102 23L104 24L105 22H107L108 25L105 24L104 27H100V26H102V23H101V25H99V24H100V23H99V20H98L97 18H95L96 21L98 20V22H96L97 24L95 23V26H96V27H95V30H94V31H90V30H89L90 27H91V29H92V27H93V29H94V26H90V25H92V24L94 25L95 20L93 19V21H91V20H92V19H91V18H92V15H91V14L89 15ZM104 14H105V13H104ZM150 14H151V13H150ZM177 14H178V12H177ZM186 14H185V18H186ZM218 14H219V17H221V19L218 18ZM233 14H235V15H234L235 17L233 16ZM237 14H238V12H237ZM250 14H251V15H250ZM253 14H254V15H253ZM14 15H15V14H14ZM56 15H53V16L56 17ZM129 15H131V16L129 17ZM166 15L163 14V16H164L165 18H166ZM178 15H180V12H179ZM198 15H199V16H198ZM200 15H201L202 17H200ZM96 16L94 15V17H96ZM152 16H153V15H152ZM182 16H183V15H182ZM182 16H180V17L182 18ZM212 16H211V18H212ZM230 16L228 17V18H229V21H227L228 23L224 21L223 23H224V24L226 23V24L224 25V24L222 23V25H221V24H220V21H219V24H218V25L220 26V28H221V26H222V27H224V30H226V33L223 32L224 35H230V36H233V34L235 33L234 36H233V37L235 38V36L238 34V32H237V31H236V32H233L232 30L235 31L236 29H239V25H238V23L236 22V23H237V24H236L237 26H235V28H236V27H238V28L234 29V25H235L234 23H235V21L232 20V22H231V24H230ZM12 17H11V20L14 21L16 18H15V16H14V17H13L14 20H13ZM80 17H81V18H80ZM82 17L85 18V19H83ZM90 17H91V18H90ZM114 17L116 18V16H114ZM168 17H171V16L169 15ZM191 17H192V16H191ZM191 17H190V18H191ZM197 17H198V18H197ZM215 17H217L218 19H215ZM233 17H234V18H233ZM248 17H250V18H248ZM7 18H8V17H7ZM56 18H57V17H56ZM185 18H184V20H185ZM190 18L187 17V20L191 22V23L189 22L190 24L188 23V24L191 26L194 20H193V18H192V19H190ZM223 18H224V19H223ZM245 18H244V19H245ZM247 18L249 19L248 22H247ZM167 19H168V18H167ZM189 19H190V20H189ZM207 19H209V17H207ZM111 20H114V21H112L113 23H109V21L111 22ZM184 20H182L183 23L181 22V24H184V25L186 26L185 29H183L180 25H179L180 28H179V26L176 25V24H174V26H175V27L178 26L179 30H178V28H176L177 31H180L181 29L184 30V31H182V30H181V31L184 32V34H185L186 28H187V26H189V25H186V24L184 23ZM210 20H209V22H210ZM53 21H54V23H53ZM53 21H51V22L53 23V25L51 26V28L53 29V27L56 26V25H58V28H59V24H57L58 21H57L56 23H55V20H53ZM90 21H91V22H90ZM104 21H105V22H104ZM180 21H181V19H180ZM195 21H196V20H195ZM195 21H194V23H195ZM212 21H211V22H212ZM15 22H17V20H15ZM15 22H14V23H15ZM63 22H64V21H63ZM63 22H60V25H62L61 23H63ZM100 22H101V21H100ZM119 22H121L120 25L123 26L124 30H123V29H118L119 27H121V26L119 25ZM137 22H139V24H138ZM140 22H143L142 25H141ZM153 22H154V21H153ZM176 22L178 23L179 21L176 20ZM200 22L198 23V22L196 21V23L199 24V25H200ZM204 22H206V21H204ZM238 22H239V21H238ZM242 22H243V20H242ZM14 23H13V24H14ZM98 23H99V24H98ZM134 23H137V27H138V25H140L139 27H142L143 25H144V26H143L142 28H140V30H139V29L136 30V27H134V26H135ZM179 23H180V22H179ZM179 23H178V24H179ZM186 23H187V21H186ZM207 23H208V22H207ZM216 23H213L214 25L211 24V23H210V24H211V26L213 25L214 27H216V26H217V25H215ZM232 23H233V26H231V27H233V28L230 29V27H229V30H231V34H232V32H233V34L231 35V34L229 33V31H228V28H225V27H226L227 25H232ZM250 23H251V22H249V23L247 24V25H248V30H249V25H250ZM54 24H55V25H54ZM64 24H66V22H65ZM64 24H63V25H64ZM129 24H130V25H129ZM150 24H149V25H150ZM208 24H209V23H208ZM242 24H243V23H242ZM253 24H254V23H253ZM25 25L27 26V24H25ZM85 25H86V26L89 25V26H88L89 28H87ZM97 25H98L100 28H99ZM116 25L119 26V27H117ZM145 25H146V26H145ZM149 25H148V26H149ZM152 25H154V24L152 23ZM184 25H183V27H184ZM193 25H194V24H193ZM195 25H196V24H195ZM199 25H198V26L196 25V26H197L198 28H201V29H202V30L200 29V30H201V34H204L207 30H205V29L203 28V27H204L203 23H201V25H203V26H200V27H199ZM244 25H245V24L242 25L243 29H242L241 26H240V29H241L242 31H244V34H245V30L247 29V28H246L247 26L245 27L246 29L244 30ZM110 26H111V27H110ZM163 26H164V25H163ZM163 26H160L159 29H158V27H154V28H156V29H154L155 32H156L157 30L160 31V32L158 33L159 36L161 35L160 33H162V37H163V38H164L166 35H167V36L169 35L168 38H167V36H166L164 40H162L163 38L160 37V39L162 40V41L160 40V41H161V45H160V49H161V50L164 49V45H165V44H166V45L169 44L170 41L167 40V39H171V38H174L175 36H177V38L180 39V40L174 38L175 40L172 39L171 42H172V43H173L174 41H175V43H176V42H179V41H180V42H181V41L184 42L185 44H184V43H180V44L178 43V45H180V47H181V45L183 44V45H182V48L175 46L174 43H173L174 45H172V43H170L172 46L169 44L167 47H170V46H171L170 49H171L172 47H173V48H174V47H176V48H180V52H179V53H181V49H183V52H185L186 50H187V51L190 50L189 52H193L194 55H192V54H190V53H188V52H187V53L185 52V53H186L185 56H188V57H190L191 55H192V57L194 56L193 58L191 57V59H188V57H185V58L189 61V62H187V63H190V62L192 63V60H194V59L196 60V57H197L198 55H201V54H199V53H201V52H202L203 55H206V54L209 55L208 52H209V50L211 51V48L213 47V46H212L213 43L210 42V41H212V40L214 39L213 37H211V36H212V35H211V32H212V31H211V32L209 31V33H208V31H207L208 34L205 33V34H207V35H206L207 38H208L209 34L211 35V36H210V39H209V38L207 39L206 37H204V36L202 35L201 37H202V38H206L207 41H206V39H202V41H200L201 39L199 40L198 38H196L197 36H196L195 34H194V35H195V36H194V35H192V34L190 35V33H188V32H190V31L193 30V29H194V30H195V29H198V28H196V26H194L192 29H191V27L189 26L190 29L188 28V31H187V33H186L185 35H183V33H181V32H179V33H177V34L174 35V33L172 34L171 31H169V33H171V34H169V33L166 34V33H165V34H164L165 36L163 35V33H164L163 31H165V30H162ZM213 26L211 27V29L213 28ZM0 27H1V26H0ZM27 27H28V26H27ZM29 27H30V26H29ZM61 27H64V26H61ZM67 27H69V26H67ZM113 27H115V28H113ZM149 27H150V26H149ZM152 27H153V26H152ZM152 27H151V28H152ZM161 27H162V28H161ZM251 27H252V25H250V28H251ZM15 28H17L16 30L18 31V26H17V25H15L14 30H15ZM23 28H24V27H23ZM31 28H32V27H31ZM51 28H50V29H51ZM55 28H56V27H54V30H52L53 32H56V31H55ZM58 28H56V30H58ZM160 28H161V29H160ZM166 28H167V27H166V25H165L164 29H166ZM205 28H209V27H205ZM220 28H217V29H216V30L219 29V30H218L219 32L216 31V33H218V34L221 33V32H220ZM1 29H2V28H1ZM24 29H25V28H24ZM29 29H30V28H29ZM29 29H28V30H29ZM32 29H34V31L37 30V32L35 31V35H34L33 38H30V37L28 38V36H26V31H25V30H27V29H25V30H24L25 33L22 34L21 36H24V35H25L27 39L25 38V36L22 37L24 40H23L22 38L20 39L21 36H19L20 34L18 33V32L21 31V29H20V31L16 32L17 34H15L16 40H17V36H18V37H19V38H18V40H19L18 42H20V45H22L23 43H25L24 41H27V42H26V45H25V44H24V45H25V47H27V45H28L29 50H31V49H32V50H38V51H41L42 49L45 50V48L38 49V48H40L39 45H40V44H41V45L43 44L42 46L44 47V44L47 45L49 41L46 42V43H41L42 41L44 42V40L40 39L42 35H41V36L39 35L41 29H39V31H38V29H36V28H32ZM93 29H92V30H93ZM125 29H126V30H125ZM152 29H153V28H152ZM173 29H174V27H173ZM203 29H204L205 31H204ZM209 29H210V28H209ZM209 29H208V30H209ZM211 29H210V30H211ZM251 29H252V28H251ZM251 29H250V30H251ZM30 30H31V29H30ZM30 30H29V31H30ZM78 30H80V28H79ZM101 30H100V32H99V31H96V32H99V35H100ZM112 30H111V31H112ZM147 30H148V32H149V29H148V28H147ZM154 30H153V32H154ZM168 30H170V28H169ZM168 30H167V32H168ZM174 30H175V29H174ZM174 30H172V31L174 32ZM194 30H193V33L196 31V30H195V31H194ZM213 30H214V28H213ZM241 30H240V31H241ZM24 31H21V32L23 33ZM29 31H27V32L29 33ZM52 31L50 30V34H51L50 36H52ZM111 31H109L110 34L112 33ZM133 31H134V30H133ZM133 31H130V32L132 33ZM143 31H144V29L141 30V32H143ZM151 31H152V30H151ZM161 31H162V32H161ZM177 31H176V32H177ZM203 31H204V32H203ZM222 31H223V30H222ZM242 31H241L239 34H242V33H243ZM2 32H3V30H2ZM2 32H1V34H2ZM21 32H20V33H21ZM38 32H39V33H38ZM58 32H60V31H58ZM58 32H56V34H57ZM104 32L102 31V34H103V35L105 34ZM141 32L138 33V34H139V36H140V34H141V37H140V38H141L142 41H144V42H142V41H138L139 43H137V45L140 44V42H142V43H141V46H142V45H143V46H142L141 48L144 47L146 52H148L147 50H150L149 52H150V55H151V53H152L151 51L153 50V52H155V51H154V50H155L154 48H155L157 45H156V43H154V45H153V44H150V42H149L150 46H152V47L144 46L143 43H146L145 45H147L148 40H147V42H146V41L142 38V35L144 36V34H145L144 37H147L148 33H147L146 30H145L146 33H145V32L141 33ZM153 32H152V33H153ZM155 32H154V33H155ZM176 32H175V33H176ZM191 32H192V31H191ZM202 32H203V33H202ZM213 32H214V31H213ZM213 32H212V34H213ZM248 32H249V31H248ZM28 33H27V34H28ZM30 33L33 34V31H31ZM30 33H29V34H30ZM106 33H107V36L109 37L110 35L108 34V31H107ZM113 33H112V34H113ZM127 33H126V34H127ZM131 33H130V34H131ZM134 33H135V32H134ZM134 33H133V34H134ZM154 33H153V34H154ZM197 33H198V30L196 31V34H197ZM223 33H222V34H223ZM1 34H0V35H1ZM3 34H4V32H3ZM18 34H19V35H18ZM32 34H30L29 36L32 37ZM40 34H43V33L41 32ZM56 34H55V37H54L55 39H56V38H59V35H58L59 33H58L57 35H56ZM84 34H83V35L81 34V36L84 37V36H85ZM136 34H137V33H136ZM155 34H156V36L158 37L157 32H156ZM179 34H180V35L182 34V36H180ZM187 34H189L190 36H192L191 39H190V36H189V35H188L189 37H186ZM201 34H200V35H201ZM239 34H238V35H239ZM36 35H37V39L40 40L39 43H37L38 40L35 38ZM53 35H54V34H53ZM69 35H70V34H69ZM96 35H98V34H96ZM99 35H98V36H99ZM128 35H129V33H128ZM149 35L152 36V34H151L150 32H149ZM170 35H172V36L174 35V36L170 38ZM178 35H179V37H178ZM197 35H198V34H197ZM213 35H215V34H213ZM219 35H221V34H219ZM238 35H237V36H238ZM242 35H243V34H242ZM242 35L238 36V38H239V37L241 38ZM2 36H6V37H7V33L5 32V34L2 35ZM2 36H0V37H2ZM38 36H40V38H39ZM50 36L48 37V35H47L48 40L50 39V41H51V42H49V44H52V45L54 44V48H57V47H55V45H57V46L59 45V44H57V43H59L58 40H60V38L57 40V43H54L55 41H52V40H51L53 37L51 38ZM67 36H68V35H67ZM67 36H66V37H67ZM87 36H86V37H87ZM101 36H102V35H101ZM107 36H105V40H107ZM111 36H115V35L113 34V35H111ZM120 36H121V37H120ZM132 36H133L134 39H137V40L139 39L137 36H135V37H134V35H132ZM150 36H148V37H150ZM153 36H154V35H153ZM153 36L150 37V40H151V38H153ZM230 36H229V37H230ZM237 36H236V37H237ZM9 37H10V36H8V39H7V40H9ZM70 37H71V35H70ZM70 37L68 36V39H69ZM74 37H75V36H74ZM82 37H79V38H81V40H82V39H83ZM88 37L85 38V39H87L88 41L85 40V39H84V40L87 41V42L89 43L90 40H89ZM157 37H156V39H158ZM182 37H183V38H182ZM194 37L196 38V40H198V41L195 40L194 42L200 44V46H198V45L196 46V47H200V48L198 49L199 51H196L197 48H195L196 50H194V48L188 50V48L193 47L195 44H194V45H192V44H188V43H186V40H189L190 43H191V42H193L192 40H194ZM198 37H199V35H198ZM217 37H218V36H217ZM217 37L215 36V39H216ZM233 37H231V38H233ZM4 38H5V37H4ZM4 38H0V39H3V42L0 41L1 43H4V42H5V39H6V38H5V39H4ZM72 38H73V36H72ZM76 38H77V37H76ZM76 38H75V39H76ZM79 38L76 39V43H75V44H77V45H79V44L81 45V42H82V41L78 40ZM98 38H99V37H97L96 39H98ZM102 38H104V37H102ZM127 38H128V36H127ZM127 38H126L125 40H127ZM130 38H132V37H130V35H129V38H128V39L130 40ZM133 38L131 39V40H132V43L129 42L130 46H131V44H133V43L135 44V42H137L136 40H135V42H133V41H134ZM192 38H193V39H192ZM212 38H213V39H212ZM10 39H11L12 41L8 42V44L6 43L7 40H6V42L4 43V44H7L6 47H8L9 43L13 42V40H14V39L11 38V37H10ZM28 39H30V40H28ZM34 39H36V40H34ZM75 39L73 38L74 41H75ZM94 39H95V38H94ZM94 39L91 40L92 42H90V45H91V43H94L93 45H95V47L98 46L97 49L101 48L102 45L104 46L105 44H107V43H104V42H103V41H104V39H103V40H101V41L103 42V43H101V46H100V43H99V45H97L98 42H99V40H98V42H97L96 39H95V40H94ZM121 39H120V40H121ZM141 39H139V40H141ZM146 39H147V38H146ZM148 39H149V38H148ZM153 39H154V38H153ZM217 39L219 40V37H218ZM16 40H15V41H16ZM21 40L23 41V43H21ZM33 40H34L35 42L37 41L36 44H35V43H34V44L32 43V45L29 44V41L31 42V41H33ZM41 40H42V41H41ZM53 40H54V39H53ZM62 40H65V41L62 42V44L64 43L63 45H65V46L67 45V44H66V41H67L68 43H69V42L72 43V47L70 46V44L67 45V46L65 47V46H63V45L61 44V42H60V44H61L64 48H67L66 51L68 50L69 46H70L73 50H76L75 48L78 49V47H79V46L77 47V45H76V47L73 48V46H75V44L73 45V42H74V41L72 40L73 42H71V38H70V40H67V39H62ZM108 40H109L110 43H112L110 40L114 41L115 39L113 40V38L110 39V37H109ZM123 40H124V39H123ZM123 40H121V41H123ZM125 40H124V41H125ZM129 40H128V41H129ZM173 40H174V41H173ZM177 40H178V41H177ZM218 40H217V41H218ZM222 40H223V39H222ZM222 40L220 41V42H221V46H217V49H218V50H220V48H221L222 46H223V47L225 46L224 43L227 44V42H225L224 40H223V41H224V42H223ZM79 41H80V43H77V42H79ZM85 41H83V42L86 43ZM94 41H95L96 43H95ZM101 41H100V42H101ZM153 41H155V39H154ZM158 41H159V39H158L157 41H155V42H158ZM160 41H159V44H160ZM164 41H165V43H163ZM168 41H169V42H168ZM189 41H188V42H189ZM204 41H205L206 43H204ZM125 42H126L127 45H129L127 41H125ZM151 42H152V41H151ZM166 42H167V43H166ZM207 42H210V43H207ZM220 42L218 41V43H220ZM222 42H223V43H222ZM15 43H16V42H15ZM120 43H121V42H120ZM123 43H124V42H122V44H123ZM214 43H216V40L214 41ZM4 44H3V45H4ZM38 44H39V45H38ZM86 44H87V43H86ZM86 44H85V45H86ZM122 44H121V45H122ZM126 44H124V45H122V46H121L120 44H119V45H120V47L124 50V48H125L124 46H125ZM157 44H158V43H157ZM159 44H158V45H159ZM162 44H163V47H162ZM201 44H202V45H201ZM203 44H205V45H206V44H211V45H209V46L206 45V46H205V45H203ZM3 45H2L1 47H3ZM10 45H15V44L11 43ZM17 45H18V44H17ZM35 45H37L38 47L35 46ZM41 45H40V46H41ZM93 45H91V48H90V46H89L90 50H89V48H87L88 45L85 46L86 49H88L87 52H91V50H95V51L97 50L96 48L93 47ZM176 45H177V44H176ZM216 45H217V44H214V46H216ZM219 45H220V44H219ZM22 46H23V45H22ZM50 46H51V45H48V48H49V49L47 48V49H48L47 52L51 49ZM99 46H100V47H99ZM103 46H102V47H103ZM108 46H109V47H112V46H114V45L110 46V44H109ZM148 46H149V45H148ZM183 46H185V47L183 48ZM201 46H202V47L205 46V48H207V46H208V48H210V49H208V50L206 49L205 51H207V53H206L205 51H204L205 53H203V50H204L205 48H203V50H202ZM210 46H211V47H210ZM4 47H5V46H4ZM4 47H3V49H4ZM6 47H5V48H6ZM12 47H13V46H12ZM23 47H24V46H23ZM51 47H52V46H51ZM80 47H81V49H83L84 45H83V47H82V46H80ZM80 47H79V51H78V50L75 51L76 54L79 53V52H82L81 49H80ZM104 47H105V46H104ZM114 47H116V46H114ZM114 47H112V48L115 50ZM123 47H124V48H123ZM126 47H127V46H126ZM157 47L159 48V46H157ZM165 47H166V46H165ZM218 47H219V48H218ZM16 48H17V47H16ZM28 48H27V50H28ZM52 48H53V47H52ZM58 48L60 49L61 46L59 45ZM58 48H57V50H56V49H52V51L54 50V51L58 52ZM71 48H70L69 50H71ZM107 48H108V47H106L107 52H106V50H104V48H103V50L105 51V53H108L109 51H111L110 48H108V49H107ZM147 48H149V49H147ZM176 48H174V49H172V50H175V51H176ZM185 48H187V49L184 51ZM12 49H13V52H14L15 47H13ZM86 49L84 48L83 52L85 53V57L88 59V56H87L86 51H85ZM126 49H128V48H126ZM146 49H147V50H146ZM160 49H159V50H160ZM165 49H166V48H165ZM213 49H215V47H213L212 50H213ZM217 49H215L216 51H215V50H213V51H215L216 53L218 52V55H219V52H221V51H218ZM221 49H222V48H221ZM0 50H2V49H0ZM15 50H18V49H15ZM25 50H26V49H25ZM44 50H42V51H44ZM64 50H65V49H64ZM69 50H68V51H69ZM73 50H72L71 52L75 53ZM157 50H158V49H156V51H157ZM161 50H160V51H157L156 53H157V54L159 53V55L162 56V57H163V56H165V57H166V56H170V57H167V59H168V58L171 59V57L174 56L175 59H176L177 61L180 60L179 62L183 61V63H185V60H186V59H185L184 57H183V58H184L185 60H181V58L178 59V55H177V54H179L178 51H177V52L171 51V53H174V54L177 53V54L173 55V54L170 53V54H171V55H170L169 53L165 52L164 50H163V51H161ZM193 50L196 51V52H194ZM200 50H201V52H200ZM222 50H224V49H222ZM52 51H50V52H52ZM54 51H53V52H54ZM61 51L64 52V51H63V48H61V49L59 50V52H61ZM100 51H102V49H101V50H100V49L98 50L99 55H96V57H95V55H94V54H96V53H94V51L91 52V56H92V57H90V58H91V61H92V58H93V59H96L97 56H98V58H99V56L101 55V56H100V61H101V62H102V61H106V62H103V64H102V63H96V62H94V60H93V62H92V63H93V64H92L93 66L89 63V61H88V62L85 61V62H84V63H85L84 65H82V63H83V62H82V63H81L82 66H79V63H77V61H76V62L74 61V60H76V59H70L71 56H72L73 54H71V56L67 57V55H68L69 52H68V53L65 52V53H67V54L63 53V55L60 54V56L62 55L61 57H63V56L65 55V56L68 58V60H66V61L64 60L65 63H68L69 66H72V68H78V69H79V68H82V70L80 69L81 72H85V73H87V72L84 71L83 66H85V68H86V66H87L86 64H89V65L87 66V68H88L89 66H90V67L92 66V68H93V67L95 68L96 65H97L98 68H99V67H102V65H103V67L101 68V69L103 70V69H104V64H105L106 67H107V66L109 67V64H108L107 62L111 63L110 61H111V59H112V61L114 60L113 62L115 63V62H116V59L120 56V55H118V52H117L116 56H114V55H115L114 53H116L117 48H116V51L112 52L113 55L110 54V56H111V59H110V60L108 59L110 56H109V57L107 56L108 58H106V57H105V56H106L105 53L103 54L104 51L101 52L102 54H100ZM124 51L126 52V53L123 52V53H125V54H127L128 52H130V51H126V50H124ZM143 51H144V49H143ZM145 51H144V52H145ZM233 51H235V50H233ZM15 52H16V51H15ZM44 52H46V50H45ZM50 52H48V53L50 54ZM59 52H58V54L55 53L56 56L58 55V57H57V62L55 61V64L53 65L54 67L51 66V69H50V70H53V69H54V70H53L52 72H50V74H48V75H46V72H44V73L42 72V75L45 74L46 77H44V75H43L44 78H43V79L41 78L40 82H42V80L47 79V78H48V79H47L46 81H47V82H50V81L52 80V78H54V77H52V76H54V75L56 76V74L58 73V72H56V71H59V70L61 71V69L63 68V67H62V66H63L62 63H64V62L62 61V59H61V62H60V58H61V57L59 56ZM62 52H61V53H62ZM132 52H133V53H132ZM137 52H138V51H137ZM137 52H136V53H137ZM144 52H143V53H144ZM146 52H145V53H146ZM149 52H148V54H149ZM161 52L163 53V55H161V54H162ZM197 52H199V53L197 54ZM215 52L212 53V51H211V52H210V55H211V56L209 57V56L207 55V57H209L210 59H211V58L214 59L215 57H212V56H217V55H213V54H216ZM237 52H238V51H237ZM84 53H83V54H84ZM92 53H93V54H92ZM110 53H111V52H110ZM136 53L134 54V51H131V53H129V54H132V57H133V54L136 55ZM145 53H144V54H142V53L140 54V52L137 53V55L140 56V58H141V55H142V57H143V58H142V59H143L142 61H140L141 59L138 60L139 58H137V57H138L137 55H136L137 57H134V58H137V61H140V62H138V64H140V63L142 62V65H141V66L144 67L145 69H148V68H150L151 65H155V64H156V65H155L156 67H155V66H152V67H153V69H154V67H155V69L158 68L157 71H158V70L161 71V68H162V67H163V68H166V67H167L166 69H168V66H169V65H172V67L174 66L173 63L170 64L169 62L165 61V60H166L165 57H164L165 60H162V61L167 62V63L169 64V65H167V66L165 65L166 63H163V62L161 61V58H158V57H157L158 60H157V58L155 59V60H156V63H155V64L153 63L154 61H150V62H149L150 64L147 65V64H145V63H146L145 59L147 58L148 61H149L150 59H152V58H154V57H150L149 55L146 54L147 57L144 58ZM164 53H165L166 55H164ZM225 53H226V52H224L223 54L221 53V54L224 56ZM0 54H2V53H0ZM79 54H81V53H79ZM88 54L90 55V53H88ZM152 54H153V53H152ZM157 54H154L153 56H157ZM181 54H182V53H181ZM187 54H190V56L187 55ZM195 54H196V55H195ZM228 54H229V53H228ZM230 54H232V55L234 56V55H236V51H235V54H234V53H230ZM230 54H229V55H230ZM69 55H70V53H69ZM102 55L105 57V59H108L109 61L104 60V57H103V59H102V58H101ZM159 55H158V56H159ZM176 55H177V56H176ZM179 55H180V54H179ZM237 55H239V58L237 57ZM237 55H236L235 57H233V58H235V59H237V60L239 59V61L236 62V63H238V64H239V62H242L241 64H243V63L248 59V58H246L245 60H242L244 57H247V56L244 55V56L240 57V55H243V54H241V53H240V54H237ZM0 56H1V55H0ZM15 56L22 57V55H19V53H18V55H17V52H16L15 55H14V57H13V60H14V61H16V60H15ZM65 56H64V57H65ZM73 56L75 57L76 55H73ZM73 56H72V57H73ZM121 56H122V55H121ZM121 56H120V57H121ZM123 56H124V55H123ZM130 56H131V55H130ZM130 56H128V57H127V56H124V58H125V57L129 58ZM151 56H152V55H151ZM180 56H184V54H182V55H180ZM19 57H17V58H19ZM24 57H25V56H24ZM74 57H73V58H74ZM112 57H113V58L116 57V59H113ZM148 57H150V58H148ZM174 57L172 58L173 60H174ZM200 57L203 58L202 55H201ZM200 57L198 56V62H199V58H200ZM204 57H205V56H204ZM207 57H206V58H207ZM225 57H226V56H225ZM228 57L230 58V57H232V56L230 55V56H227L226 58H228ZM75 58H76V57H75ZM90 58H89V59H90ZM124 58L121 57V59H119V60L121 61V60H123ZM164 58H163V59H164ZM183 58H182V59H183ZM202 58H200V64H199L200 66H202L201 63H204V65H205L206 63H208V62L210 61V62H209V65H207V66H208V67H209V66L212 67V66L210 65V63L213 62V61H215V60H212V59H211V60H212V61H211L210 59H206V58H205V62H204V61L201 62V59H202ZM240 58H241V61H240ZM21 59H22V58H20V60H21ZM65 59H66V58H65ZM101 59H102V60H101ZM172 59H171V60H172ZM215 59H216V58H215ZM231 59H232V58H231ZM235 59H232V61L235 60ZM18 60H19V59H18ZM25 60H26V59H25ZM119 60H118V61H119ZM171 60H170V61H171ZM202 60H203V59H202ZM207 60H208V62H207ZM0 61H1V60H0ZM22 61H23V60H22ZM22 61H21V62H17V61H16V62H17V65H19L20 63H22V64H20V65L22 66V65L24 64V62H22ZM72 61L75 62V63H73ZM91 61H90V62H91ZM118 61H117L116 63H118ZM125 61H126V60L120 62L119 64L122 63L121 65H123V66L126 65V64H127V66L130 65L129 67L131 68V67H132V66H131V63H132V62L129 61L130 64H128V63H126L127 61H126V62H125ZM143 61L145 62L144 64H145L146 66H143ZM148 61H147V63H148ZM158 61H159V63H160V61H161L163 64L161 63L162 65H159V64H158ZM168 61H169V60H168ZM196 61H197V60H196ZM196 61H195V62H196ZM229 61H230V59H229ZM229 61H227V62H229ZM232 61H230V62H232ZM235 61H236V60H235ZM2 62H3V60H2ZM6 62H7V61H6ZM59 62H60V63H59ZM113 62H112V63H113ZM124 62H125L126 64H124ZM134 62H135V61H134ZM174 62H175V61H174ZM179 62H178V63L176 62V63L179 64ZM195 62H194V64H195ZM198 62H197V64H198ZM217 62H218V60H217ZM217 62H215V63L218 64ZM233 62H234V61H233ZM233 62H232V63H233ZM106 63H107V65H106ZM116 63H115V64H116ZM151 63H152V64H151ZM213 63H214V62H213ZM213 63H211V64L213 65ZM236 63H234L235 66H236V65L239 66V65L236 64ZM25 64H26V62H25ZM25 64H24V67L22 66V68L28 69L29 67L26 68L27 65H25ZM60 64H61L62 66H61ZM68 64H66V65H68ZM99 64H100V65H99ZM119 64H118V65H119ZM133 64H134V63H133ZM135 64H137V63L135 62ZM157 64H158V65H157ZM197 64H195L196 66L194 65V68L197 67ZM234 64H232V67H234V70L237 71V70L240 68V66L238 67V69H235V66H233ZM3 65L5 66V63H4ZM64 65H65V64H64ZM94 65H95V66H94ZM179 65H180V64H179ZM183 65H184V64H183ZM187 65H188V64H187ZM187 65H186V67H188ZM191 65H192V68H193V63H192V64H189V68L191 67ZM21 66H19V67H17V68H20ZM56 66H57V67L61 66V67H59V69H58V68H56ZM114 66H115V65H113V67H114ZM119 66H120V65H119ZM123 66H122V68H123ZM136 66H137V65H136ZM136 66L133 65L134 68H135ZM205 66H206V65H205ZM213 66H214V65H213ZM217 66H218V65H217ZM11 67H12L13 69H10V70L13 71L15 67H14V66H11ZM115 67H117V64H116ZM115 67H114V68H115ZM133 67H132V69H130V68H127V67L124 66V68H125L126 70H123V72H122L121 70H119V71H121V72H118V73H119V74H123V73H125V72L127 73V72H128V69H130V70H134ZM147 67H148V68H147ZM152 67H151V68H152ZM160 67H161V68H160ZM172 67H171V70H172V69H175L176 67H179V69L182 68L181 65H180V66H176V67L174 66V68H172ZM183 67H185V66H183ZM198 67H199V66H198ZM198 67H197V68H198ZM202 67H204V66H202ZM210 67H209V68H210ZM214 67H216V66H214ZM230 67H231V64H230ZM232 67H231V68H232ZM22 68H21V69H22ZM87 68H86V70H88V69L91 70V68H88V69H87ZM119 68L122 69L121 66H120V67H117V69H119ZM159 68H160V69H159ZM163 68H162V69H163ZM194 68H193L192 70H195V71H196L197 68H196V69H194ZM209 68H208V70H209ZM216 68H217V67H216ZM236 68H237V67H236ZM25 69H23V70H25ZM107 69H108V68L104 69L105 71H103V73H104V72H105V73H106V72H109V71H108L109 69H108V70H107ZM110 69H111V67H110ZM169 69H170V68H169ZM169 69H168L167 71H169ZM185 69H186V68H185ZM187 69H188V68H187ZM198 69H199L198 71H200V69H203V68L200 67V68H198ZM204 69H205V68H204ZM204 69H203V71L201 70L200 72H204ZM212 69H213V68H212ZM212 69L210 68V71H213V73H214V71H215V73H217V72H216V69H214V70H212ZM232 69H233V68H232ZM15 70H16V71H15ZM15 70H14L15 72H13V73H14V74H18V72H19L18 70H19V69H16V68H15ZM23 70H22V71H23ZM97 70H99V69H97V68L95 69L96 73H97L98 75H101V77L103 78V75H102L103 73L101 72V70H99L98 72H97ZM106 70H107V71H106ZM130 70H129V71H130ZM176 70H178V69L176 68L175 71H176ZM190 70H191V69H190ZM192 70L189 71V69H188V71H189L190 73H192ZM12 71H10V73H11ZM17 71H18V72H17ZM60 71H59V72H60ZM91 71H94V70H91ZM91 71H90V72H91ZM110 71H111V70H110ZM167 71H166V72H167ZM178 71H180V72H179V75H177V74H178L177 72H176L177 74L174 73V75L176 74L177 76L182 77L183 75H182V76L180 75L182 69H181V70H178ZM184 71H185V70L183 69V73H185V77L189 76L188 74H190V73L188 72V74H186L187 72H184ZM231 71H233V70H231ZM208 72H209V71H208ZM5 73L7 74V72H5ZM10 73H8V75H9ZM13 73H12V74H13ZM22 73H23V72H22ZM37 73H38V72H36V74H37ZM39 73H40V72H39ZM39 73L37 74L38 77H39ZM47 73H49V72H47ZM54 73H56V74H54ZM63 73H64V72H63ZM92 73H93V72H91V73L89 74V72H88L89 75L87 74V75H88L87 77H89V76H90V78L92 77V78H91L92 80L94 79L93 76H94V77L97 76L96 78L100 77V76H98L96 73H95V75H94V73H93V74H92ZM100 73H101V74H100ZM113 73H114V72H113ZM116 73H117V71H116ZM116 73H115V74H116ZM131 73H132V71H131ZM161 73H163V71H162ZM164 73H165V72H164ZM169 73H170V72H169ZM169 73H168L167 76L170 77ZM193 73H194V74H197V73H195V72H193ZM205 73H207V70H206V69H205ZM209 73H211V72H209ZM213 73H211V74H213ZM215 73H214V75H210V74H208L209 76H212V78H210V77L207 76V74H206L207 78H210V80H212L211 82H213V80H215V81H216V80L220 81L218 78L215 79V78H216ZM228 73L231 74V72H228ZM237 73H238V71H237ZM12 74H10V76H11ZM14 74H13V75H14ZM40 74H41V73H40ZM53 74H54V75H53ZM60 74H62V73L60 72ZM60 74H58V76H60ZM91 74H92V76H91ZM107 74H111V72H110V73H106V76H107ZM166 74H167V73H166ZM166 74H164V75H166ZM181 74H182V73H181ZM239 74H240V75H241V74L243 75L242 72H240ZM13 75H12V76H13ZM18 75L21 76L22 74L20 75V73H19ZM23 75L29 77L28 74H26V73L23 74ZM29 75H30V73H29ZM123 75H124V76H127L128 74H127V75L123 74ZM129 75H130V73H129ZM172 75H173V70H172L171 78H172ZM176 75H175V78H173V79L178 80L179 78L177 79ZM186 75H187V76H186ZM190 75L192 76V74H190ZM198 75H199V72H198ZM203 75H204V74H203ZM203 75H202V76H203ZM216 75H217V74H216ZM235 75H236V73H235ZM237 75H238V74H237ZM237 75L234 76V72H233V76H232V78L235 77V80L233 79L234 82L237 81L236 79L240 78V75H239L238 78H236ZM58 76H56V78H57ZM64 76H65V78L67 77V75H63L62 77H64ZM109 76H110V75H109ZM119 76L121 77V75H119ZM119 76H118V78H117V74H116V80H114V82L116 81L115 83H117V81L119 82ZM191 76H190V77H191ZM213 76H215V78H213ZM217 76L219 77L220 75H217ZM230 76H231V75H230ZM40 77H42V76H40ZM111 77H112V78H111L110 80L112 81L114 76L112 75ZM165 77H166V76H165ZM193 77H194V79H195V78L197 79V81H195V80H196V79H195L194 81L192 80V82H197V83H198V85L196 86V87H197V90H198V93H199V91H201V89L203 88V85H204V84H205V87H206V86H210V87L212 86L211 89H213V88L217 85V83H219L218 81H217V82L214 81L216 85H214V87H213V85H212L213 83L210 84L211 82H209V81H208L209 79H207L206 77L203 76L204 79H201V80L199 79V78L201 77V75H199V78L196 77V75L193 76ZM56 78H54L53 80H55ZM65 78H64V80H65ZM106 78H108V77H106ZM126 78H127V77H126ZM201 78H202V77H201ZM205 78H206V79H205ZM219 78H220V77H219ZM24 79H26V77H24ZM60 79H62V78H60ZM87 79H88V78H87ZM91 79H89V80L91 81ZM98 79H99V78H98ZM98 79H97V80H98ZM100 79H101V78H100ZM108 79H109V78H108ZM121 79H122V77H121ZM124 79H125V78H123V80H124ZM183 79H184V80H183ZM183 79H182V80H183V81H186V83L188 84V82H187L188 80H186L187 78L185 79L184 76H183ZM188 79H190V78L188 77ZM191 79H192V78H191ZM198 79H199L200 81L203 80V83H204V84L202 85V88H200V86H199V83H201V82H198V81H199ZM220 79H221V78H220ZM102 80H103V79H102ZM106 80H107V79H106ZM176 80H174V81H176ZM179 80H181V79H179ZM179 80H178V82H179ZM182 80H181V83L183 82ZM224 80H225V79H223V81H220V83L226 81V80H225V81H224ZM18 81H19V80H18ZM61 81H63V80H61ZM98 81H99V80H98ZM124 81H125V80H124ZM174 81H173V82H174ZM239 81H240V80H239ZM43 82H44V81H43ZM74 82H76V81H74ZM95 82H97V81H96V80H93V83H95ZM99 82H100V84L102 83V81H99ZM99 82H98V83H99ZM106 82H107V81H106ZM108 82H109V81H108ZM108 82H107V83H108ZM120 82H121V81H120ZM122 82H123V81H122ZM122 82H121V83H117V84H119V85H120V84L125 85V84L122 83ZM63 83H64V82H63ZM111 83H113V82H111ZM115 83H113V85H114ZM168 83H171V79H170V78H169V80H168ZM220 83H219V85L222 86L223 84H220ZM64 84H65V83H64ZM100 84H98V85L100 86ZM108 84H109V83H108ZM108 84H106L105 81L102 83V85H104V87H103V86H100V87H99V86H97V84H95V85H96V88H98V90H99V88H100V92L97 91L98 93H100V96H103L104 94H106L105 92L108 93V91H109V92L111 91V89L113 88L112 85H111L110 90H108V91H103V89H105V86L108 85ZM117 84H116L115 87H117ZM171 84H173V83H171ZM174 84H175V82H174ZM194 84H195V83H193L192 85H194ZM209 84H210V85H209ZM234 84H236V83H234ZM176 85H179V86L181 85L180 88L182 87V88H181L182 90L180 89V93L178 92L179 94H181V92L183 91V89L186 88V86H185V87L182 86V85H185L184 82H183L182 84H180V82H179V84H177V82H176L175 86H176ZM189 85H191V81L189 82V84H188V86H187L188 89L186 88V91H187L188 93L190 92L189 90H192V85H191V87H190ZM63 86H65V85H63ZM108 86H109V85H108ZM168 86H169V85H168ZM173 86H174V85H173ZM221 86L218 87V85H217V87H215V88L217 89V90L215 89L216 91L213 89V91H214V93H215L216 95H217V93H218V95H219V91H220V90H218V88H221ZM65 87H66V86H65ZM101 87H103V89H102ZM118 87H119V86H118ZM121 87H123V86L121 85ZM189 87H190V88H189ZM194 87H195V86H193V89L196 88V87H195V88H194ZM205 87H204V88H205ZM63 88H64V87H63ZM108 88H109V87H107L106 89H108ZM169 88H170L171 90L173 89V88H171V85H170ZM169 88H168V89H169ZM204 88H203L202 91H204L205 93H206V92H207V93L210 92V93L212 94L213 91H212L209 87H208V88H209L210 91H209V90L206 91V90H204ZM101 89H102V91L104 92V94H103V92L101 91ZM113 89H114V88H113ZM113 89H112V90H113ZM119 89H120V88H119ZM175 89H178V88L175 87ZM199 89H200V90H199ZM206 89H207V87H206ZM96 90H97V89H96ZM171 90H170L169 92H166V94H168V93L170 94V93H173V92H174V90H173L172 92H171ZM195 90H196V89H195ZM197 90L195 91L196 93H197ZM166 91H167V89H166ZM177 91H178V90H177ZM35 92H36V91H35ZM37 92H38V91H37ZM37 92H36V93H37ZM101 92H102V93H101ZM113 92H116V90L113 91ZM122 92H123V91H122ZM191 92H193V90H192ZM191 92L189 93L188 97H191ZM195 92H193V94H194ZM67 93H68V92H67ZM98 93H97V95H96V92H95V95L98 96ZM110 93H111V92H110ZM110 93H109V94H110ZM178 93H177V94H178ZM184 93H185V95L182 93V94H183V96H182L183 98L181 99L182 101H180V102H181V103H182V102L185 103L186 106L188 105L187 103H190V102H191V100H193V99L196 100V97H197L198 95H199V98L201 99V101H203L204 99L207 98V97L204 98V96L202 95L203 92H201L202 97H200V93H199V94L197 93V95H196V93H195V94H194V95L196 96L195 98H193V97H194V95H193L192 98L186 100V98H184V96L187 97V94H186V92H184ZM101 94H103V95H101ZM109 94H108V95H109ZM169 94H168V97H167V98H168V103H169V101H173V100L170 99V98H172V96L170 95V96H171V97H170ZM179 94H178V95H179ZM203 94H204V93H203ZM215 94H213V97H212V95H211V98H215V97H216ZM33 95H35V94H33ZM65 95H66V96H65ZM65 95H64L65 97H69V96L71 95V93H70V95H69V93H68V94L65 93ZM91 95H92V97H93V93L90 94V96H89V95L87 96V99H89V101H90L91 98H92ZM95 95H94V97H95ZM172 95H173V94H172ZM208 95H209V94H208ZM214 95H215V97H214ZM100 96H98V98H99ZM106 96H107V94H106ZM110 96H111V95H110ZM110 96H107V97L110 98ZM112 96H113V95H112ZM117 96H118V95H114V97H116L115 100L113 99V101H115L114 104H113V101H111V99H105L106 97H105V96H104L105 98L103 97L106 101H107V100L110 101V102H111V105H110V102H109V104H108L107 102H104L105 100H103V102H102V101H101V100H102L101 97H100L101 100H100V99H97V97H96V100H98L99 102L101 101V102L103 103V105H104V103H107V104H105V106H106V105H107V106H110L111 110H110L109 107L106 108L107 106H106V107L103 106V108H101V107H102L101 102H100V103L98 102L99 105H101L100 108L102 109V111L104 110V107L107 109L106 111H103V113L106 114L107 111H110L111 113L108 112L109 114H114L116 111H118V109H120V111H118V113L121 112L120 114H122V112H123L124 115H128V117H129V114H130V113L125 114V111H124L125 109H127V107L124 106L125 103H127V102H125V100H122V99L120 100V97H119V96H118V97H119V99H118ZM122 96L125 97L126 95L124 94V95H122ZM114 97H112V98H114ZM132 97H133V96H132ZM178 97L180 98V96H178ZM188 97H187V98H188ZM125 98H126V97H125ZM125 98H124V99H125ZM203 98H204V99H203ZM53 99H54V98H53ZM92 99H94V98H92ZM116 99H117V103H119L120 101H123L122 105H123L124 107H122V108H124V110L120 108V107H121V106H120L121 102L119 103V106H120V107L118 106V104L116 105ZM173 99H174V98H173ZM177 99H178V98H177ZM177 99L175 98L176 101H177ZM184 99H185V100H184ZM197 99H198V98H197ZM202 99H203V100H202ZM45 100H46V97H45ZM47 100H49V101H47ZM47 100H46V101H47V104H48V105H51V103H52L51 101H53V100H50V99H47ZM56 100H57V101H55V99H54V101H55V102H54L55 105L59 104V103H58L59 98H57V96H56ZM128 100H129V101H128ZM132 100H133L134 102H135V100L138 101L137 98H136V99H130V95H129V99L126 98V101H128V103H129L130 101H132ZM183 100H184V101H183ZM189 100H190V102H189ZM194 100H193V101H194ZM118 101H119V102H118ZM133 101H132V102H133ZM152 101H153V100H152ZM152 101H151V102H152ZM178 101H179V100H178ZM186 101H187V103H186ZM199 101H200V100H197V102H199ZM201 101H200V102H201ZM50 102H51V103H50ZM134 102L132 103L133 106H134V104H135ZM174 102H175V101H174ZM197 102L195 101L194 103H196V105H198ZM86 103H87V102H86ZM98 103L96 102L97 106H98ZM128 103H127V104H128ZM130 103H131V102H130ZM154 103H155V102H154ZM166 103H167V102H166ZM166 103H165V104H166ZM170 103H171V102H170ZM181 103H180V104H181ZM183 103H182V104H183ZM191 103H193V102H191ZM191 103H190L189 106L186 107V108H189L190 105H191ZM194 103H193V105H195ZM201 103H202V102H201ZM63 104H64V102H63ZM63 104H62V105H63ZM70 104L73 105V103L70 102L69 104H67V105H68L67 108H68V107H70V108H71V107H72V108L75 107V108H77V109L79 110L78 113L80 112V114H82V112H81L80 110H83V111H84V110L86 109V111L83 112L82 116L84 115L85 112H87V108H88L89 106L91 107V106L94 105L93 101H90V104H91V105H88L87 108L82 109V106H83V108H84L85 105L82 104L81 106H80V105L78 106V105L75 104L76 106H75V105L71 106ZM127 104H126V105H127ZM136 104H137V103H136ZM136 104H135V106H136ZM142 104L145 105V106H146V105L148 106V103H147V104L142 103ZM149 104H150V103H149ZM182 104H181V107H179V108H180V110H183V107H184V110H183V111H185V113H184L183 111H181V112H183V113H182L180 116H178V115H179V112H178V111L176 112L175 110H174L175 112L173 111L174 113H177V116H178L179 119H181V118L183 119V117H184V118H187V117H185V114H186V112H189V111H187V109H185V105L183 106ZM199 104H200V103H199ZM69 105H70V106H69ZM112 105H113V106H112ZM114 105L118 106V109H117V110H116V106H115L114 109L112 108V107H114ZM128 105H129V106H128V110L130 109L129 107H131V109H130L129 111H128V110H127V111L130 112L132 109H134L135 106L132 108V106H131L130 104H128ZM137 105H140V103L138 102ZM152 105L154 106V104H152ZM157 105H158V104H157ZM202 105H203V104H201V106H202ZM77 106H78V107H77ZM94 106H95V105H94ZM145 106H144V107L141 106L142 109L139 108L140 111H142L143 108H145ZM165 106H166V107H165ZM165 106H163V109H160V108H161V105H160V108L157 107L158 109L162 110V113L164 112V115L166 114L165 111L168 109V108H167V104H166ZM179 106H180V105H179ZM182 106H183V107H182ZM65 107H66V106H65ZM125 107H126V108H125ZM137 107H138V106L135 107V110H133V112H134V113H137V115H138L139 111H138V112L136 111V110H137ZM168 107H169V105H168ZM197 107H198V106H197ZM197 107H196V108H197ZM202 107H203V106H202ZM62 108H63V107H62ZM70 108H69V109H70ZM72 108H71V109H72ZM94 108H95V107H94ZM94 108H93V109H94ZM96 108L99 109V107H96ZM165 108H167V109H165ZM181 108H182V109H181ZM190 108H191V107H190ZM190 108H189L188 110H190ZM196 108H195V107L193 108V109H195V110H193V109L191 108L190 112H191L192 110H193L194 112H195V111H198V112L195 114V116L197 117V116H198V115H197L198 113H200V114H202V113H201V111L198 110V109H201L200 107H198L197 110H196ZM69 109H68V110H69ZM139 109H138V110H139ZM147 109H148V107H147ZM164 109H165V110H164ZM72 110H73V109H72ZM75 110H76V109H75ZM75 110H74V111H75ZM121 110H123V111H121ZM145 110H146V108H145ZM160 110H156V108L154 109V111H156V112H157V111H160ZM69 111H70V113H72L71 110H69ZM69 111H68V112H69ZM76 111H77V110H76ZM89 111H91V112L93 111V110H92V107H91V109H89ZM96 111H98V110L96 109ZM96 111H95V109H94V112L91 113V114H94V113H95L94 115H96V116H97V115H103L102 113H101V114L99 113V112H100V109H99L98 112H96ZM113 111H115V112H113ZM135 111H136V112H135ZM143 111H144V110H143ZM168 111H169V109L167 110V112H168ZM133 112L131 113L132 115H131L130 117H133V118H134V114H133ZM194 112H193V113H194ZM203 112H204V110H203ZM0 113H1V112H0ZM75 113H77V112H75ZM96 113H97V114H96ZM118 113L116 112V113H115L114 115H112V116L114 117V116L116 115V117L119 118V116H117ZM126 113H127V112H126ZM158 113H161V112H158ZM158 113H157V114H158ZM168 113H169V112H168ZM193 113H190V114L193 115L192 117H194V114H193ZM120 114H119V115H120ZM123 114H122V117L126 119L127 116L124 117ZM154 114H155V112H154ZM187 114H188V113H187ZM85 115H86L85 118H86V117H90V118H91V117H92V118L94 117V115H90V113H88V114L85 113ZM135 115H136V114H135ZM137 115L135 116V118L137 117ZM155 115H156V114H155ZM161 115H162V114H161ZM169 115H170V114H169ZM173 115H174V114H173ZM4 116H5V115H4ZM57 116L60 117V115H55V116H54L55 119H56ZM108 116H110V117L112 118V119H111L110 117H108V119L110 118V120H113V122H114V121H115V122H116V121L119 122V121H118L119 119H118V120H117V119L114 120V118H113L111 115H108ZM162 116H163V115H162ZM177 116L174 117V118L176 119ZM5 117H7V115H6ZM5 117H4V118L2 117L3 120L5 119ZM79 117H80V115L76 117L77 120H76L75 117H74V118H75L76 122H77V121L80 122V123H79L80 126H78V128L80 127L81 130H83V129L81 128V127H83V126H81V124L84 125V127L87 126V124H88V126H90V127H89V128L87 127V128H88V129L92 128V130H93V129H96V128H97V127L94 128V127L92 126L93 123H94L95 121H97L98 123L100 122V124H101V121L103 122L104 120L107 119V118L104 119V117H103V119H102L101 116H100V119H99V116H98V119L95 118L96 120H95L94 122H92V121L94 120V119H93L92 121H90V122H91V123H90V122H87V121L84 122V120H83V119H85L84 117H81V119H78ZM106 117H107V116H106ZM116 117H115V118H116ZM130 117H129V118H130ZM138 117H139V116H138ZM158 117H159V116H158ZM170 117H172V115H171ZM170 117H169V118H170ZM180 117H181V118H180ZM60 118H62V117H60ZM71 118L74 120L73 116H71ZM82 118H83V119H82ZM133 118H132V120H133ZM135 118H134V119H135ZM159 118L161 119V120H160V119H159V120L162 121V117L160 116ZM164 118H165V117H164ZM164 118H163V119H164ZM174 118H173V120H174ZM53 119H54V118H53ZM55 119H54V120H55ZM57 119H58V118H57ZM57 119H56V120H57ZM65 119H67V118H65ZM101 119H102V120H101ZM108 119H107V120H108ZM127 119H128V118H127ZM136 119H137V118H136ZM136 119H135V121H137ZM138 119H139V118H138ZM140 119H141V117H140ZM142 119H144V118H142ZM179 119H178V120H179ZM58 120H60V122H61V120H64V119H58ZM80 120H81L82 122H81ZM100 120H101V121H100ZM107 120H106V121H107ZM110 120H109V121H110ZM120 120H122V119H120ZM123 120H124V119H123ZM128 120H129V119H128ZM130 120H131V118H130ZM144 120H145V119H144ZM159 120H158V121H159ZM165 120H166V121H169V120H167V119H164L163 122H164ZM170 120H171V119H170ZM173 120H171V121L173 122ZM178 120L176 119V121H178ZM184 120H185V119H184ZM184 120H182V121H184ZM186 120H188V119H186ZM192 120L195 122V119L193 118V119L190 120L191 123H189V124H187V122H190L189 120H188V121H185V123H184V122H181L180 120H179V121L182 123V125L185 124V125H184L185 128H188V127L193 123ZM106 121H104V122H106ZM126 121H127V120H125V123H124L123 121H122V122H123L124 124H126V123H127ZM138 121H139V120H138ZM171 121H170L169 123H165V122H164V123H165V124H169V126L171 127V125H170V124L172 123ZM179 121H178V122H175V121H174V122H175V123H179ZM55 122H56V121H55ZM60 122H59L57 125H60V124L62 125V123H60ZM104 122H103V123H104ZM111 122H112V121H110V125H114V124H111ZM163 122H161V123H163ZM174 122H173L172 128H170V130L172 129L171 132H172L173 134H174V132H175L176 134H178L177 136H178V140L180 139L179 141H181V140L183 141V139H181V138L184 137V136H182L181 138H179V137H180V134H179V133H180V130H181L183 127H180V126H182V125L179 123V124H180L179 127L181 128V129L179 130ZM6 123H7V122H4L3 125H4L5 128H7V133H11V132H13L14 130H12V129H15V128H11V129H9L10 127H12V125H9L10 127H9V126H5ZM63 123H64V121H63ZM85 123H86V124H85ZM107 123H108V121H107ZM107 123H106V124H103V125H108ZM119 123L121 124V121H120ZM123 123H122V124H123ZM129 123H131V121H130ZM133 123H134V121H133ZM133 123H132V125H133ZM135 123H136V122H135ZM135 123H134V126H135ZM8 124H9V123H7V125H8ZM22 124H23V123H22ZM22 124H20L19 126L23 127ZM40 124H41V123H40ZM40 124H39V125H40ZM76 124H78V123H76ZM100 124H99V125H100ZM120 124H119V125L115 124V125H117V127L120 126V127H119V131H120V130H124V126H123V128H122ZM174 124H175V126H174ZM179 124H178V125H179ZM61 125H60V126H61ZM103 125H101V126H103ZM110 125H109V126H110ZM0 126H1V124H0ZM94 126H95V125H94ZM101 126H100V127H101ZM134 126H133V128H134ZM164 126H165V125H164ZM173 126H174L175 131H173ZM125 127H126V126H125ZM127 127H128V126H127ZM129 127H130V126H129ZM129 127H128V128H129ZM131 127H132V126H131ZM166 127H167V126H166ZM5 128H3V127L1 126V129H2V131L4 130V132H5V130H6ZM19 128H20V127H19ZM19 128L17 127V129H19ZM85 128H86V127H85ZM120 128H122V129H120ZM167 128H169V127H167ZM88 129H86V131H88V133H90L91 130H88ZM125 129H126V128H125ZM176 129H178L177 131H179V133L176 132ZM183 129H184V128H183ZM9 130H10V131H9ZM84 130H85V129H84ZM84 130H83V131H84ZM127 130H128V129H127ZM184 130H185V129H184ZM53 131H54V130H53ZM57 131L59 132V130H55L54 133H52V135H51L52 137L50 138L51 140L49 139L50 141L53 140V135L58 133ZM75 131H76V130H75ZM83 131H81V132H83ZM93 131H94V130H93ZM93 131H91V133H92L91 135L95 136V138H99V137H96V134H97V133H96V130L94 131L95 133H94ZM119 131H118V132H119ZM125 131H126V130H125ZM131 131H132V130H131ZM77 132H79V134H81V133H80V130H78ZM84 132H85V131H84ZM122 132H124V131H122ZM126 132L128 133V131H126ZM129 132H130V131H129ZM167 132H168V131H167ZM5 133H6V132H5ZM71 133H72V136H73V138H74V135H73V134L76 135V133H75V132H71ZM71 133H70L69 135H71ZM88 133H86V134H88ZM168 133H170V132H168ZM168 133L166 134V135H169L168 138H171V137L173 138V136H175V135L171 136V135L168 134ZM58 134H59V135H58L59 138H57V139H60V138H61V140H62L63 142L57 140V141L59 142V143H58L57 141H55L56 139H54V141H52L51 144H50L49 140H47L48 138H46V139L44 138L45 140H47V141L49 142V143L47 142V143H45V144H46V145H48V144L52 145V144H53V145L56 147L58 144H60V142H62V143H67V142H70V141L74 142V139L71 138L72 136H68V135H67L68 137H70V138L72 139V140L69 141V140L67 139L68 137H67V138L64 137V136H66L65 134H62V136H63L64 139H62V137L60 136V134H61L60 132H59ZM79 134L76 135V137H75V142H77L76 139L79 138ZM121 134H122V133H121ZM124 134H125V133H124ZM129 134H130V133H128V135H129ZM164 134H165V132H164ZM164 134H163V137L165 136ZM83 135H84V134H82V136L79 138V141L81 140V138L83 137ZM91 135H90V136H91ZM97 135H98V134H97ZM54 136H55L54 138L58 137V136H56V135H54ZM84 136L87 137V139L90 138V137L88 138V135H87V136L84 135ZM98 136H99V135H98ZM111 136H112V135H111ZM111 136H110V137H111ZM124 136H125V135H124ZM101 137H103V136H101ZM101 137L99 138V143L97 144V146H95V143L98 142V141H97V140H96V141L93 140V141H95V143H94V145H91V146H93L92 148H91L90 145H89L90 148L87 146V147H88V150L91 151V149H92L91 152L93 153V150L96 149L95 147L100 146V147H98L97 149H99V151L101 152V147H102V146H105V147H106V145H103V143H102L101 141H104V142H106L105 144H107V141H110V140H111L110 138H107V139H106V138L103 137V138L105 139V140H104V139H101ZM125 137H126V136H125ZM83 138H84V137H83ZM83 138H82V139H83ZM92 138H93V137H92ZM95 138H93V139H95ZM165 138H167V137H165ZM165 138H164V139H165ZM168 138L166 139V142H165L166 144H168V150H167V151H168V153H167L168 155H167V157L169 156V147L171 146V143H170V146H169V143H168V142H170L171 140L169 141ZM176 138H177V137H176ZM185 138H186V136H185ZM185 138H184V142L187 141V138H186V139H185ZM7 139H8V138H6V139L3 138V141H7ZM9 139H11V137H9ZM9 139H8V140H9ZM108 139H109V140H108ZM190 139H191V138H190ZM190 139H188V140L190 141V144H191L192 146H194V145H193V143H191V140H192V142H196V141H198L197 138H196V139L193 138L194 141H193V139H191V140H190ZM65 140H66L67 142H64ZM167 140H168V142H167ZM173 140H174V139H172V142H173ZM175 140H177V139H175ZM175 140H174V143H175V142H179V141H175ZM42 141H43V140H42ZM83 141H84V140L81 141V144H82L81 147H82V148H84L83 146H86V145H88L89 143L93 144L92 141H91V138H90V141H91V142H89L88 144L86 143L87 140H85L86 142L84 141V144L86 143L85 145L83 144ZM44 142H46V141H44ZM56 142H57V143H56ZM100 142H101V143H100ZM39 143H41V141H40ZM62 143H61V145H62ZM79 143H80V142H79ZM79 143H78V144H79ZM108 143H112V142H108ZM174 143H173V144H174ZM6 144H7V147H8V146L11 144V140H9L8 142H6ZM6 144H5V146H6ZM8 144H9V145H8ZM42 144L44 145V147H46L45 144H44L43 142H42ZM101 144H102V145H101ZM112 144H113V143H112ZM173 144H172V146H173ZM195 144H197V143H195ZM20 145H21V144H20ZM20 145H18V148H19V149H20V147H19ZM43 145H40V146L43 147ZM50 145H49V147H50ZM53 145H52V147H50L51 149H50L49 147H46V148H49V150H51L50 153H52V150H53V151L55 150V147L53 148ZM108 145H109V146H108V149H109V147H110V149L116 148V146H115V147H112V145H110V144H108ZM0 146H1V145H0ZM10 146H11V145H10ZM10 146H9V147H10ZM59 146H60V145H59ZM59 146L57 147V149L60 148ZM65 146H66V145H65ZM73 146H75V144H74ZM73 146L71 147L72 149L74 148ZM94 146H95V147H94ZM154 146H156V145H154ZM157 146H158V145H157ZM165 146H167V145H165ZM44 147H43V149L45 150ZM62 147H63V146H62ZM76 147H78V145H77ZM79 147H80V144H79ZM150 147H151V146L149 145V148H146L145 151H146V152L149 151ZM82 148H81V149L79 148V149L82 150ZM102 148H103V147H102ZM154 148H155V147H154ZM154 148H153V149H154ZM158 148H159V147H158ZM164 148H165V147H164ZM166 148H167V147H166ZM0 149H1L2 153L4 154V152H3V151H4V147H0ZM2 149H3V150H2ZM72 149H70V150L72 151ZM74 149H75V148H74ZM79 149H78V150H79ZM86 149H87V148H86ZM124 149H125V148H124ZM127 149H132V150H133V147H132V148L128 147ZM127 149H126V151L123 152L124 156L129 157V158H132L131 160H134V159H135L134 161H136V159H139V160H140V158H142V157H140V156H139V157H135V154H137V152L140 151V150H138L136 153H134V152L131 153V150L128 151ZM153 149H152V150H153ZM155 149H156V151H157V147H156ZM155 149H154V150H155ZM5 150H6V149H5ZM76 150H77V148H76ZM78 150H77V151L74 150V151L72 152V154H71V151H70V153H67V154L64 153V154L66 155L65 158H70V157H67V156H71V158L69 159V161H68V160H66V161L64 160V159H65V158H64L65 155H64V156H63V155H58L59 162H60V160H61L60 158H62L61 161H63V162H67V161H68L69 163H68V162H67V163H68V164H71V166H72V164L75 162V160H78V159H79V158H78L79 154L77 155ZM83 150H84V149H83ZM103 150H104V149H103ZM142 150H144V149H142ZM159 150H160V149H158L157 152H160ZM163 150H165V149H163ZM1 151H0V154H2ZM86 151H87V150H86ZM97 151H98V150H95V151H94V152H95L94 154H96ZM104 151H105V150H104ZM104 151H103V153H101V154H104V155H105L106 151H108V150H106L105 152H104ZM161 151H162V150H161ZM62 152H63V151H62ZM65 152H66V151H65ZM67 152H68V150H67ZM84 152H85V151H84ZM91 152H90V153L88 152V153L91 154ZM127 152H129V154H131V155L134 154V156H131V155H128V154L125 155V153H127ZM146 152H144V154H145ZM157 152H154V153H157ZM165 152H166V150H165ZM232 152H233V151H232ZM50 153H47V154H46V155H47V158L45 157L46 160L43 158V161L50 160L51 162H55L54 164H56V161L58 162V159H55V157H54L55 161H54V159H51V158L48 156V154L50 155ZM75 153H76V154H75ZM80 153H81V152H80ZM88 153H87V154H88ZM98 153H99V152H98ZM138 153H139V152H138ZM141 153H143V152H141ZM147 153H149V152H147ZM150 153H153V152L150 151ZM150 153H149V154H150ZM162 153H164V151H162L161 154H162ZM39 154H40V157H39V156H36V158H33V159L35 160V159L38 158L40 161L37 160L38 162H37V161L34 162V160H33L32 162H34V163H39V162H40L38 165L41 166V164H42L43 161H41L40 158H42V156L45 155V154H42V156H41V153H39ZM73 154H74V155H73ZM83 154H84V153H82L81 155H83ZM85 154H86V153H85ZM85 154H84V156H85L86 159H85L84 157L79 156V157H81V158H83V159H80V161H76V162H78V163L80 162V163H81L82 161H84V162L86 163V161H87L88 164H86V166H89L90 161H92L96 156H94V154H93L94 158L91 157V160L89 161V159H87V157L89 158V156H92V155H89V154H88V155H85ZM99 154H100V153H99ZM99 154H98V157H99ZM101 154H100V156H101ZM144 154H143V157H144V156H147V158L145 157V158H146L145 161L148 160V162H149V159H150V158L148 159V157H150L152 154H150V155H148V154H147V155H144ZM157 154H158V153H157ZM157 154H156V156H155V154H154L155 159H156V157L158 156ZM161 154H159V156H160ZM75 155H76V156H75ZM104 155H103V156H104ZM141 155H142V154H141ZM170 155H171V157L169 156V158H167L166 155H163V154H162L161 156H162L163 158L166 157V158L164 159V161H165L166 163L169 162V164H170V163H172V162H175L174 159L177 158L174 154H170ZM173 155H174V157H173ZM220 155H222V154L220 153ZM234 155H237V154L233 153V156H234ZM53 156H54V155H53ZM59 156H60V157H59ZM61 156H62V157H61ZM74 156L77 157L78 159H76ZM86 156H87V157H86ZM121 156H122V157H121ZM124 156H123V155H120V158L122 159ZM152 156H153V155H152ZM159 156L157 157L158 159L161 157V156H160V157H159ZM222 156H223V155H222ZM231 156H232V155H231ZM231 156H229V158H230V162H228V159H227V162H228V163L224 162V161H225L224 159H222V160H224V161H221V157H220V156H219V158H220V161H221V162L219 161V158H218V159H217V158H213L212 163H215V165H213V164H211V162H209V161H211V158H210V160L208 161V163H209L210 165H213L212 167H210L211 170H213V168L216 169V167H214V166H217V165H218V162H220V164H222V163H226L227 167H231L232 164H230V163H232L233 160L236 158V157H231ZM1 157H2V155H0V158H1ZM48 157H49V159H48ZM72 157H74L75 159L73 158L74 160L70 162V160L72 159ZM98 157H96L95 159H98ZM101 157H102V156H101ZM101 157H100V158H101ZM118 157H119V156H118ZM126 157L123 158L122 161H125V163H127V162L129 163V159L126 160ZM172 157H173L174 159L171 160ZM217 157H218V156H217ZM52 158H53V157H52ZM63 158H64V159H63ZM116 158H117V157H115L114 160H116ZM232 158H234V159L232 160ZM117 159L119 160V164L122 163V167H123V162H122V161L120 162L121 159H119V158H117ZM155 159H153V163H155V162H154ZM160 159H161V158H160ZM29 160H30V163L28 164V166H29V167H28V166H27V163L29 162ZM29 160L27 159L26 166H24V163L22 164V166H23V167H28V169H30V168H31L30 166H32V165H33V166H36V167L39 169V171H38V169H37L36 167H33L34 169L31 168V169H32V172H34V170H35V171L37 170L38 173H39V172L42 173V170L44 169L43 166H45V164H44L43 166H41V167H42V169H41V167L38 166L37 164H35V165H34V163L31 164V158H29ZM52 160H53V161H52ZM131 160H130V161H131ZM166 160H169V161H166ZM170 160H171L172 162H170ZM215 160H216V162H214ZM50 161H49V162H50ZM94 161H96V160H93V163H90V164H93V165H94ZM126 161H127V162H126ZM141 161H142V160H141ZM151 161H152V160H151ZM162 161H163V160H162ZM162 161L160 160V163H159L158 165H157L156 163H155V164L159 167V165L161 164ZM49 162L47 161L46 163H48V164L50 165ZM59 162H58V163H59ZM63 162H62V163H63ZM111 162L114 164L113 166H115V164H117L118 161H116V163L113 162V161H111ZM139 162H140V161H139ZM156 162H157V160H156ZM165 162H163V163H165ZM44 163H45V162H44ZM58 163H57V164H58ZM62 163H61V164L59 163V165L62 166ZM85 163H83V164H85ZM157 163H158V162H157ZM48 164H47V165H48ZM51 164H53V163H51ZM54 164H53V165H54ZM68 164H67V165H66V163L63 164V166H66V167H64V168H61L59 165H55V166H58V167H56L57 169H56L54 166H51V165H50V166H51L50 170L54 167V171H55V173H59L60 171H61V173H62L63 170H64L65 172L70 173V172H71V169L69 168ZM76 164H77V163H76ZM83 164L81 163V164H78V165H79V166H82ZM133 164H134V163L132 162V165H133ZM140 164H141V162H140ZM140 164H138V165H140ZM143 164H144V160H143ZM143 164H142V166H143ZM147 164L149 165V163H147ZM147 164H146V167H148ZM150 164H152V162H150ZM169 164H167L168 166H167V165H166V166H165V165H163V166L160 165V166H161V167H160L161 170H159L160 168H158V167L156 168V166H155L154 164H152L154 167H153V166H150V168L153 167V170H152V171H153V172L155 171V172H154V173H149V174H151V175L154 174V175H152L153 178H152L151 175H150V178H152V179L150 180V178L148 177L149 174L146 173V174H147V179L149 180V181L146 182L147 179H144L145 177L143 178V177L140 176L141 178H143V179H142L143 182H144V180H145V183H149V184L144 185V183H143L144 186H142L141 189H140V186H141L142 184L139 185V183H141V181H140L139 183H138V181H136V182L138 183L137 185H139L138 188H139L140 190L146 188V189H144V190H148V191H149V189H152V188H149V187H153V186H152L153 183H154V185H155V187H156L157 184H155V182L158 183L156 180H157V178H158V179L160 178V176L157 175V174H164V172H165L167 169H169V172H170V171H174V172H173L174 174H175V171H177V172H179V173L182 174V172H181L180 170H182L183 168H181V169H180V168H177V169H178V170H177V169H175V167L173 166V165H174L173 163L170 164V165H169ZM209 164H208V166H210ZM49 165H48V168H49ZM78 165H77V167H75V166H76L75 163L73 164V166L75 167V168L72 167V169H73L74 172L77 171V170H75V169H79V168H80ZM110 165H111V163H110ZM117 165H118V164H117ZM117 165H116V167L119 166V165H118V166H117ZM134 165H135V164H134ZM134 165H133V166H134ZM144 165H145V164H144ZM222 165H224V164H222ZM228 165H229V166H228ZM67 166H68V167H67ZM83 166H84V165H83ZM83 166H82V167H83ZM120 166H121V165H120ZM120 166H119L118 169H116V167L113 169V167L111 168V166H110V167H109L110 169L108 168V171H107V172H110V173H109V174H110L109 176H108L107 173H104L105 175L107 174V175L105 176V178H103V179H105L104 181H105L106 183H107V181H108L107 186H108V184H112L111 182H113V179H110V178H109V179H110V182H109V180H108V178H107V177H110V176L112 175L111 173H113V170H114V172H115L116 170L123 169V168L125 169V168H126V167L121 168ZM124 166H127V165H124ZM128 166H129V165H128ZM128 166H127V167H128ZM172 166H173V167H172ZM208 166H207V167H208ZM218 166H219V165H218ZM39 167H40V168H39ZM45 167H46V166H45ZM59 167H60V170H58ZM84 167H85V166H84ZM91 167H92V166H91ZM131 167H132V166H131ZM136 167H137V161H136V166H134V168H136ZM146 167L143 166L142 168H146ZM163 167H166L165 170L163 169ZM169 167H172V168H174L175 170H173L172 168H171V169H172V170H171ZM86 168H88V167H86ZM86 168H84V169H86ZM134 168L132 167L131 170L134 169ZM139 168L142 169L141 167H139ZM155 168L159 170V171L157 170L158 173H157V171H156ZM210 168H208L207 170H209ZM13 169H14V168H13ZM13 169H10V170H7V169H6V171H7V172H8V171L10 172V171H12ZM25 169H26V168L19 169L18 173H19L20 171H22V173L24 172V174H22L21 172H20V173H21V175H25V177L27 178L28 176H30L29 174H32V172H31V169H30V171L26 169V170L28 171V173L30 172V173L28 174V173H26L27 171H23V170H25ZM45 169H46V168H45ZM45 169H44L43 171H45V172H47V173H48V171H50L49 169H46V170H45ZM55 169H56V170H55ZM69 169H70V170H69ZM80 169L82 170L83 168H80ZM80 169H79V170H80ZM89 169H90V168H88V171L90 172V170H93L94 167H93L92 169H90V170H89ZM140 169H139V170H140ZM151 169H152V168H151ZM162 169L164 170V172H160V171H163ZM179 169H180V170H179ZM0 170H1V169H0ZM66 170H67V171H66ZM79 170L77 171L78 174H79ZM86 170H87V169H86ZM86 170H85V171H84V170L80 171V173L84 172V175H85V176L83 177V179H86L85 177H86V175L88 174V173H87L88 171L86 172ZM127 170H129V168H128ZM135 170H136V171H139L138 168L135 169ZM143 170L146 172L145 169H143ZM143 170H142V171H143ZM183 170H184V169H183ZM51 171H53V170H51ZM64 171H63V172H64ZM94 171H96V170L91 171V172L88 174L87 177H89V175H91V173H94ZM120 171H121V170H120ZM147 171H148V170H147ZM152 171H151V172H152ZM85 172H86L87 174H85ZM124 172H125V171H124ZM140 172H141V170H140ZM149 172H150V169H149ZM159 172H160V173H159ZM167 172H168V171H167ZM167 172H165V173H167ZM177 172H176V174L179 175V173H177ZM185 172H188V173H189V171L186 170V169L184 170V173H185ZM209 172H211V171H209ZM213 172H214V171H213ZM20 173H19V174H20ZM25 173H26L27 175H26ZM36 173H37V172L33 173V175L30 176L29 180H28V179H22V180H24V181H22V183H21V182L19 183L20 179H17L16 181L19 180V181L17 182V183H19V184H17L18 186L15 185L16 187L14 186V188H16L15 190H14V188L12 187V188H13V191L15 192V191L17 190V187H18V188H19L20 186L23 187V186H24L23 183H25V185L29 184V185H27V188H28V189H25V188L20 187V188L22 189V191H24V192L27 191L28 194H29V193H30V194H33V193H34V194H35V193L37 194V192H38V190H39L40 193H43L44 195L42 196V194H40L42 197H40L39 195H37V196H38V198H37L36 194H35L36 197H32V196L29 194L30 197L27 198V197L25 196V197H26V198H24L25 200L22 199V200H24V201H22L21 199H20V200H17V202H19V203H18V204H19L18 206H17L16 204L14 205V203H17V202H15V201H14L13 204H12V203H11V204H12L13 206H15L14 208H16V209L19 208V206H22L23 210H26V211H25V212L27 213L26 216H28V217H25V214H24V212H23L22 210H21V211H22L23 213H22L21 211H18V213L20 212V215H21L22 217L28 218L27 221H28V220H32V221H29L28 224H37V225L39 226L41 220L44 219V218L46 217V218H45L46 221L43 220V221H42L43 223L40 224V230L43 231V232H42V231H40V232L44 234V230L42 229L43 226L47 225V223H48V227H49V225L51 224V225H52L51 230H53V228L55 229V227L53 226V225H55L54 223L57 224L56 221H58V220L56 219L55 221H53V220H52L53 218H51V216H52V217H55V218L57 217V218H59V220H60L61 218L64 217L63 214H62L63 216H61V218H60V215H59V217H58V215H56L57 212H58V210H59L58 208H61V207H62V206H61L62 204L65 203V205L63 206V208L67 206L66 208L69 210V207H68V204H69V203H67V202L70 201L71 199L68 200V199L66 198V195L68 194V191H69V188H70V187H69L70 184L68 183L69 185H67V190H68L67 193L62 191L63 194L66 193V195H62V193H60V192H59V193H60V194H59V193H58V190L55 191L56 193H54V192H52V191H54L55 187H57L58 185H62V184H63L62 182H64V181H68V182H69V181L71 180V177H68L69 174H65V177L67 176L68 178H70V180H69L67 177H66L64 180H62V179H59V177H60V176H59V177L57 178V180H58V181L62 180V182L60 181L61 183H60V184H57V185L54 187V185H52L54 179L51 180L52 182L50 181L52 186H50V182H49L50 178L52 179V177L54 176L53 173H52V172H51V173L49 172L50 175H51V177H50V175H48V174H47L48 176H47L46 174L44 175V176L47 178V179H44V180H47V182H48V185L46 184V186H47V190H48V191H51V192H50L51 194H50V193H49V194L52 195V196H53V194H54V196H55V195L58 193L57 196H60V197H59V200L61 199V195H62V197H63V198H62V202L64 201V203H62V204L60 205V201H61V200H60V201H57V200H58L57 198H56V199H53L52 196H48V195H47V197H50V198L53 199L52 201H51V200L48 201V199H46V198H47V197H46V194H48V193H47L48 191L45 190V191H46V193H45V192L43 191V189H41L42 186H41L40 184H38L39 182H35V183H34V182L31 180V179H33L34 177L36 178V176H35ZM100 173H102V172H99L98 174L100 175ZM118 173H119V172H118ZM125 173H126V172H125ZM125 173L122 175V172H121V176H123V177H121V176H120V173H119V176H120L121 178H120V177L115 178L116 176H114V173H113V175H112L113 177L111 176V178H115L114 181H115L116 179L120 178V180H119L120 182L118 181V183H119V185H120V183H122L121 181H125V179L127 178V177L125 178V176H126ZM128 173H129V172H127V174H128ZM131 173H133V170L131 171ZM136 173H137V172H136ZM138 173H139V172H138ZM143 173H144V172H143ZM173 173H172V174H173ZM188 173H186V174H182V175H184V176L187 177V176H189ZM190 173H191V172H190ZM43 174H44V173H43ZM62 174H63V173H62ZM115 174H116V172H115ZM129 174H130V173H129ZM139 174H141V173H139ZM169 174H171V172H170ZM187 174H188V175H187ZM211 174H212V172L209 173L208 176L211 175ZM37 175H39V174H37ZM41 175H42V174H41ZM41 175H40V176H41ZM56 175H57V174H56ZM63 175H64V174H63ZM63 175H62V176H63ZM101 175H103V174H101ZM131 175H132V176H135L136 178H137V177L139 178V176L135 175V173H134V175H133V174H131ZM131 175H129V176H130V177H128L129 179L132 178ZM164 175L168 176V174H164ZM164 175H162V177H164ZM182 175H181L180 177H183ZM33 176H34V177H33ZM40 176H39V178H40ZM44 176L41 177V178H42V182H43V177H44ZM57 176H58V175H57ZM80 176H81V174H80ZM142 176H143V174H142ZM22 177H23V176H22ZM45 177H44V178H45ZM72 177H73V176H72ZM102 177H103V176H102ZM162 177H161V180H159V181H162V185L164 186V184L167 182L166 180L168 179V177H165V178H167V179H165L166 182H163L164 179H163ZM210 177H211V176H210ZM212 177H213V174H212ZM212 177L209 178L211 182H212ZM35 178L33 179L34 181H35ZM41 178H40V179H41ZM54 178H55V177H54ZM60 178H62V177H60ZM74 178H75V177H74ZM74 178H73V179H74ZM81 178H82V177H81ZM95 178H97V176H96ZM98 178H99V176H98ZM123 178H125V179H124V180H121V179H123ZM141 178H139V179L141 180ZM202 178H203V177H201V179H202ZM40 179H39V180H40ZM48 179H49V180H48ZM66 179H67V180H66ZM79 179H80V177H79L77 180H79ZM83 179H82V180H83ZM155 179H156V180H155ZM198 179H199V178H198ZM201 179H200V180H201ZM207 179H208V178H207ZM25 180H26V181H25ZM27 180H28V181H27ZM36 180H37V179H36ZM39 180H37V181H39ZM55 180H56V179H55ZM57 180H56V181H57ZM86 180H87V179H86ZM96 180H97V179H96ZM106 180H107V181H106ZM111 180H112V181H111ZM127 180H128V179H126V181H127ZM132 180H133V181H131V180H130V181L133 182V185L129 186V185L131 184V182H129L130 184L127 183V184H129V185H128V189H129V187L132 188V186L135 187L134 184L136 185V183H134L135 180H134V179H132ZM136 180H137V179H136ZM16 181H15V182H16ZM29 181H30V183H31V181H32V184L34 183V187H32V186L30 185ZM56 181H55V182H56ZM72 181H74V180H72ZM80 181H81V179H80ZM80 181H79V183H78V182H74L75 184L77 183L79 187H77V185H75L74 183H73V184L75 185V187H77V189L79 188V189L81 190V189H82V185H81V188H80V184H81L82 182L80 183ZM83 181H85V180H83ZM87 181L89 182V180H87ZM87 181H85V184L88 183ZM97 181H99V183H100V181H102V180H101V178H100V180H97ZM151 181H152V183H151ZM153 181H155V182H153ZM15 182H14V183H15ZM27 182H28V183H27ZM45 182H46V181H45ZM45 182H44V183H45ZM47 182H46V183H47ZM90 182H91V181H90ZM93 182H95V181H93ZM105 182H104V183H105ZM116 182H117V181H116ZM36 183H37V184H36ZM56 183H57V182H56ZM58 183H59V182H58ZM70 183H71V182H70ZM83 183H84V182H83ZM102 183H103V182H102ZM102 183L99 184L98 187H100V185H101V187H103L104 185L102 186ZM123 183H124V182H123ZM207 183H208V181H207ZM21 184H22V185H21ZM42 184H43V183H42ZM64 184H67V183L64 182ZM90 184H92V182H91ZM96 184H98V183H96ZM127 184H126V185H127ZM150 184H151V186H150ZM38 185H39L40 187H39ZM44 185H45V184H44ZM71 185H72V184H71ZM83 185H84V184H83ZM88 185H89V184H87V186L85 185V187H89ZM121 185H122V184H121ZM126 185L123 186L124 188H122V189H124V190H121V187H122V186H121L120 189H119V188H118L119 186H118V184H117V187H115V188H116L115 190H116V191L119 190L118 193H119V192L121 193V192L123 191V193H121V194H124V195H125L126 193H124V192H125V187H126ZM159 185H160V187H161V184H160V183H159L157 186H159ZM212 185H213V184H212ZM212 185H211V184L209 185V183H208V187H209V186L211 187ZM107 186L105 185V187H107ZM25 187H26V186H25ZM43 187H44V186H43ZM49 187H50V188H49ZM51 187H53V188H51ZM62 187H63V185H62ZM62 187H61V188H62ZM65 187H66V186H65ZM75 187H73L72 190H74ZM90 187H93V186L90 185ZM94 187H96L95 184H94ZM98 187H97V188H98ZM105 187H103L104 189H101V190H102V193H103L104 191L108 190V188L105 190ZM111 187H112V186H111ZM155 187H154V188H155ZM160 187H159V188H160ZM4 188H5V187H4ZM61 188H60V189H61ZM71 188H72V186H71ZM97 188H96V190H98V191L95 192L96 194H97L99 191L101 192V190H99V189H97ZM112 188H113V187H112ZM117 188H118V189H117ZM126 188H127V187H126ZM131 188H130V191H131ZM135 188H137V187H135ZM138 188H137V191H139ZM148 188H149V189H148ZM154 188H153V189H154ZM162 188H163V187H162ZM162 188H161V189H162ZM21 189H18L15 193H17V192H18V193H23V192L20 191ZM29 189H32V190H31L32 193L29 191ZM35 189L37 190V192L35 191ZM44 189H45V188H44ZM58 189H59V188H58ZM60 189H59V190H60ZM65 189H66V188H65ZM65 189H63V190L66 191ZM77 189L75 188V190H77ZM79 189H78V191H79ZM90 189H91V188H90ZM113 189H114V188H113ZM113 189H110V185H109V190H110L111 192H109V191H108V192H109L110 194H111V193H115L116 191L114 192ZM128 189H126V191H128ZM2 190H3V189H2ZM72 190H71V191H72ZM94 190H95V189H94ZM120 190H121V191H120ZM144 190H143V191H144ZM157 190H158V192H159V189H157ZM199 190H201V189H199ZM199 190H197V191H199ZM60 191H61V190H60ZM82 191L84 192V191H88V190H87V189H82ZM90 191H91V193H92L93 190H90ZM130 191H128L129 193H128V192H127V193L130 194ZM132 191H133V189H132ZM132 191H131V192H132ZM135 191H136V190H134L133 193H134ZM143 191H139L138 193L135 192L134 194L131 193V194H133V195H135V196L137 195V197L134 196V198H132L133 195H131V197H130V195L127 196L128 194L125 195V196H124V195H120V196H121V198H120V196H119L120 193H119L118 195H116L117 198H120V199H122V198H124V197L126 198V199L124 198V200H122V202L124 201L123 203L121 202V200H120V201L117 200V198L114 196L116 199L114 198V200L112 201L113 204L116 203V204L118 205L119 202L122 203V206L119 204L120 206L118 205L117 207H115L116 210H115V208L112 207V206H111V207L109 206L110 208L108 209V205H107V203H109L110 200H108L106 204H105V203L103 204V202L101 203V201H102L104 198H103V199H100V197L98 196L99 198H98L97 202L101 203V204H100L101 207H100L99 204H98V205H99L100 208H99V207H96L97 204H93V205H96V206H95V207H96L95 211L98 212V214L100 213L101 215H103V214L101 213L102 211H100V210H103L104 213H106L105 209H103V208H107V209H106V210H107V215H105V216H109V217H108V218L106 217V219H105V218H103L104 215H103V217H101V216L99 215L101 218H100L99 216H96L97 219H98V217L100 218V220H101L102 218H103V219H102L101 221H98L99 219H98V220L95 219V220H97V221H95V224L92 222V220L89 222V220L86 219V220L88 221V224L91 223L92 226L94 225V227H92V226L89 224L90 228H89L88 224L86 225L87 221L85 222L84 225L82 224V225H83L82 227L79 225V224L83 223V222H81V221H84V219H83V218H82L83 220L81 219V214L78 215V213H77L78 216L75 215V213H76L77 211H79V210H76V211H74L75 209L73 210V208H74V206H75V201H73V202H74V205H73L72 207L70 206V208H71L70 210H71L73 213L75 212V213H74L75 217H76V218L80 217L81 221H79L78 219H76V218L74 217L73 213H72V214L70 213L71 211H69V213H67L68 216H67L66 221H67V220H68V222H69V221H72V219H74V218L76 219V221L78 220L77 223H75L74 221H73V222H70V223H72V224L74 223L72 226H74V225H76V226L79 225V226H80V227H79V228H80V231H79V229H77V227H78V226H77L76 229L79 231V233H78V231H76V232H77L78 234H80V233L82 232V234H83V233H84V230H83V229H85V232H86V230L88 231L89 229L92 230L91 228H95V225H97V224H96L97 222H98V225L101 224L100 227H102V226L104 227V226H106V225H107L108 227L111 226V223H110V224H107L108 221H112L113 219H115V221L118 220L119 214H117L116 212H118V211L123 212V209H122V208L125 206V204L128 203V202H130V201H131L130 204H132V200H134V199H136L135 201H138L139 198H140V199H141V198H144V200L148 203V201H151V195H154V193L156 192L155 196H156V195H159V196H157L158 199H157V197H156V198H153V196H152V198H153L154 200L157 199V202H154V200L152 199L153 203H152V201H151V205L154 206L153 208H157V210H160V211H161V208H162V210H163V209H165L166 206H167V208H171V207L173 208V207H175L174 204L177 202V205L179 204V207L177 206L179 209H177V207H176L175 209H173V211L169 212L170 209L167 210V208H166V209L164 210V212H165V213L163 214L164 216H162L161 218H160L159 213H161V212H163V211H161V212L159 211V212H158V211L155 210V209H153L154 211H152V209H151L152 207L150 208L151 211H152V212H150V213H151V214H154V216H155V214L157 215V216H156V217H158V218H157V222H158V221H159V222L162 221V224L160 225V223H159V225H160L161 227H163L164 229H165V227H167V229H168V230H167V229L164 230V229L162 228L164 231H163L162 229L160 230L161 233L163 232L161 235H160V233H157V231H159L158 227H157V229H156V228L154 229V227H156L157 224L153 223V222H156V221H154L153 219H155L156 217H154L153 215H152L153 217L150 216V215H151V214L149 213L150 210L148 209L149 206H147V205H149V203L147 204L146 202H145V203H146V213H147V214H144L143 212H142V214H144V216H146V217H147V215L149 214V217H150V218L152 217L153 219H151V221H150V219H149V217H148V221H147V223H149V224H148V230H146L147 228L145 229V226L147 225V223H146V219H147V218L145 219L144 216H141V217H140L139 214H141V213H139V212L137 213V211H136V209H138V206H139L138 204H139L140 202H141V204H144V203H142V202H143L142 199H141L140 202L138 201V204H137V202H135V201L133 202V203H136V206L138 205L137 207H133V208H134V212H132V213H135V212H136L135 214L138 216V218H137V216L135 217V215L133 216L134 219L137 218V220H133V224H132V222L130 221V218L128 217L129 215L127 216V214H126V213H130V212H129V209H124V211L128 210L126 213H124L125 218H124V215L122 216L123 213L118 212V213H120V217H119V219L121 220V221H120V224L122 223V225H123V224L125 223L124 220L121 219V217H123L127 223H128V221H130L131 224L134 225V227H133L132 229H131V226H130V229H127V228L125 229V228H124V229H125V230H124L123 228H121V230L123 231V233H122V232L120 231L119 227H123V226H119V223L116 222V223H118V228H117V227H116L117 224H115V229L117 230V232L120 231L119 233H122V234H121L122 237L118 234V238L121 237V238H120L121 240H120V239H119V240H120V242H122V243L125 245V247H126L125 252H123V255H124V256L121 255V256H123V257H122V260H123V261L120 260V263H121V264H122L123 262H125L126 260H128V261H126L127 264H131V263H129V261H130V262L132 261V264H137V263H138L137 260L141 262V260H142L141 258H144V259H145L147 256H149V257H147V259H145V260L143 259V260H142V261H144L143 263H147V260H148V258H149V260H150L151 262L148 260V262H150V263H148V264H151V263H152V264H153V263L156 264L157 262H155V261H159V262L157 263V264H159L160 261H161V260H159V259H161V254H162L161 252L163 251V248H164V247L161 246V245L165 244V243H162V242H161V244L159 245L160 241L162 240V238H160V237H162L163 234H164V236H165L166 233H168V232H170V231H172V230H173V231L176 230L177 233H178V234L176 233V235H180L181 233L179 234V232H182V231H178V230H182L183 228H184V229H187L186 227H188V223H189L190 220H188V221H187L188 223H186V219H187V217H188V219H189L190 217H192L194 223H196L195 220L197 221V223L195 224V228H196V225H197V224H199L198 227H199V226H202V225H200L201 223H202V224L204 223V226L206 225V227L211 225V223H210L209 225H207V224H208L210 221L212 222V220H209V218H211L212 216L210 217V216H208V215H210V214H211L210 212L213 210V209H211V208H213V206H214L213 204H212V205L210 204L211 207H209L210 205L208 204V205H209L208 208L211 209V211H210L207 207H206L207 210L205 211L206 208L201 209V208H203V207H202L203 204L201 203L202 201L199 202L200 200L197 199V197H196L195 200H199V201H195L196 203H193V204H196V206H197V205L199 206V203H200V206H201V207L199 206V208H198V207H195V208H194L193 205L189 202V204L192 205V206H189V207H191V208L193 207V209H192L193 211H194V209L196 210V209L198 208V209H197L198 211L196 210V211L193 213L192 216H191V214H190V216H189V212L191 213L192 210L189 211V212H188V215H187V211L189 210V208H188L187 211H186L185 207H180V205H181V206H185V204H186V207H188V206H187L188 202H187V203H184V199L182 200L183 197H182V196L180 197L181 194H180L179 196H177V195L175 196V195H174L175 198H177V197H178V198H179V197L181 198V199H176V200H178V201H176L175 198H174V200H173V198H171V200H173V201L175 202V203L173 202L174 204H172V201H171L170 199H166V200H169V201H171V202L169 203V202L166 201L167 204H166L165 201H164L165 203L162 202V203H163V207H161V208L159 209L158 207H160V206L162 205V204H160L159 201H161L162 199H165L166 196L163 195V196H165V198H162V196L159 194V193H161V192L158 193L157 191H154V192H153L152 190H150V194H151V195L148 194L149 192H147L148 195H147V194H146V195H147L148 197L146 196V198H148V200H146V199H145V195H142V194H144ZM160 191H161V190H160ZM178 191H179V190H178ZM73 192H74V191H72V193H73ZM76 192H77V191H76ZM83 192L80 191V194L83 193ZM100 192H99V193H100ZM179 192L181 193V192H183V191H179ZM199 192H200V191H199ZM199 192H198V193H199ZM15 193H14V194H15ZM69 193H70V192H69ZM72 193H71V194H72ZM78 193H79V192H77L76 194H78ZM109 193H106V194L110 195ZM157 193H158V194H157ZM177 193H178V192H177ZM11 194H12V192H11ZM14 194H13V195H14ZM23 194H24V193H23ZM23 194H22V195H23ZM38 194H39V192H38ZM71 194H69L70 197H71ZM73 194H74V193H73ZM87 194H88V193H87ZM103 194H104V193H103ZM115 194H117V192H116ZM172 194H173V193H172ZM172 194H171V195H172ZM175 194H176V192H175ZM16 195L18 196V194H15V197H16ZM22 195H21V196L19 195L16 199H18L19 197H22V198H23ZM24 195H25V194H24ZM26 195H27V193H26ZM94 195H95V194H94ZM99 195H100V194H99ZM101 195H102V194H101ZM113 195H114V194H111V197H112ZM141 195H142L143 197H141ZM183 195H186V194L183 193ZM10 196H11V195H10ZM33 196H34V195H33ZM64 196H65V197H64ZM69 196H68V197H69ZM84 196H86V198L91 197L92 200H93V198H94V197H93V194H91V196L88 194V197H87V195H84V194H81V196H79V194H78V196H77V198L79 199L78 202H79V203H82V205L84 204L83 201L87 200ZM95 196H96V195H95ZM122 196H124V197H122ZM160 196H161V198H159ZM174 196H172V197H174ZM0 197H1V194H0ZM15 197H14V198H15ZM39 197H40V200H41V198H44V197H45L43 200H41L43 203H44L45 200H47V201H45V205H47V206H46L47 209H45L46 207H43L44 211H43V210H42V211H39V209H38L39 207L36 208L34 205H31L32 202L30 201V199H32V201H34L35 199H36V200L38 199V201L41 202V201L39 200ZM70 197H69V198H70ZM72 197H73L72 199H74V196H73V195H72ZM81 197H84V198H83L84 200H82V202H80ZM104 197H105V196H104ZM111 197H108V198H111ZM127 197H130V198H131L130 201H126V200H127ZM167 197H168V196H167ZM169 197H170V195H169ZM169 197H168V198H169ZM184 197H185V201H186V196H184ZM1 198H2V197H1ZM29 198H30V199H29ZM54 198H55V197H54ZM75 198H76V197H75ZM101 198H102V197H101ZM106 198H107V196H106ZM112 198H113V197H112ZM149 198H150V199H149ZM188 198H189V196H188ZM188 198H187V200H188ZM4 199L7 201L6 198H4ZM4 199H2V200H4ZM26 199H27V201H26ZM28 199H29V202H31V203L28 202ZM88 199L90 200V198H88ZM128 199H129V198H128ZM159 199H161V200H159ZM36 200H35V202H36ZM54 200H56V203H55ZM67 200H68V201H67ZM99 200H100V201H99ZM106 200H107V199H106ZM106 200H105V201H106ZM53 201H54V202H53ZM125 201H126V202H125ZM0 202H3V201H1V199H0ZM8 202H10V201H8ZM11 202H12V201H11ZM22 202H23V203H22ZM35 202H34V204H35ZM46 202H50V203H49V204H48V203L46 204ZM90 202H92V201L90 200ZM178 202H179V203H178ZM181 202H182V203H181ZM3 203H4L3 205L5 206V203H7V202L4 201ZM36 203H37V202H36ZM58 203H59V204H58ZM94 203H96V202H95V198H94ZM157 203H158V206H156ZM180 203H181V204H180ZM0 204H1V203H0ZM38 204H39V203H38ZM38 204H35V205H36V206H40L42 203L39 204V205H38ZM56 204H57L58 206H57ZM72 204H73V203H72ZM76 204H77V203H76ZM123 204H124V205H123ZM153 204H154V205H153ZM168 204H169V207H168ZM170 204H171V207H170ZM201 204H202V205H201ZM3 205L1 206L3 210L0 208V209H1L0 212L2 211L1 214H3V215L5 216V215L7 214V211H8V212L10 211L11 214L14 215L13 212H15V209H14V211H13V208H11V207H13V206L10 207V205L7 204L8 207H7V206L4 207ZM42 205H44V204H42ZM42 205H41V206H42ZM45 205H44V206H45ZM59 205H60L61 207H60ZM69 205H71V204H69ZM77 205H78V204H77ZM80 205H81V204H80ZM103 205H104V206H103ZM106 205H107V206H106ZM109 205H112V203L109 204ZM126 205H127V204H126ZM151 205H150V206H151ZM33 206H34V207H33ZM41 206H40V208H41ZM78 206H79V205H78ZM102 206H103V208H102ZM105 206H106V207H105ZM113 206H114V205H113ZM128 206H129V203H128V205L125 206L124 208H126V207L128 208ZM132 206H134V204H133ZM140 206H142V205H140ZM140 206H139V208H140ZM155 206H156V207H155ZM75 207H76V206H75ZM79 207H81V206H79ZM82 207H83V206H82ZM82 207H81V209H82ZM118 207H119V209H118ZM120 207H122V208H120ZM129 207H130V206H129ZM147 207H148V208H147ZM6 208H10V209L7 210ZM24 208H25V209H24ZM63 208H61V209H62V210H65V208H64V209H63ZM101 208H102V209H101ZM113 208H114V209H113ZM4 209H6V210H5L6 212H4ZM11 209H12V210H11ZM76 209H77V207H76ZM78 209H79V208H78ZM97 209H98V210H97ZM130 209H131V208H130ZM140 209H141V208H140ZM140 209H139L138 211H140ZM142 209H143V207H142ZM147 209L149 210L148 212H147ZM199 209H201V215H199V213H200V210H199ZM18 210H20V209H18ZM40 210H41V209H40ZM46 210H48L47 213H46ZM112 210L114 211V214H113V212H111ZM171 210H172V209H171ZM12 211H13V212H12ZM16 211H17V210H16ZM130 211H133V210L131 209ZM143 211L145 212L144 209H143ZM156 211L158 212V214H157ZM203 211H205V212H203ZM3 212H4V213H3ZM38 212H39V214H41L42 212H44V214H43V218L39 217V216H41L42 214L39 215V214H37ZM59 212L62 213L63 211L61 212V211L59 210ZM64 212L66 213V211H64ZM67 212H68V211H67ZM79 212H81V211H79ZM153 212H154V213H153ZM166 212H167V213H166ZM168 212L171 213V216H174V215H175V216H177V217H170V215L168 216ZM207 212H208L209 214H208ZM21 213L24 214V215H22ZM28 213H30V214H28ZM45 213H46V214H45ZM60 213H58V214H60ZM202 213H203V214L206 213V214L203 215V216H206V215H207V216L204 217V218H202L203 220H200V223H199V218L201 219ZM11 214L9 215V217H13V215L11 216ZM15 214H17V213H15ZM48 214H49V215H48ZM69 214H70V217L73 216L74 218L71 217L70 220H69V219H68V218H69ZM98 214H96V215H98ZM109 214H110V215H109ZM111 214H112V215H111ZM115 214H116V215H115ZM142 214H141V215H142ZM161 214H162V213H161ZM178 214H179V217H178ZM194 214H195L196 216H199V218L194 217V216H195ZM31 215H32V216H38V217H37V218H36V217H32ZM47 215H48V217H49L50 219L47 217ZM50 215H51V216H50ZM117 215H118V216H117ZM7 216H8V214H7ZM7 216H6V217H7ZM111 216H112V217H111ZM116 216H117V218H116ZM203 216H202V217H203ZM31 217H32V218H31ZM65 217H66V214H65ZM126 217H127V219H126ZM142 217H143L144 219H143ZM193 217H194V218H193ZM13 218H14V217H13ZM13 218H11V222H10V218H9V219H8V223H6L7 221H5V220H7L6 218H5L4 222H3L2 220H0V222L2 221L4 224H7V225H5V226H6V227L8 226V229H10L9 227H11V225L13 224V221H14V223H15V224H13V226H17V224L20 222V221H19V222L16 221L15 218H14L15 220L12 221ZM34 218H35V219H34ZM40 218H41V220H40ZM55 218H54V219H55ZM110 218H111V219L113 218V219L111 220ZM139 218H140V219H139ZM162 218H163L164 221L161 220ZM47 219H49V220H47ZM64 219H65V218H63V220H62V223H63V224H61V222H60V225H59V226H56V225H55L56 227H59L58 230H60V229H62V228H64V230H62V231H61V230H60V231L57 230L58 233L56 232V234H54V233H55L54 230H53L54 232H53V231L49 232L50 230H47L46 227L44 228L46 231L49 232V233L46 232L47 234L45 233V236L48 235V236H46V239L49 237V235H50V238H52L53 234L55 235L54 238H57V237H58L57 239H59V238H60L59 235H60V234L62 235V232H63L64 234H63L61 237L65 238V237H66L65 234H66V235H67V238H69V235H68L67 233H68L69 230H71L72 228H70L69 230H67L68 227H67V229L65 228V227H66L68 224H70V223L66 222ZM132 219H133V218H132ZM192 219H191V220H192ZM204 219H207V220H209V221L204 220ZM34 220H35V223H34ZM37 220H39V221H37ZM50 220L53 221V222H51ZM155 220H156V219H155ZM36 221H37V223H36ZM44 221H45V224H44ZM49 221H50V222H49ZM105 221H107V222H105ZM149 221H150V222H149ZM152 221H153V222H152ZM204 221H206V222H204ZM2 222H1V223H2ZM25 222H26V221H25ZM32 222H33V223H32ZM64 222L66 223V225H65ZM78 222H79V223H78ZM99 222L104 223V225H103L102 223H99ZM123 222H124V223H123ZM134 222H135V223H134ZM163 222H164V226H165V227L162 226V225H163ZM207 222H208V223H207ZM9 223H10V224L12 223V224L10 225ZM38 223H39V224H38ZM52 223H53V224H52ZM67 223H68V224H67ZM112 223H114V222H112ZM145 223H146V225H145ZM150 223H153V224L150 225ZM191 223H192V222H191ZM191 223H189V224H191ZM205 223H207V224H205ZM4 224H3V225H4ZM21 224H22V223L18 224L19 227H18V228H15V229H20V228L23 229V227H20ZM42 224H44V225H42ZM105 224H106V225H105ZM125 224H126V223H125ZM125 224H124V225H125ZM154 224H155L156 226H155ZM9 225H10V226H9ZM98 225H97V226H98ZM113 225H114V224H113ZM152 225H154V227H153ZM159 225H158V226H159ZM186 225H187V226H186ZM228 225H229V224H228ZM21 226H22V225H21ZM61 226H62V228H60ZM64 226H65V227H64ZM72 226H71V227H72ZM97 226H96V228H97ZM126 226H127V225H126ZM126 226H125V227H126ZM160 226H159V228H160ZM193 226H194V225H193ZM3 227H4V226H3ZM6 227H5V228H6ZM69 227H70V226H69ZM85 227H86V228L88 227L89 229H88V228L86 229ZM108 227H107V228H108ZM146 227H147V226H146ZM152 227H153V228H152ZM206 227H205V228H206ZM5 228H4L3 230H5ZM81 228H82V230H81ZM111 228H112V227H111ZM111 228L109 227L108 230H110ZM113 228H114V227H113ZM203 228H204V227H203ZM205 228H204V230H205ZM24 229H25V228H24ZM24 229H23V230H24ZM38 229H39V228H38ZM65 229H66L67 231H66ZM98 229H99V228H98ZM104 229H106V228H104ZM115 229L112 230V231H115ZM153 229L155 230V234H156V235L153 234V231H152ZM184 229H183V231H184ZM200 229L202 230V227H200ZM200 229H196V230L199 231ZM23 230H21V231H22L21 233H23L24 235H26V237H28V236H29V233H27V231L29 232L30 230L25 229V230H27V231H25L26 234L24 233ZM33 230H34V229H33ZM72 230H74V228H73ZM99 230H100V229H99ZM156 230H157V231H156ZM201 230L199 231L200 233H201ZM11 231H12V232H11ZM19 231H20V230H19ZM19 231H18V232H19ZM31 231H32V229H31ZM31 231H30V233H32V234H33V232L36 233V230H34V231H32V232H31ZM112 231H111V232H112ZM149 231L151 232L152 235L150 234ZM205 231H206V230H205ZM7 232H8V233H7ZM10 232H11L10 234H12V236H13L14 234L18 233V232H16V231L14 230V227H13V229H10ZM15 232H16V233H15ZM38 232H39V231H38ZM66 232H67V233H66ZM76 232L74 231L76 237H74V235H72V234H73V231H70V232H69V234L72 233L71 235H72L73 237H72V236L70 237L71 240L66 239V240L70 241V242H68L69 244H68L67 242H65V241H62V242H61V243H62V247H63V242H64V245H66V246L68 247V248L66 247L67 250L70 248V246L73 247V248H70L69 251H71V250L74 249V248H75V250L78 248L77 250L79 251V254H80L81 256H82L83 254H86V253H87V255H83V256H86V257H89V256H88V255H89L88 253H90V255L92 254L91 257H95V254H98V252H96V251L98 250V251H100V254H98L99 256L97 255L98 257H101V258H104V257H105L106 260L110 261V262L107 261V262L105 263V261L102 259L103 261L101 262V261H99V260H101V258L98 259V257H97V260L100 262V264H102L103 262H104V264H107V263L112 264V261H114L116 258H118V256H120V255L118 254V252L121 253V250H120V251L117 250L118 252L116 251V252H115L116 255H114L113 257L110 255V253H113V250H112V249H111L112 252H110V253H106L107 251H108V252L110 251L111 246H112V248H113L114 245H119V243L116 244V242H115L113 245H110L111 243H113V241H117L116 239H118L117 236L114 234V233H117L116 231H115L114 233H112V236H111V234H109L110 231L108 232V234H109L111 237L116 236L115 238H112L113 240L111 239V237H110L109 235L107 236V235L105 234V235H106L107 237H109V238H106V237H105V235H104V232H106L105 230H104V232L101 231V232L99 233L100 236H101V233H103V236H102V237H100L99 234H98V236L93 235L94 237L96 236L97 238L100 237L101 240H102V238H104V239L106 238V239H108V240H106V239L104 240V239H103L104 241H101V240H97L96 237L94 238V237L92 236L93 239H92L91 242H94V243H91V242H90V243H91V244L89 243L90 249L87 248L88 250H85V251H83L84 248H82V247L84 246L85 249H86V245L78 246V245L75 244L74 242H73V244H70L72 241H74L75 239H77V236H78V235H77ZM186 232H188V230H187ZM195 232L197 233V231H195ZM195 232H193V233L195 234ZM5 233H7V236H6V234H5V236L8 238L9 230H7V228H6V232H5ZM41 233H40V234H41ZM59 233H60V234H59ZM106 233H107V232H106ZM148 233H149V234H148ZM170 233H171V232H170ZM193 233H192V234H193ZM23 234L20 235V233H19L18 235H20V236H18V237H16V238H19V237L24 238L25 236H23ZM37 234H39V233H37ZM37 234H36V235H37ZM40 234L37 235V236H35V234H34L35 237H33V235H32L33 239H31V240H33V241H32V243L30 242L31 245H33V243H35V240H34L35 238H36V240H37V238H39L38 240H40V237H38V236H42V234H41V235H40ZM57 234H58V236H57ZM84 234H85V233H84ZM182 234H183V235H180V237L178 236L180 239H179L177 236H176V238L179 239V240H181V242H182V240H183L182 243H184V242H185L184 240H186V241H187V244H188V242H189V241H192V239H194V240H193L194 242L196 241L197 243H201V242L204 240V239H203L204 236H202V235H203V234H206V233L203 232V233L201 234V236H200L199 233H197V234H195V235H197V236H195L196 238L194 237V234H193V236H192V234H190V235H191L190 237L187 235V233H186V234H185V233H182ZM184 234H185V235H184ZM188 234H189V233H188ZM198 234H199L200 237L198 236ZM80 235H81V234H80ZM157 235L160 236V237H159V236H158V237H159L161 240H160L159 238H157ZM166 235H167V234H166ZM186 235H187V236H186ZM15 236H16V235H14V237H15ZM45 236H44V237H45ZM119 236H120V237H119ZM185 236H186L187 238H186ZM9 237H10V235H9ZM26 237H25L24 239H26ZM165 237H167V236H165ZM188 237H189V238H188ZM197 237H198V238H197ZM205 237H206V236H205ZM30 238H31V237H30ZM41 238H42V237H41ZM63 238H62V239H63ZM78 238H79V236H78ZM163 238H164V237H163ZM184 238H186V239H184ZM191 238H192V239H191ZM201 238H202V239H201ZM44 239H45V238H44ZM52 239H53V238H52ZM57 239H55V240H57ZM62 239L60 238V241H61ZM95 239H96V240H95ZM195 239H196V240H195ZM198 239H199V240H198ZM200 239H201V240H200ZM17 240H22V239L19 238V239H17ZM38 240H37V241H38ZM42 240H43V239H42ZM49 240H50V239H49ZM53 240H54V239H53ZM63 240H64V239H63ZM110 240H111V241H110ZM119 240H118V241H119ZM165 240H166V242H168L167 239H165ZM205 240H206V238H205ZM23 241H24V240H23ZM23 241H21V242H23ZM97 241H98V243H97ZM99 241H101L102 244H99V243H101V242H99ZM118 241H117V242H118ZM193 241H192V242H193ZM198 241H199V242H198ZM206 241H207V240H206ZM206 241H205V242H206ZM103 242L106 243V244H108V247H107V248L105 247L106 244H104ZM110 242H111V243H110ZM163 242H165V241H163ZM194 242H193V243H194ZM24 243H26V242L20 243V241H19L18 244H22V245H24ZM95 243H97V246H96L97 248L94 249V247H93V250H92V249H91V246H95ZM185 243H186V242H185ZM185 243H184V245H185ZM16 244H17V243H16ZM67 244H68V245H67ZM103 244H104V246L102 247L101 245H103ZM203 244H204V242H203ZM205 244H206V243H205ZM22 245H19V246H22ZM76 245H77V246H76ZM87 245H88V244H87ZM98 245H99V247H102L103 250H106V251H103V250H102V251H103V252H102L101 249L99 250V249H98ZM109 245H110V248H109ZM192 245H193V244H192ZM197 245H198V244H197ZM197 245H196V246H197ZM89 246H88V247H89ZM106 246H107V245H106ZM164 246H165V245H164ZM194 246H195V244H194ZM194 246H193V247H194ZM202 246H203V245H202ZM79 247H81L83 250H82V249L80 250ZM115 247H118V246H115ZM123 247H124V246H123ZM123 247H120V246H119L118 248L121 249V248H123ZM157 247H161L162 250H161V248H159V250H158ZM198 247H199V246H198ZM198 247H196L197 249L194 247V248H195L196 250H198V251H196L195 249H194V250L192 249L193 251H196L197 254H196V252L193 253L192 250H191V251H188V253H191V252H192V254H191V255H192V260H194V257H195L196 255L199 256V255H198L199 252L201 253V250H202V249L200 250V248H198ZM200 247H201V245H200ZM204 247H205V246H204ZM204 247H202V248H204ZM60 248H61V247H60ZM64 248H65V247H63V249H64ZM66 248H65V249H66ZM118 248H117V249H118ZM63 249L58 250V252L61 251L62 254H64V257L67 258V260H68V258L73 257V256H71V255L73 254L74 251L72 252V254L70 253L71 255L69 254V255H70V257H69L68 254H67L68 251H67V253H64V251H62ZM107 249H108V250H107ZM156 249H157V250H156ZM176 249L179 250L180 248H176ZM182 249H183V251L185 250L184 246H183ZM182 249H181V250H182ZM91 250H92L93 253L91 252ZM94 250H96V251H94ZM153 250L158 251L159 254L161 253V254L159 255V256H160L159 258H158V257H157V258L155 257L156 254L153 256V253H152ZM178 250H177V253L179 252ZM203 250H204V249H203ZM78 251H75V252L78 253ZM82 251H83V252H82ZM88 251H90V252H88ZM114 251H115V250H114ZM123 251H124V249H123ZM156 251H155V253H157ZM160 251H161V252H160ZM75 252H74V254H75ZM80 252H81V253H80ZM84 252H85V253H84ZM94 252H96V253L94 254ZM77 253H76V255H77ZM101 253H102V254H101ZM115 253H114V254H115ZM150 253H151V257H153V258L155 257L156 259H155V258H154V259H153V258H150V255H149ZM158 253H157V256H158ZM163 253H164V252H163ZM175 253H176V250H175ZM180 253H181V251H180L177 255H179ZM184 253L186 254L184 257H186V256H187V250L184 251ZM56 254H57V253H56ZM60 254H61V253H60ZM60 254L58 253V256H59V257H60ZM79 254H78V256H80ZM93 254H94V255H93ZM103 254H104L105 256H104ZM121 254H122V253H121ZM125 254H126V255H125ZM182 254H183V252H182ZM182 254H180V255L182 256ZM195 254H196V255H195ZM76 255H74V256L76 257L75 260H77V259L80 260V259H81V260L83 261V263H82L81 260H80V261L78 260L79 262L77 261V262H76L77 264H79V263H82V264L87 263V264H88V262H89L88 260L91 259V257H90V258H87V259H88V260H87L86 257H83V256H82V257H83V259H82L81 256L78 257V256H76ZM101 255H103V256H101ZM175 255H176V254H175ZM177 255H176V257H178ZM188 255H189V254H188ZM191 255H190L188 258L186 257L187 260H185V261H183V258L181 257V258H180L181 261L178 260V263L180 264V262L183 261L182 264H184V262H185V264H186L187 262H188L187 264H196L197 262L194 263V261L191 260V258H190ZM41 256H42V255H41ZM66 256H68V257H66ZM126 256H127L129 259H126V260L124 261V259L127 258ZM197 256H196V257H197ZM59 257H58V259L60 260ZM64 257L62 256V260H60V261H63V260L65 261ZM124 257H125V258H124ZM179 257H180V256H179ZM199 257H200V256H199ZM39 258H40V257H39ZM111 258H114V260H112ZM120 258H121V257H120ZM123 258H124V259H123ZM3 259H5V258H3ZM42 259H43V256H42ZM42 259L40 258V260H42ZM73 259H74V257L72 258V261H73ZM118 259H119V258H118ZM140 259H141V260H140ZM151 259H152V260H151ZM184 259H185V258H184ZM36 260H38V261H36V262L34 261V262H35L34 264H36L37 262H38L37 264H39L40 260H39L38 258H37ZM59 260H58V261H59ZM67 260L65 261V263L67 262ZM91 260H92V259H91ZM94 260L96 261V259H94ZM94 260H93V262H92V261H91V262H92V263H96V262H94ZM189 260H191L192 263H190ZM196 260H197V259H196ZM43 261H44V260H42L41 262H43ZM64 261L61 262V264H65ZM84 261H85V262H84ZM118 261H119V260H118ZM118 261H117V259H116V263H117ZM121 261H122V262H121ZM145 261H146V262H145ZM179 261H180V262H179ZM186 261H187V262H186ZM198 261H199V258H198ZM1 262H2V261H1ZM54 262H55V261H53L52 264H54ZM91 262H89V263H91ZM4 263H5V262H2L1 264H4ZM56 263H57V261H56ZM59 263H60V262H58V264H59ZM73 263H74V262H72L71 264H73ZM97 263H98V262H97ZM42 264H43V263H42ZM46 264H48V263H46ZM66 264H67V263H66ZM113 264H114V262H113ZM124 264H125V263H124ZM138 264H139V263H138ZM141 264H142V263H141ZM163 264H164V263H163ZM198 264H199V263H198Z\"/></svg>", "mask_w": 264, "mask_h": 264}]
</instances>
